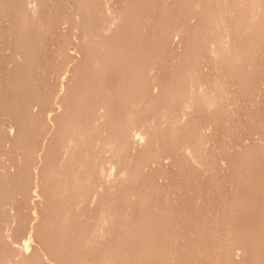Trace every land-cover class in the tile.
Segmentation results:
<instances>
[{
    "label": "bare ground",
    "instance_id": "6f19581e",
    "mask_svg": "<svg viewBox=\"0 0 264 264\" xmlns=\"http://www.w3.org/2000/svg\"><path fill=\"white\" fill-rule=\"evenodd\" d=\"M119 1V0H118ZM117 1V2H118ZM171 0H159L158 1V3H157V5H156V3L155 2H157L156 0H120L119 1V4H117L115 1H113L114 2V4L116 3V6H120V7H117L118 8V10H116V8L114 7V9H115V11L114 10H112V12H111V9H113V6H115L114 4H112V0H0V15H1V13H3V16L5 17V18H7V19H9V20H11L12 22H13V25L11 26V25H9L8 24V27L9 28H5V27H3V28H5L6 29V31L7 32H9L10 34V37H11V35H12V40L14 41H12L11 43H9V45H12V43H14L15 44V46L16 45H18V46H16V47H18V48H20V50H19V52L17 51V49H15V51H16V53L18 54H20L21 56H24L25 55V52H26V54L28 53V54H31V56H33V58L34 59H36V56H34L35 54V50L37 49V50H39V52H41V54H44V53H42V51H40V49H38L40 46H42V45H45V44H47V37H49V40H51L52 42L53 41H56L58 44H57V47L59 48H57L58 49V51H57V49H56V54L54 55V50H52L53 51V55L54 56H56V55H58L59 54V56H57V58H54V59H57V61L59 62V61H61V62H59V64H56V63H54L55 65H58V66H56V68H55V66H54V64H52L53 63V61H52V63H51V61L50 60H52L53 59V55H51V53H49L48 54V56L50 57V56H52V59H50L49 57H47V58H49V60H47V62H50L51 63V65H52V68L50 67L51 65H50V63H49V65L47 64V62L45 63V64H43V66H42V64H41V66H39L38 67V63L37 62H40L41 61V59H42V57H41V59H40V56H39V58H37V59H39L36 63L38 64L37 65V69L35 68V67H33L34 65H36V64H34V63H32L33 64V66H31L30 67V65L28 66V65H25L24 63H28L27 62V60L29 61V59L27 58H25L26 59V62L24 61V63H23V60H22V64H23V66L22 65H20L21 64V62H20V64L19 63H17V64H19V65H17V66H12L11 67V69L13 68V71L12 72H14L13 73V75L17 72L16 70H21L22 71V69L20 68L21 66H22V68H23V73L26 71V73H25V75L23 74V73H21V72H19V73H21L20 75H21V77L22 76H24L23 78H25V81H26V78L27 77H25V76H29V75H33V73L34 72H36L37 70H39V71H43V69L41 68V70L39 69L40 67H45V68H47L46 66H49L48 68H51V75L50 76H54L55 74L54 73H56V74H59V73H61L62 74V72H65V71H67L68 69V71H70L71 70V72H72V70H76L77 72H79V74L77 73V74H75V75H77L78 76V81L75 83V86H73L72 85V87H73V90L72 91H70V93L69 92H66V95L65 94H62V92L63 93H65L62 89H59V91H58V93L56 92V95H55V98L57 99L56 101H55V107H56V105H59L60 106V108H62L63 106H65V105H67V107H69L68 108V110H67V119H69L68 121H67V119L65 120L66 122H64V123H62V124H58L60 127L59 128H61L60 130H62V132L64 133L63 135H67L68 136V138L69 139H67V136H66V139L67 140H65V136H63V140H60V141H55L54 139H50V140H48L49 142H46L47 143V146L45 147V152H46V158H45V161H47L46 163L50 166V168H51V170H50V172H53L54 174H55V178H56V180H57V183L56 184H53L51 187L49 186V185H51L49 182V185H47L48 183H45L46 184V186H48L49 188L47 189V190H50V191H48L49 193H51V195H52V198H51V196L50 195H48L50 198H51V200L49 201L48 199H49V197L47 198V200L51 203V201L53 200V198L55 199V203H53V205H54V207H53V209H51L52 207L51 206H53V205H49V202H47V203H45L44 205H47L46 207H48L47 209H46V207H45V209H46V211L45 212H47L48 213V211H49V219H47V220H45V221H42V222H37L36 221V219H37V217L36 218H33V220L35 221V223L37 222V225H38V228L40 229V230H38V231H40V235L41 236H43L44 237V240H45V242H43L41 239H43V238H41L40 239V241H42V243H44L43 245V247H44V249H43V247L41 248L40 246H42L41 244H37V246L39 245V248H29V246H30V241L31 240H34L35 239V237H37V233L36 232H38L37 231V229L36 230H34V234H33V236H34V239L31 237V235L29 236V234L28 233H31V231H32V228L34 229V227H36V226H34L35 224H34V222L32 221V218L30 219V222L28 221L29 219H26L27 217H25V219H24V217L23 216H21L22 215V213H23V215H25V213L26 212H28L29 210V205H31L32 206V204H30V203H33V202H31L30 201V203H29V200H31V199H28V196L27 195H25L26 193H25V190L26 189H28L29 190V188H26L25 186L27 185V184H30V183H28V180H27V178L29 179V182H32L31 180V178H29L30 176L29 175H31V174H29V173H31L30 171H28L29 173L27 174V170L26 169H28L27 168V165H26V169H24L25 168V166L23 165V167L24 168H19V169H21V173L19 172V174L20 175H17V172H16V170H15V172H14V170H11V168H8L7 169V172L8 171H13L14 173H16V174H14V175H17V176H21V174L23 173H25L26 172V174L28 175V176H26L25 177V183H27L26 185H22L23 184V182H24V180H23V182L21 181V182H19V183H21V187L23 186V188H26L25 190L24 189H21V187H19V190L21 189L24 193V196L27 198V199H24L23 197H22V191H17L16 189H17V187L19 186H17V187H14V189H15V192L18 194V192L21 194V198L22 199H24L22 202H24V201H26V203L24 202V206L22 207H20V205L18 206V208H16L15 207V209H17L16 211L18 212V210L19 209H23V208H25L26 207V205L28 204V207H26V208H28L27 209V211H26V209H25V213L24 212H22L21 213V211H19L18 213H20L19 214V216L22 218L23 217V219H18V217H16L18 220H19V222H17V223H20L21 222V220H24V221H22L23 223L24 222H26V223H31V221L33 222V226L34 227H32L31 228V231L30 232H26V234L28 235L27 237H30L31 239H28V240H30V241H28L27 240V242L29 243V246L28 247H26V249L28 250V248L29 249H33V250H36V251H34L33 253H36L37 252V254H35L34 256L35 257H33V254H32V259H26V258H28L29 256L31 257V254H30V250H29V252L27 251V255H28V257L25 255L26 254V251H24L23 249H25V247L24 246H26V245H22L23 247L21 248H19V246L18 247H16L15 246V244L14 243H12L13 242V240H12V242H11V240L8 238L9 236H10V231H14L15 229H19V228H16L17 227V225H19V224H15L16 222H15V220H14V216H13V214L12 213H9V212H11V210L8 212L7 210H6V208H4L3 206H8V205H6L7 203H8V201H9V197H11V198H14L15 196V192H14V189H11V188H13V187H11V188H1V190H0V192H1V196H0V203H2V209H0V264H134V263H137V261H139V263L141 262L140 260V255H139V253L141 254V256L143 255H145L143 258H144V260H142L143 262H142V264H174V262L172 261L173 259L175 260L176 258H177V261H178V257L176 256V257H173V256H171V255H173L172 254V252H174L176 249H173V247L171 248V246H172V243L174 242V237L173 236H175V238L176 239H179V235H180V237H181V234H182V232H180L179 230H177V229H179L180 228V226H178L177 224H185L186 222H191V221H193L191 218H196V219H198L197 221H199V218L198 217H200L201 216V211L202 212H204L203 214H202V216L201 217H205V211H203L205 208H204V206L202 205V203H201V205H202V209H198V207H201V205L199 204V203H197L196 205H200V206H198L196 209V211L198 212V210H199V213H197V215H199L200 214V216H195V214L193 215V213L195 212L194 211V207H196V205L194 204L195 203V201L198 199V198H200L199 196H197L198 194H200V193H198L199 192V190H197L196 189V191H195V189H194V191H195V193L197 192V194H196V196H190V192H192V190L190 191V186L191 185H189V184H185V186L186 185H188L189 187H187V188H185L186 190L188 189V192H189V195L187 194V191L186 192H184V193H186L187 194V196L188 197H190V198H192V197H194V203H187L188 201L186 200V203H184V205L182 204L181 205V202H183V201H181L180 202V205L181 206H185V204L186 205H189L188 207H190V204H191V207L190 208H192V205L194 206L193 207V212H190L189 214L192 216V217H190V219H191V221H188L189 219H187V221L186 222H184L185 220L183 219V218H186V217H184V215H182V214H179V215H177V213H182V212H180V211H183V210H179L181 207L180 206H178L179 204H177L176 202V200L177 199H180V197H181V195H180V197L178 198V196H179V194L181 193V187L178 185V183L176 184L175 182V184H173V183H168V181L170 182V178L173 176V175H171V177L169 178V174H167V175H169V176H167L166 175V177H167V179H168V181H167V179L165 178V173H164V176H163V172H164V170H163V172L162 171H159V169L158 168H160L161 166H159V164L157 165L156 163V160H157V157H159V155H160V147H159V153H158V151H155V153H154V155L152 156V158L151 159H153V158H155L156 160L154 161V162H152V161H150L151 159H146L147 161H149V162H152L154 165L156 164L157 166H159V167H157L156 165V168H157V170L159 171V172H157V177L154 175V178H152L153 177V175H151L150 174V171L149 170H146V171H148L149 172V175L151 176V180L148 178V177H150V176H148V174L146 175V176H144V175H140L141 176V178H143V176H144V180L142 181V180H140L141 178H139V180L137 181V172H139L140 174H142L141 173V171L140 170H142L143 168L141 167V169H140V167L137 169L138 171H136V170H134L135 169V167L136 166H133V162H135V163H137L136 165L138 166L139 164H138V162H136V161H132L133 160V158H132V156H131V158H132V160L130 161V165H132V166H130L129 165V163H127L128 165L126 166V164H124L123 163V166H122V162L121 161H123L124 162V160L129 156V155H131L130 153L132 152V147H130V146H132L131 145V141H132V138H134L133 139V141H135V139L136 138H138V137H134L135 135H133L132 136V127L133 126H136L135 124L136 123H138V122H136V118L137 117H139V118H141L145 113H147V112H150L147 108L150 106V105H154V104H156V106H157V102H158V104H159V102H161V101H163V104H164V101H167L168 100V102L170 103V100H172L171 99V97L173 96L174 98H173V102L175 101L176 102V104H178L177 102L179 101V103L181 104V102H182V96H185V95H183L184 93H182V91H184V90H182L181 89V87L180 86H182V85H180L179 84V87H180V89H181V91H180V89L176 86V87H173L172 86V84H171V86H172V91L169 89V91H171L172 92V95L170 96L169 94V92H167L168 93V95L166 94L165 95V97H160V99H158V97H157V99H152L151 98V96L148 94V92L149 93H151V91H148V90H146V89H148V87L146 86L147 84L145 83V80L146 81H148V78H149V76H150V74H151V72H153L154 70H155V66H156V64H157V62L159 63V61L161 60V59H163V62H164V58L165 57H167L166 55H165V52H163L162 51V49L164 50V46H163V44L165 45L167 42L169 43V41H170V36L171 35H174V36H178L179 35V38L180 39H182V40H184V35L185 34H187V33H185V31L186 32H190L191 30L190 29H188L189 31H187V30H185L186 29V25H188V21H189V19H184L185 21L186 20H188V21H186L187 22V24L185 25V23H183L184 24V26H185V29L184 28H182V25L183 24H181V26H180V23H182V22H180V20L178 19L177 20V16H175V14H174V16L172 17V13L171 14H169V15H167L168 14V12H167V9H169V8H171L170 7V5H172V3L174 4V2L173 1H177V0H173L172 2H170ZM202 1H206L205 3H207V2H209L210 1V3L212 2V0H196L195 2L198 4V2H200V4L202 3ZM219 1V4H220V1L221 0H218ZM217 1V2H218ZM237 1V0H236ZM235 0H233L232 1V4H233V2H236ZM246 1V0H245ZM248 2H252V0H247ZM246 1V2H247ZM261 1H263V0H261ZM261 1H259V2H261ZM110 2H111V4H110ZM180 2H181V6H182V8L184 9L183 11L185 12V10L186 9H189V8H191L190 9V11H193L192 10V6H193V0H180ZM180 2H178V3H180ZM223 3L222 4H225V6H227L228 8L227 9H229V4H231V3H229V1H227V3L225 2L224 3V0L222 1ZM255 2H257V0L256 1H254V3ZM171 3V4H170ZM194 4V5H197V4ZM203 4L202 3V8L203 9H206V10H204L205 11V13H208V12H206V11H208L209 10V16L211 15L210 13H211V8L209 7L210 5H207V4ZM262 3H264V2H262ZM261 3V4H262ZM109 4V5H108ZM200 4H198L199 6H200ZM237 4H239V6H235V5H237ZM237 4L235 3V4H233L235 7H239V8H237V9H239L240 10V13H239V11H237V9L236 10H234L235 8L234 7H232V10H234V11H237V13H239V15H240V17L238 16L237 18H236V16H235V18H234V20H236L237 19V21H235V26H234V30H235V32H236V34L235 35H237V32H240L241 31V34H242V31L243 30H245V29H247V27L245 26V25H247V22H249V21H252V20H249L247 17H246V15H248V14H246L245 15V13H247V12H243L242 11V9L241 8H244L243 6H242V4H243V2H237ZM253 4V3H252ZM256 4H258V3H256ZM110 5L112 6V8L110 7ZM179 5L180 4H178V7H179ZM197 5V6H198ZM215 5V4H214ZM263 6H264V4H262ZM257 6V5H256ZM259 6V5H258ZM169 7V8H168ZM194 7H196V6H194ZM67 8H68V10H70L69 11V13L66 15L65 14V12L64 11H66L67 12ZM167 8V9H166ZM198 7H196V9H197ZM210 8V9H209ZM251 8H253V6L251 7ZM180 10H181V7L179 8ZM178 9V10H179ZM195 8H194V10H196ZM208 9V10H207ZM213 9V8H212ZM231 9V8H230ZM253 9H255V5H254V8ZM256 9H259V7L258 8H256ZM73 10H75L74 12L76 13V10L78 11V17H79V19H78V23H77V19L75 20L76 21V23H74L73 22V19L71 18V16L72 15H70L69 17L72 19V21L71 22H73L75 25L76 24H78L77 26H81L82 28L84 27V31L83 30H81V29H79V28H76V27H74V28H76V31H70L71 29H72V27L70 28V27H67V30H65L66 32H64V31H62L63 33L62 34H60L61 33V31H59L60 33V35L59 34H55L54 32L56 31V30H54L55 28H57V27H59L63 22V24L64 25H67V22L69 21V19H67L68 18V15L69 14H74V12H72ZM177 10V11H178ZM211 10V11H210ZM215 10V9H214ZM252 10V9H251ZM163 11H166V15L164 14V12ZM168 11H170V10H168ZM182 11V12H183ZM187 11V10H186ZM216 11V10H215ZM234 11H229V14H230V12L231 13H233ZM35 12V13H34ZM108 12H110V13H108ZM157 12V14H159V15H161L160 13H162L164 16L163 17H165V19H167V20H171V19H173L174 17H176V19L174 18L173 20H177V22L179 23V24H177L176 22H173V20H171L172 22H173V24H171V22H170V24L171 25H169V26H165V24H166V22L164 23L163 22V25H161L159 22L161 21V19H164V18H161L160 19V21H159V18L160 17H157V19H158V23L160 24V25H158V23H156V27H150L149 29V33L148 32H146V33H148V35H142L141 33H142V31H144L143 30V28H145V26H146V24L149 22L150 23V19L152 18V17H154V19H155V16H158V15H156L155 13ZM188 12H189V10H188ZM254 12V11H253ZM258 13H260V11H257ZM263 12V11H262ZM111 13H116V15H114V17H113V15L111 14ZM236 13V12H235ZM250 13V12H249ZM256 13V12H255ZM40 14V16H37V15H39ZM45 14H47L46 15V19H44L43 18V15H45ZM77 14H74V15H77ZM110 15V16H108L107 17V15ZM154 14H155V16H154ZM177 14V13H176ZM189 14H191V12H189ZM262 14V13H261ZM187 15V14H186ZM206 15H208V14H206ZM205 15V16H206ZM213 15H215V13L213 14ZM216 15H217V13H216ZM231 15V14H230ZM233 15V14H232ZM235 15V14H234ZM233 15V16H234ZM236 15H238V14H236ZM249 15H251V14H249ZM253 15V14H252ZM256 15V14H255ZM254 15V16H255ZM259 15V14H258ZM263 15V14H262ZM182 16V15H181ZM191 16V15H190ZM202 16V20L203 21H200V23L201 22H205L206 23V21H205V18L207 17H205V18H203L204 17V15L202 14V15H200V17ZM209 16H208V18H209ZM218 16V15H217ZM72 17H76V16H72ZM195 17H197V15L195 16ZM213 17H215L216 18V16H213ZM220 17V16H219ZM1 18H2V16L0 17V20H1ZM122 18H124L122 21V25L121 26H118V24L120 23V20L122 19ZM193 18V17H192ZM210 18H211V16H210ZM223 18H224V16H223ZM255 18V17H254ZM260 18V17H259ZM261 18H263L262 16H261ZM260 18V19H261ZM164 19V20H165ZM219 19V18H218ZM222 19V18H221ZM6 20V19H5ZM152 20L153 19H151V23H152ZM166 20V21H167ZM200 20V19H199ZM207 20H209V19H207ZM220 20V19H219ZM254 20V19H253ZM255 20H257V19H255ZM262 20V19H261ZM2 21H4L3 19H2ZM8 21V20H7ZM116 21H118V24H116L117 22ZM154 21V20H153ZM217 20L215 19V21H214V18H213V22H214V24H215V26H216V29H215V27L213 28L212 27V19H211V22H207L208 24H207V26H209L210 25V31H212V43H210L211 44V46H212V49H211V47H209L210 48V51H211V53L210 54H212L213 55V58L212 57H210L211 58V60L212 61H216V62H214V63H216V65L215 64H213L214 66H216L215 67V69L217 68L218 70H217V72H219L218 73V75H217V79H218V87H219V89H220V91L221 92H223V93H225V91L224 90H227V89H224V85H226V81L227 80H225L224 78H226V79H230V77H231V75H234V73L236 72V70H238V69H236L235 71H234V68L236 67H234V68H231L232 67V65L230 64L231 63V60H233V59H239V58H243L241 55L242 54H244V52L241 54L240 52L241 51H234L233 53L231 52V51H233V46L231 45V44H233V43H231L232 41H234V40H232V41H230V39L229 38H231L230 36H228L226 33L225 34H223L224 32H222L221 30V28H223V26H221V22L220 21H218L217 22V25H218V23L220 24V26H221V28L218 26L217 27V25H216V22ZM260 21V20H259ZM71 22H69V24L71 23ZM125 22V23H124ZM155 22H157V20L155 21ZM162 22V21H161ZM224 22V21H223ZM222 22V23H223ZM258 22V21H257ZM264 22V21H263ZM262 22V25L264 24ZM6 23V22H5ZM3 24V25H6V24ZM73 23H71V25L70 26H72V24ZM124 23V24H123ZM154 23V22H153ZM169 23V22H168ZM199 22L197 23L198 25H201ZM205 23H203V24H205ZM259 23V22H258ZM1 24V23H0ZM115 24L117 25V26H115ZM196 24V25H197ZM245 24V25H244ZM250 24V23H249ZM248 24V25H249ZM3 25H0V26H3ZM115 27H117V28H119L118 29V32H116L117 31V28H116V31H115V33L116 34H114V31H113V33L111 32L112 30H114L113 29V27L114 26ZM151 25V24H150ZM259 25V24H258ZM258 25H256V26H258ZM45 26V27H44ZM62 26V25H61ZM113 26V27H112ZM154 26V25H153ZM205 26H206V24H205ZM228 26H230V25H228ZM246 27L245 29H243L242 27ZM264 26V25H263ZM147 27V26H146ZM190 28H192L191 26H189ZM188 27V28H189ZM194 27V26H193ZM196 27V26H195ZM198 28H199V26H197ZM2 28V27H1ZM0 28V29H1ZM63 28V27H62ZM148 28V27H147ZM201 28V27H200ZM200 28H199V30H200ZM213 28V29H212ZM218 28H220V29H218ZM251 28H252V26H251ZM258 29H259V27H257ZM4 29V30H5ZM60 29V28H59ZM85 29H86V31H85ZM112 29V30H111ZM196 29V28H195ZM202 30L200 31V32H203V34H204V31H205V33H206V31H208V30H205V28H204V26L202 25V28H201ZM204 29V30H203ZM216 30V31H214V33H213V30ZM239 29H243V30H239ZM261 29H263L262 27H261ZM53 30H54V32H53ZM75 30V29H74ZM111 30V31H110ZM148 30V29H147ZM227 30V29H226ZM236 30H239V31H236ZM248 30V29H247ZM260 30V29H259ZM2 31V30H1ZM1 31H0V33H1ZM57 31H58V28H57ZM194 31H198L197 29L196 30H194ZM209 31V32H210ZM225 31V30H224ZM228 31H229V28H228ZM108 32H111V34H112V36H109L108 37V35H106ZM199 32V31H198ZM197 32V33H198ZM199 32V33H200ZM226 32V31H225ZM230 32V31H229ZM260 32V31H259ZM57 33V32H56ZM119 33V34H118ZM145 33V32H144ZM252 33V32H251ZM151 34V36L152 35H154L156 38H157V40L155 39V43H157V44H153L154 43V41H153V43L151 42V40H150V37H149V35ZM202 34V33H201ZM203 34L201 35L202 37H204L203 36ZM207 34V33H206ZM206 34H204V35H206ZM264 34V33H263ZM74 36V35H76L75 36V39H76V37L78 38V42L77 41H75V43H74V40L72 41V38H71V36ZM192 35V34H191ZM210 35V36H211ZM232 35V34H231ZM190 36V35H189ZM196 36V35H195ZM233 36V35H232ZM238 37L240 36V35H237ZM236 36V37H237ZM263 36V35H262ZM1 37H3L2 35H1ZM7 37H8V35H7ZM92 37H93V39H96V38H98V39H96V41L95 42H93L92 40H90V39H92ZM202 37L200 38V40H202ZM245 37V36H244ZM250 37V36H249ZM5 38V37H4ZM11 38H10V40H11ZM154 38V37H153ZM210 38V37H209ZM252 38V37H251ZM169 39V40H168ZM175 39V38H174ZM189 39V38H188ZM204 40L206 39V36H205V38H203ZM245 39V38H244ZM249 39V38H248ZM253 39V38H252ZM9 40V41H10ZM77 40V39H76ZM193 40H195V39H193ZM200 40H198V41H200ZM92 41V43H90ZM165 42V43H161V42ZM197 41V42H198ZM207 41V40H206ZM248 41V40H247ZM246 41V42H247ZM7 42V41H6ZM77 42V43H76ZM174 42V41H173ZM194 42V41H193ZM202 42V41H201ZM237 42V41H236ZM250 42V41H249ZM249 42H247V44L246 45H249L248 43ZM51 43V42H50ZM160 43V44H159ZM167 43V44H168ZM174 43H176V42H174ZM182 43V42H181ZM190 43H192V42H190ZM189 43V44H190ZM200 43V42H199ZM204 41L202 42V44L204 45ZM208 43V42H207ZM8 44V43H7ZM24 44H26V46L24 45ZM56 43L54 42V45H55ZM170 44V43H169ZM171 44H172V42H171ZM187 44V43H186ZM185 44V45H186ZM206 44V43H205ZM210 44H209V46H210ZM238 44V43H237ZM162 45V46H161ZM191 46H192V44H190ZM189 45V46H190ZM197 44H195L193 47H196V48H188V49H186L185 50V52H181L182 54H184L185 56H186V59H187V57L189 58L190 56H194L196 53V51H195V49H197L198 47H199V45H197ZM203 45H200L201 47L203 46ZM241 45H243V44H241ZM262 45V44H261ZM13 46V45H12ZM31 46V47H30ZM32 46L34 47H36V46H38V48H36V49H32ZM74 46V47H73ZM170 46V45H169ZM207 46V45H206ZM237 46V45H236ZM244 46H245V44H244ZM250 46V45H249ZM249 46L247 47L246 46V48H248V49H246V48H244V47H242V48H244V49H242V51H244L245 50V54H249L248 52H249V50L251 49H249ZM9 47V46H8ZM46 47V46H45ZM163 47V48H162ZM167 47V46H166ZM187 47V46H186ZM204 47V46H203ZM208 47V46H207ZM239 46H237V48H238ZM241 47V46H240ZM261 47V46H260ZM12 50H13V47H10ZM10 48H8V49H10ZM15 48V47H14ZM23 48V50H21ZM42 48H43V46H42ZM46 48H48V47H46ZM53 48V47H52ZM55 48V47H54ZM102 48L104 49V48H106V49H104V50H106V51H102ZM168 48V47H167ZM257 48V47H256ZM10 49V50H11ZM26 49H30V50H32V52L31 51H28V50H26ZM173 49V48H172ZM205 49V48H204ZM11 50V51H12ZM33 50H34V53H33ZM72 50H74L75 51V53L77 54V56H79L82 60H80V61H82L80 64L78 63V64H76L77 63V58L76 57H74V54H72L71 53V51ZM171 50V49H170ZM202 50V49H201ZM200 50V51H201ZM248 52H247V51ZM73 51V52H74ZM102 51V52H101ZM165 51H166V49H165ZM168 51H169V49H168ZM167 51V52H168ZM174 51V50H173ZM251 51V50H250ZM104 52V53H103ZM207 53V51L205 50L204 52L202 51V55H203V53ZM209 52V51H208ZM12 53H15L14 51L13 52H11L10 53V55L12 54ZM22 53V54H21ZM164 53V54H163ZM169 53H170V51H169ZM19 54L16 56V54H12L13 56L15 55L17 58H18V56H19ZM36 54H37V52H36ZM40 53H38V55H41ZM45 54H46V52H45ZM163 54V55H162ZM209 54V55H210ZM2 55V54H1ZM37 55V56H38ZM47 55V54H46ZM169 55V54H168ZM201 55V56H202ZM254 55V54H253ZM4 56V55H3ZM30 56V55H29ZM42 56V55H41ZM165 56V57H164ZM185 56H183V58L185 57ZM198 56V55H197ZM196 56V57H197ZM201 56H199V57H201ZM206 56H208V53H207V55ZM211 56V55H210ZM10 57V56H9ZM12 57V56H11ZM10 57V58H11ZM16 57H12V58H16ZM58 57H61L62 59H58ZM11 58V59H12ZM169 59H170V57H168ZM171 58H173V57H171ZM182 58V59H183ZM191 58V57H190ZM205 58V57H204ZM208 58H209V56H208ZM207 58V59H208ZM1 59V58H0ZM7 59H8V57H7ZM11 59H8V60H11ZM20 59H21V57H20ZM22 59H24V58H22ZM24 59V60H25ZM31 59H32V57H31ZM30 59V61H32ZM76 59V60H75ZM79 59V58H78ZM185 59V58H184ZM185 59V60H186ZM197 59V58H196ZM244 59V58H243ZM3 60V59H2ZM5 60H6V57H5ZM13 60V59H12ZM11 60V61H12ZM43 60V59H42ZM173 60V59H172ZM204 60V59H203ZM11 61H7L6 60V62L8 63V64H10V65H12L11 64ZM14 61L16 62V59L15 60H13V64H15L14 63ZM35 61V60H34ZM57 61H55V62H57ZM167 61V60H166ZM179 61V60H178ZM194 61V60H193ZM193 61H191V62H193ZM199 61V60H198ZM201 61V60H200ZM204 61H206V60H204ZM235 61V60H234ZM234 61H233V63H234ZM241 61V60H240ZM244 60H242L241 62H243ZM2 62V61H1ZM19 62V61H18ZM41 62H43V61H41ZM169 62V61H168ZM189 63L190 65H192V63ZM236 62V61H235ZM239 62V61H238ZM30 63V62H29ZM70 63L73 65H70ZM182 63V62H181ZM181 63H178V65L180 66V68L179 67H177L176 66V68L178 69V70H174L173 72H175V74H172V81L173 82H175L174 80H181V79H183L182 77H185V75L187 76L188 74H187V70H188V67H186L185 66V68H184V66L182 65H180ZM199 63V62H198ZM201 63V65H202V62H200ZM204 63V62H203ZM211 63V62H210ZM213 63V62H212ZM3 64V63H2ZM167 64V63H166ZM177 64V63H176ZM206 64H208L209 65V63H207L206 62ZM239 64V63H238ZM242 64V63H241ZM240 64V67L242 66ZM244 64H245V62H244ZM243 64V65H244ZM6 65V64H5ZM24 65L25 66H27V68L26 69H24ZM45 65V66H44ZM75 65V66H74ZM213 65H211L210 64V66H213ZM237 65V64H236ZM7 66H9V65H7ZM7 66H6V68H7ZM18 66H19V69H17L18 68ZM54 66V67H53ZM159 65L157 64V67H158ZM238 66V65H237ZM254 66V65H253ZM15 67H17V68H15ZM172 67V66H171ZM170 67V68H171ZM203 67V66H202ZM207 67V66H206ZM240 67H238V68H240ZM243 67V66H242ZM47 68V70L46 71H48L49 69ZM55 68V69H54ZM159 68V67H158ZM167 68H169V66L167 67ZM174 68V67H173ZM190 68H191V66H190ZM212 68V67H211ZM1 69V68H0ZM14 69H16V70H14ZM31 69H32V71H31ZM35 71H34V70ZM80 69H81V71H80ZM172 69V68H171ZM204 68H202L201 70H202V72L201 73H205V72H207L208 70H203ZM207 69H210V67L209 68H207ZM213 69V68H212ZM234 71H232V70ZM240 69H242V68H240ZM239 69V70H240ZM244 69V68H243ZM248 69H249V67H248ZM25 70V71H24ZM44 70V72H46ZM79 70V71H78ZM158 70V69H157ZM160 70H161V68H160ZM192 70V69H191ZM214 70V69H213ZM212 70V71H213ZM223 71L222 73L220 72V71ZM230 70H231V72L233 73V74H231L230 73ZM238 70V71H239ZM252 70V69H251ZM260 70V69H259ZM30 71H31V74H30ZM34 71V72H33ZM196 71V70H195ZM194 71V72H195ZM237 71V72H238ZM242 71V70H241ZM43 72V73H44ZM50 72V71H49ZM80 72H81V75H80ZM161 72V71H160ZM190 72V71H189ZM188 72V73H189ZM216 72V70L214 71V74H216L217 73ZM224 72L226 73V74H224ZM244 72V71H243ZM243 72H240L241 74L243 73ZM247 71L245 70V72L243 73V74H245ZM254 72V71H253ZM261 72V71H260ZM74 73V72H73ZM211 73V72H210ZM72 74V73H71ZM71 74H69V76L71 75ZM160 74V73H159ZM191 74V73H190ZM212 74H213V72H212ZM226 75V76H223V75ZM231 74V75H230ZM249 74V73H248ZM257 74V73H256ZM63 75V74H62ZM74 74H72L71 76H73ZM238 75V76H237ZM237 75H235L234 77H239V74H237ZM246 75V74H245ZM245 75H241L240 77H239V79L241 78V81H243V82H245L244 81V79L246 80V76ZM253 75V74H252ZM251 75V76H252ZM9 76V75H8ZM16 76H17V78H21V77H18V75H17V73H16ZM80 76V77H79ZM106 76H109V77H116V80H115V83L114 82H112V81H114V80H110V78H109V82L108 81H106L105 80V77ZM170 76V75H169ZM216 76V75H215ZM257 76V75H256ZM255 76V77H256ZM261 76V75H260ZM259 76V78H261ZM32 77V76H31ZM56 77V76H55ZM74 78L73 79H76L75 77L76 76H73ZM151 77V76H150ZM190 77V76H189ZM199 77V76H198ZM206 77V76H205ZM204 76H203V78H205ZM224 77V78H223ZM228 77V78H227ZM16 78V80H18ZM48 78V77H47ZM57 78H59L58 76H57ZM107 78V77H106ZM152 78V77H151ZM154 78V77H153ZM162 78H165V77H162ZM186 78V77H185ZM202 78V77H201ZM202 78V79H203ZM208 78V77H207ZM233 78V77H232ZM242 78H243V80H242ZM264 78V77H263ZM262 78V79H263ZM13 79V78H12ZM28 79V78H27ZM32 79H33V77H32ZM45 79V78H44ZM54 79H56V78H54ZM115 79V78H114ZM157 79V78H156ZM197 79H199V78H197ZM224 80L225 82L222 84L221 82L222 81H220V80ZM238 79V78H237ZM237 79H235V80H237ZM7 81L8 80H11V79H6ZM14 80V79H13ZM16 80H15V82H16ZM20 80H22V81H20V83L21 82H23L24 80L21 78ZM34 80V79H33ZM51 80V79H50ZM49 80V81H50ZM149 80H150V78H149ZM164 80V79H163ZM163 80H162V82H163ZM189 80V79H188ZM192 80V79H191ZM210 80H211V78H210ZM215 80L216 79H214V81L213 82H215ZM231 80V79H230ZM258 80V79H257ZM260 80V79H259ZM258 80V81H259ZM264 80V79H263ZM263 80H261L262 82H263ZM28 81H30L29 79L26 81V83L24 82V84H25V86H24V89H26L27 88V86H29L30 87V89H31V86L29 85V83H32L31 81L28 83V85H27V82ZM57 81H58V79H57ZM152 79L149 81L150 82V85L152 86L153 84H154V82H156V80L152 83ZM160 81H161V79H160ZM165 81V80H164ZM168 81L171 83V81L168 79ZM182 81V80H181ZM202 81V83L204 82L203 80H201ZM208 81V80H207ZM232 81V80H231ZM240 81V80H239ZM238 81V82H239ZM240 81V82H241ZM9 82L11 83V81H8V84H9ZM14 82V81H13ZM12 82V83H13ZM18 82H19V80L17 81V84H18ZM33 82H35V81H33ZM60 82H63V81H60ZM60 82H59V84H60ZM65 82V81H64ZM62 83L63 85L65 84V83ZM68 82V81H67ZM106 82V83H105ZM107 82L108 83H112V85H113V83H114V85H113V87H110V90L112 91L111 93L112 94H110L109 93V96H108V91L109 90H106V89H109V87H108V85L106 86V84H107ZM157 82H159V79H158V81ZM156 82V83H157ZM167 82V81H166ZM172 82V83H173ZM180 82V81H179ZM178 82V83H179ZM206 82V81H205ZM212 82V83H213ZM232 82H236V81H234V79H233V81ZM240 82H239V84H240ZM257 82V81H256ZM260 82V81H259ZM261 82V83H262ZM11 83V84H12ZM49 83V82H48ZM58 83V82H57ZM145 83V84H144ZM148 83V82H147ZM164 83V82H163ZM169 83V84H170ZM196 83V82H195ZM200 83V82H199ZM201 83V84H202ZM217 83V81L214 83V84H216ZM230 83V82H229ZM228 83V85H230ZM242 83V82H241ZM258 83V82H257ZM14 84H16V83H14ZM16 84V85H17ZM24 84H22V85H24ZM34 84V83H33ZM162 84V83H161ZM161 84H156V87L155 88H153V90H156V88L157 89H159V87H157L158 85L159 86H161ZM165 84V83H164ZM167 84H168V82H167ZM169 84H168V87H169ZM182 84V83H181ZM213 84V85H214ZM260 84V83H259ZM10 85V84H9ZM13 85V84H12ZM22 85H20L19 84V86L17 85V87L15 86V91H14V96L13 97H17V95H16V93H17V90H20L21 92H23V94H24V89H23V86ZM50 85H52V83L50 84ZM112 85H109V86H112ZM176 85H177V82H176ZM204 85H205V83H204ZM203 85V86H204ZM210 85V84H209ZM220 85V86H219ZM234 85V84H233ZM241 85H245V83L244 84H240L239 86H240V89H239V92L238 93H240L238 96H240L241 95V93H245L244 95H246L247 93H249L250 94V92L252 93V91L250 90L249 91V89H247V87H249V86H246L247 85V83H246V85H245V89H244V87H243V89H242V87H241ZM261 85V84H260ZM260 85H258L257 84V86L259 87ZM263 85H264V83H263ZM263 85H262V87H263ZM21 86H22V89H20L21 88ZM33 86V85H32ZM38 86V85H37ZM106 86V87H105ZM148 86H149V83H148ZM154 86V85H153ZM152 86V87H153ZM162 86H164L163 84H162ZM165 86H167V85H165ZM175 86V85H174ZM187 86V85H186ZM211 86V85H210ZM215 86H217V84L216 85H214V86H212L211 87V89L210 90H215L214 89V87ZM222 86H223V88H222ZM232 86V85H231ZM256 86V87H257ZM9 87V89H12V86L10 87V86H8ZM14 87V86H13ZM34 87V86H33ZM47 87V86H46ZM52 87V86H51ZM150 87V86H149ZM152 87H151V89H152ZM200 87H202V86H200ZM226 87H228L227 85H226ZM252 87V86H251ZM255 87V86H254ZM257 87V88H258ZM261 87V86H260ZM106 88V89H105ZM17 89V90H16ZM29 89V90H30ZM113 89V90H112ZM135 89H136V91H137V93H136V91H135ZM163 89H164V87H163ZM174 89V90H173ZM205 89H206V85H205ZM216 89H217V87H216ZM236 89H237V87H236ZM248 90V92L246 93V92H241V91H244V90ZM2 92H3V87H2ZM23 90V91H22ZM37 90V89H36ZM38 90H40V87H39V89ZM42 90V89H41ZM40 90V91H41ZM55 90V89H54ZM54 90H52V91H54ZM58 90V89H57ZM57 90H55V91H57ZM159 90H161V92L163 91L162 90V87H161V89H159ZM230 90V89H229ZM235 90V89H234ZM238 90V89H237ZM8 91V90H7ZM20 91H18V93L20 92ZM31 91V90H30ZM51 91V92H52ZM54 91V92H55ZM66 91V90H65ZM68 91V90H67ZM148 91V92H147ZM167 91H168V89H167ZM219 91V90H218ZM219 91V92H220ZM260 91H261V89H260ZM262 91H264V89L262 90ZM4 92H6V91H4ZM25 92H26V90H25ZM28 92V91H27ZM26 92V93H27ZM33 92H34V90H33ZM36 93H37V91H35ZM34 92V93H35ZM156 92V91H155ZM161 92L159 91V93H160V95H161ZM207 92V91H206ZM216 92V90L213 92V94ZM218 92V93H219ZM232 92V91H231ZM1 93V92H0ZM11 93H13V89L11 90ZM25 93V94H26ZM42 93V92H41ZM46 93V92H45ZM163 93V92H162ZM166 93V92H165ZM182 93V94H181ZM190 93V92H189ZM196 93V92H195ZM208 93V92H207ZM229 93V92H228ZM4 94V93H3ZM24 94V95H25ZM32 93H30L29 94V92L26 94L27 95V97L25 98V97H21V96H19V94H18V96L19 97H17V98H21V100L23 99V98H25V100H22V101H25L24 103H28L31 99H32V103H31V101L29 102L30 104H31V106L30 107H34V100H37V98H36V96H34L35 94H33V95H31ZM136 94L138 95V94H140V96L138 95V97H140L139 99H140V101H138V97L136 96ZM153 94H154V92H153ZM197 94V93H196ZM200 94V93H199ZM216 94V93H215ZM214 94V96H216ZM219 94H222V93H219ZM217 95L218 97L220 96V95ZM230 94V93H229ZM258 94V93H257ZM2 95V94H1ZM13 95V94H12ZM11 95V96H12ZM20 95H22L21 93H20ZM45 95V94H44ZM51 95V94H50ZM159 95V96H160ZM164 95V94H163ZM201 95H202V93H201ZM223 95V94H222ZM237 94H236V92H235V94H234V96H236ZM256 95V94H255ZM254 95V96H255ZM5 96V95H4ZM3 96V97H4ZM170 97V98H168V97ZM190 96V95H189ZM188 96V97H189ZM212 96V95H211ZM210 96V97H211ZM225 96V95H224ZM227 96V95H226ZM229 96V95H228ZM238 96H236V97H238ZM250 96V95H249ZM9 97H10V95H9ZM13 97H11V98H13ZM45 97H47V96H45ZM58 97V98H57ZM187 97V96H186ZM198 97V96H197ZM196 97V98H197ZM205 97V96H204ZM203 97V98H204ZM233 97V96H232ZM235 97V98H236ZM242 97H243V95H242ZM241 97V98H242ZM248 97V96H247ZM252 97V96H251ZM49 98V97H48ZM51 98V97H50ZM154 98V97H153ZM166 98V99H165ZM168 98V99H167ZM190 98H191V96H190ZM199 99H201V96L200 97H198ZM207 98H208V96H207ZM215 98V97H214ZM225 98V97H224ZM241 98H239L240 100H241ZM250 98V97H249ZM259 98H260V96H259ZM13 99H15V98H13ZM12 99V100H13ZM188 99V98H187ZM217 99V98H216ZM238 99V98H237ZM243 99V98H242ZM252 99H254V98H252ZM18 100V99H17ZM16 99H15V104H17V103H19L20 101H17ZM157 102H156V101ZM180 100H181V102H180ZM193 99H191V101H192ZM195 100V99H194ZM202 100V99H201ZM207 101L209 100V98L208 99H206ZM206 100L205 99H203L202 101H200V100H198L197 99V102H199V104H198V113L200 114V116H198L199 117V120L195 117V116H193V117H195L197 120H198V122H199V124H197V123H195V124H197V129H195V130H197V134H194V136H196V138H198V141H196L195 139V141H196V143L194 144L193 143V141H191V143H193V145L191 144V143H189L188 142V146H193L194 148H192V150H194V154L192 153V152H190V150H189V147L187 146V141H186V143H185V149L183 148V146H182V144L185 142H179V140H178V142L179 143H181V147L179 148V149H184V151H186V153H187V151H189L190 152V154L192 153V155L191 156H194L193 157V160L195 161V163L198 165V169H200V170H198L197 168V170H198V172H199V177L197 176L198 174L196 173H194V172H196V170L193 172L194 173V176L196 177H198L199 178V180L204 176V178H205V173L207 172V170H205V168L207 167V165H205V160H206V158H208L209 157V153H207L206 151H207V147H208V145H206V144H208L211 140H209V142L207 141V143H206V141H205V139H207L205 136L209 133V130L210 129H208L209 128V126L212 124V122H214L215 123V121H213L214 119H215V113L217 112V111H215V107L217 106V104H216V106L215 107H211V106H214V103L213 102H210L209 101V104L207 105V107H205V105L208 103H206ZM212 100H213V98H212ZM223 100V99H222ZM247 100V99H246ZM8 101L10 102L11 101V99H8ZM17 101V102H16ZM52 101V100H51ZM242 101H244V100H242ZM248 101V100H247ZM246 101V102H247ZM8 102V103H9ZM13 102H14V100H13ZM12 102V103H13ZM46 102V101H45ZM59 102H61V104L59 103ZM142 103L144 106H145V108L147 109V111L145 112V113H143V115H141L140 114V111H138L137 109H142L143 107V105L142 104H138V103ZM173 102L171 101V103L173 104ZM188 102H190V101H188ZM194 102V101H193ZM223 102V101H222ZM252 102H253V100H252ZM11 103V104H12ZM41 103V102H40ZM40 103H39V107L41 106L40 105ZM49 105H50V103H49V101L47 102ZM136 103L138 104V105H141V107L140 106H138V105H136ZM183 103V102H182ZM192 103V102H191ZM191 103H189V104H191ZM215 103H217V102H215ZM221 103V102H220ZM227 103V102H226ZM14 104V105H15ZM20 104L21 105H23L22 103H19V104H17L18 105V107L20 106ZM25 104V106H27ZM29 104V105H30ZM32 104H34V105H32ZM46 104V103H45ZM44 104V105H45ZM114 105V104H116L115 106H117V107H112L111 105ZM161 104V103H160ZM179 104V105H180ZM195 104H196V102H195ZM8 105V104H7ZM42 105H43V103H42ZM136 105V106H135ZM168 105V104H167ZM245 105V104H244ZM254 105H255V103H254ZM253 105V106H254ZM259 105V104H258ZM257 105V106H258ZM12 106H13V104H12ZM12 106H10V103H9V105H8V107L10 108V109H12ZM25 106H22V108L21 109H23V107H25ZM62 106V107H61ZM111 106V107H110ZM129 106V107H128ZM134 106V107H133ZM138 106V107H137ZM147 106V107H146ZM169 106V105H168ZM168 106L167 107H165L166 108V111L165 110H163L164 112H167L166 114L168 115L167 117H166V115H165V113L164 114H162V115H165L164 116V118L162 119V118H160L161 117V115H158V114H160V113H155L156 115H158V118L160 119V121L161 122H163L164 123V125H165V122H167V120H166V118H168V117H170L169 119H170V121L171 122H173V123H171L170 121V123L173 125L174 123H175V121H176V117H177V114L179 115V117L183 114H181L180 112H173V108H172V111H171V108H170V111H167V108H168ZM175 106V105H174ZM176 106H178V105H176ZM175 106V107H176ZM184 106V105H183ZM199 106H201V107H199ZM204 106V107H203ZM209 106V107H208ZM225 106V105H224ZM246 106V105H245ZM17 107V106H16ZM21 107V106H20ZM19 107V108H20ZM45 107V106H44ZM55 107H53V108H55ZM153 107H155V106H152V108L151 109H153ZM186 107H187V105H186ZM196 107H197V105H196ZM195 107V108H196ZM251 107H252V105H251ZM6 109H7V106L5 107ZM98 108H100L101 110H103V115H101V116H99L98 114H97V109ZM135 108H137L136 110H135ZM144 108V109H145ZM149 108V109H150ZM159 108H161V107H158V109ZM162 108H164V107H162ZM191 108V107H190ZM194 108V107H193ZM217 108V107H216ZM230 108V107H229ZM246 108V107H245ZM244 108V109H245ZM249 108V107H248ZM1 110L3 109V107H1L0 108ZM6 109H5V111H6ZM10 109H8L10 112H11V114H12V112L14 113L17 109L16 108H14L13 107V109L15 110V111H12V110H10ZM20 109V110H21ZM175 109V108H174ZM192 109V108H191ZM190 109V110H191ZM228 109V108H227ZM231 110H233L232 108H230ZM241 109V108H240ZM253 110H254V108H252ZM259 109V108H258ZM257 109V110H258ZM27 110H29L28 111V114L30 113V110L31 109H28V106H27ZM34 110H35V108H34ZM34 110H32L33 112H35ZM40 110V109H39ZM47 110V109H46ZM66 109H64V111H65ZM99 110V109H98ZM143 110V109H142ZM162 110H160V112L162 111ZM168 110H169V108H168ZM185 109H183L182 111H184ZM216 110H218L219 111V109H216ZM223 109H221V111H222ZM225 110V112L226 113H230V114H232L231 112H230V110H226V108L224 109ZM223 110V111H224ZM235 110V109H234ZM250 110V109H249ZM17 111H19V109L17 110ZM23 111H26V108H25V110L23 109ZM52 111H53V109H52ZM73 111H74V113H76L77 114V116H75V115H72L73 114ZM158 112H159V110H157ZM213 111H215V112H213ZM237 111V110H236ZM240 111V110H239ZM243 111V110H242ZM244 111H246V110H244ZM4 112V111H3ZM9 112V113H10ZM32 112V113H33ZM41 112V111H40ZM43 112V111H42ZM66 112V111H65ZM68 112H71L72 114L70 115V113H68ZM152 112V111H151ZM233 112V111H232ZM250 112V111H249ZM248 112V113H249ZM254 112V111H253ZM263 112V111H262ZM5 113H7V112H5ZM4 113V114H5ZM24 113H26V115H22V114H20V116L22 115L23 117H27L28 116V114H27V111L26 112H24ZM44 113V112H43ZM51 113V112H50ZM56 113V112H55ZM100 113V112H99ZM197 113V114H198ZM226 113H225V115H226ZM245 113V112H244ZM259 113H260V111H259ZM259 113H258V115H259ZM11 114H9L10 115V117H11ZM16 114V115H15ZM15 117H11V118H15V120H14V122L12 123V125L11 126H13L14 127V125H15V121H16V116H17V112H15ZM31 114V113H30ZM37 114V113H36ZM47 114V113H46ZM149 114V113H148ZM152 114V113H151ZM181 114V115H180ZM221 114H223L222 112H221ZM221 114H220V116H221ZM247 114V113H246ZM255 114V113H254ZM256 114H257V112H256ZM255 114V116H257ZM19 115V114H18ZM34 115V114H33ZM32 115V116H33ZM52 115H53V113H52ZM141 115V116H140ZM145 115H147V114H145ZM145 115H144V117H145ZM154 115V114H153ZM224 115V114H223ZM229 115V114H228ZM237 115V114H236ZM241 115V114H240ZM249 115V114H248ZM247 115V116H248ZM262 115V114H261ZM12 116H13V114H12ZM19 116V117H20ZM35 116V115H34ZM50 116V115H49ZM183 116V115H182ZM181 116V117H182ZM209 116H211V117H209ZM220 116L218 115H216V117L218 118L219 117V119H221L220 118ZM243 116V115H242ZM246 116V115H245ZM246 116V117H247ZM254 116V117H255ZM4 117V116H3ZM2 117V118H3ZM8 117V116H7ZM29 117V116H28ZM38 116H36V118H37ZM44 117V116H43ZM149 117V116H148ZM152 116H150V118H151ZM154 117V116H153ZM155 117H157V116H155ZM181 117H180V119H181ZM184 117H186V116H184ZM214 117V118H213ZM222 117V116H221ZM225 117V116H224ZM224 117H222V121H223V118ZM229 117V116H228ZM253 117V120H255V122H256V119H258L259 118V120H260V122L261 121H263L264 122V120H262V118H260V115L259 116H257L258 118H254ZM31 118V120L32 119H34V118H32V117H30ZM35 118V119H36ZM60 118H61V116H60ZM100 118H102V119H100ZM103 118H104V123L102 124V121H103ZM146 119H147V116L145 117ZM145 118H143V120H145V122L144 123H147V124H142V122H143V120L141 119H138L137 118V120L138 121H142L141 122V125H143L144 126V128H145V125L147 126L148 125V122L146 121V119ZM158 118H157V122H156V119H155V124H156V126L154 125V124H150V125H154L155 127H157V123L159 124V120H158ZM178 118V117H177ZM189 118V117H188ZM187 117H186V119H188ZM242 118V117H241ZM240 118V119H241ZM244 118V117H243ZM6 119V118H5ZM8 119V118H7ZM21 119V120H20ZM19 120L20 121H24V120H26V121H28L27 120V118L26 119H22V118H20ZM29 119V118H28ZM38 119V118H37ZM43 119H45L46 120V118H43ZM101 120V123H100V126L98 125V123L100 122V120ZM153 119V118H152ZM152 119H149L148 118V120H152ZM162 119V120H161ZM166 121H165V120ZM168 119V120H169ZM190 119V118H189ZM225 119H228V118H226L225 117ZM232 119V118H231ZM246 119V118H245ZM264 119V118H263ZM18 120V119H17ZM39 120H41L40 119V117H39ZM75 120H77V121H82L81 123V125H82V127L79 129V130H73L74 128H72V127H70V126H72V124L71 125H69V122H71V123H74L75 122ZM99 120V121H98ZM178 121H179V119H177ZM230 120V119H229ZM228 120V121H229ZM233 120V119H232ZM242 120V119H241ZM249 120V119H248ZM259 120H257V121H259ZM12 121V120H11ZM19 121V123H23L24 125H25V121L23 122H20ZM96 121H98V123L96 122ZM154 121V119L152 120V123H154L153 122ZM165 121V122H164ZM178 121H177V123H178ZM184 121V120H183ZM218 121V120H217ZM216 121V122H217ZM220 121V125H221V127H222V124H221V120H219ZM218 121V122H219ZM226 120H224V122H225ZM226 122V123H229V122ZM234 121H237V120H234ZM240 121V120H239ZM245 121H247V120H245ZM35 122L37 123L38 121H36L35 120ZM59 122V121H58ZM134 122H136V123H134ZM139 122V123H140ZM160 122V124L162 125V127H164L163 126V124ZM168 122V123H169ZM181 122V121H180ZM223 122V123H224ZM238 122V121H237ZM254 121L252 122L253 124L255 123ZM16 123H18V121L16 122ZM38 123H40V121L38 122ZM45 123V122H44ZM48 123V122H47ZM54 123V122H53ZM68 123V124H67ZM96 123H97V125H98V128H96ZM167 123V124H168ZM170 123L168 124L170 127V129H172L173 127H171L172 125H170ZM183 123H185V125H186V122H183ZM183 123H181V124H183ZM187 123H188V121H187ZM194 123V122H193ZM213 123V124H214ZM226 123H224V124H226ZM233 123V122H232ZM243 123V122H242ZM14 124V125H13ZM21 124H19V126L21 125ZM22 124V125H23ZM27 124V123H26ZM30 124H34V120H33V123L32 122H30ZM29 124V125H30ZM52 124V123H51ZM167 124H166V129L168 128V126H167ZM176 124V123H175ZM174 124V125H175ZM180 124V125H181ZM246 124V123H245ZM250 124V123H249ZM258 123H256V125H257ZM263 124V123H262ZM17 125V124H16ZM15 125V127L13 128V127H11V128H13V130L15 131V129H16V127L18 126H16ZM21 125V126H22ZM38 126H40L39 124H37ZM37 125H36V128H37ZM139 125V124H138ZM137 125V126H138ZM140 125V127H143V126H141ZM217 125H218V123H217ZM216 125V126H217ZM227 125H229V124H227ZM18 126V127H19ZM21 126L19 127V128H21ZM26 126V125H25ZM25 126H23V128L25 129L26 127ZM31 126V125H30ZM29 126V127H30ZM34 125H32V127H33ZM56 126V125H55ZM136 126V127H137ZM154 126H151L153 129L155 128ZM160 126V125H159ZM177 125H175V127L174 128H177V127H179V126H177ZM188 126V125H187ZM235 126V125H234ZM241 126V125H240ZM244 126V125H243ZM248 126H250V125H248ZM253 126H255V125H253ZM259 126L260 127H264V124L263 125H260V123H259ZM259 126H257V127H259ZM27 128V129H31V128ZM35 127V126H34ZM50 127V126H49ZM52 127V126H51ZM75 127V126H74ZM151 127L149 128V127H147L148 129H147V132H145L144 133V137H145V135H146V138H145V140L146 139H148V138H150L149 140H146L147 142H144L145 144L143 145V147H145V145L147 146L148 144H151V145H154L155 143H156V140L157 141H159L158 140V138L157 137H159V139L161 138V136L160 135H158V131H160V128L161 129H163L162 130V132L163 133H161V131L159 132L161 135H163L164 136V134L167 132V130L165 131V127L164 128H162V127H160L159 128V130L158 131H156V130H151ZM186 127V126H185ZM189 127V126H188ZM213 127V126H212ZM218 127L220 128V126L218 125ZM218 127H217V129H218ZM224 127H228V126H225L224 125ZM229 127H230V125H229ZM245 127V126H244ZM252 127V126H251ZM256 127V126H255ZM256 127V128H257ZM10 128V127H9ZM18 128V129H19ZM21 129V132H22V130H24V129ZM40 128V127H39ZM46 128V127H45ZM58 128V127H57ZM158 128V127H157ZM168 128V129H169ZM181 128H183V127H181ZM180 128V129H181ZM214 128H215V126H214ZM213 128V129H214ZM223 128V127H222ZM241 128V127H240ZM248 128H250V127H248ZM253 128V130L255 129L254 127H252ZM47 129H49V128H47ZM75 129H77V128H75ZM139 129H141V128H139ZM143 129V128H142ZM156 129V128H155ZM212 129V128H211ZM217 129H215L216 131H218ZM221 129V128H220ZM219 129V130H220ZM227 128H225V130H226ZM229 129V128H228ZM227 129V131L229 132V131H231V129L230 130H228ZM238 129V128H237ZM236 129V130H237ZM243 129V128H242ZM251 129V128H250ZM9 130H11V129H9ZM8 130V131H9ZM12 130V131H13ZM188 130H189V128H188ZM207 130H208V133H207ZM256 130V129H255ZM259 130V132H264V130H260V129H258ZM1 131V130H0ZM27 131H29V130H27ZM32 131H33V128H32V130H30V132H29V134L31 133V134H33V136L34 135H36V137L38 136L39 137V135H40V133H39V135L38 134H34V133H32ZM37 131V129L35 130V128H34V132H36ZM48 131V130H47ZM79 131V132H78ZM170 131V130H169ZM177 130H173L172 129V131H170V132H172L171 133V135H173V132H176ZM216 131H214V132H216ZM240 131H242V130H239L238 132H239V134L241 133ZM245 132L247 131V129L246 130H244ZM249 131V130H248ZM247 131V132H248ZM17 132H19V134H17L16 135V137L19 135H24V134H20V131H15L14 133H17ZM26 132V131H25ZM25 132H22V133H25ZM61 132V131H60ZM155 132H157V137H155V136H153V138L155 139V138H157V139H155L154 141H155V143L151 140V135H155ZM165 132V133H164ZM212 132V131H211ZM213 132V133H214ZM220 132V131H219ZM221 132H222V130H221ZM236 132V131H235ZM245 132H244V134H245ZM246 132V133H247ZM251 133L253 132V131H250ZM250 132L248 133V134H250ZM257 132V131H256ZM256 132H255V136H254V133H253V136L250 134L249 135V137L250 138H252V137H258L259 135L261 136V137H263V134L261 135L259 132V135L257 134L256 135ZM8 133V132H7ZM14 133H10L11 135H8L9 136V138H10V140H11V138H12V134H14ZM46 133V132H45ZM52 133V132H51ZM50 133V134H51ZM56 133H58V132H56ZM102 133H104V134H106L105 136H106V138L104 139V138H102L103 140L102 141H100L101 143H102V145L103 146H99V147H104L105 145H107V144H105V143H110L109 145L111 146V143L112 144H114V146L112 145V147H114L115 148V152L114 153H111L112 151H113V148L112 147H105V149L107 148L109 151H111V152H109V154H114L113 156H110L109 155V157H114V159L113 160H111L110 158H107V162L108 161H110L109 163L111 164V161H116V162H118L119 163V159H120V163L119 164H121V165H119V166H121L122 167V171L123 170H125V168H127V167H129L128 169H132V167H133V171L131 172L130 170H128V171H130V173L128 172V173H126V172H124V173H122L120 170H118V169H120L121 167H119V168H117V170L118 171H120L121 172V174H120V176H113V175H117V174H119V172H117V171H114L115 170V165H116V162H115V164H114V162H112L113 164H114V166H113V168L110 166V165H108V163L107 162H104V161H102L101 160V158H98V159H100L102 162H104V163H107L106 165H103L99 160V163H96L97 162V157H100V156H102V159L103 160H106V158H104V156L105 155H102V153L104 152V150L102 149V151L100 152V150H98V152H95L94 153V150L96 149V147H98V146H95V148L94 147H92L93 146V141L95 140V145H96V143H99V142H96V141H98L95 137H97V136H99V135H101ZM195 133V132H194ZM213 133H211L212 135L211 136H213ZM218 133V132H217ZM233 133H234V131H233ZM233 133H231V134H233ZM2 134V133H1ZM44 133H42V135H43ZM47 134V133H46ZM45 134V135H46ZM49 134V133H48ZM151 134V135H150ZM166 134H170V133H166ZM199 134V137L197 136ZM219 134V133H218ZM237 134V133H236ZM242 134L243 133H241V137H242ZM243 134V135H244ZM3 135V134H2ZM2 135H0V136H2ZM28 135V134H27ZM41 135V136H42ZM55 135V134H54ZM216 135V134H215ZM225 135V134H224ZM226 135H227V132H226ZM18 136V137H19ZM25 136H26V133H25ZM24 136V137H25ZM32 136V135H31ZM44 136V135H43ZM53 136V135H52ZM52 136H50V137H52ZM74 136H76V137H74ZM147 136H148V138H147ZM151 136V137H150ZM169 136V135H168ZM167 135L165 136V137H168ZM209 137H210V134L208 135ZM217 136H219V135H216V138H218ZM237 136V135H236ZM252 136V137H251ZM15 137V139H16V141L19 139V140H22L23 141V139L22 138H16ZM30 137V136H29ZM48 137V136H47ZM54 137V136H53ZM55 137H56V135H55ZM62 137V136H61ZM144 137H139V139L138 140H142ZM184 137V136H183ZM239 137V136H238ZM247 137V139L249 140V138H248V135L246 134V136H245V138ZM261 137H259V138H261ZM59 138V137H58ZM57 138V139H58ZM94 138V139H93ZM97 138H99V137H97ZM164 138V137H163ZM182 138V137H181ZM211 138V137H210ZM240 138V137H239ZM239 138H238V141H239ZM244 137H243V140L245 139ZM259 138H258V140H259ZM4 139V138H3ZM14 139V138H13ZM12 139V140H13ZM41 139V138H40ZM45 139H46V137H45ZM91 139H93V140H91ZM164 139H166V138H164ZM173 139H175V137L173 138ZM186 139V138H185ZM184 139V140H185ZM225 139V138H224ZM228 139V138H227ZM230 139V138H229ZM247 139H245V140H247ZM254 140H256V138H253ZM262 139V138H261ZM263 139H264V137H263ZM9 140V139H8ZM51 140H54L53 142H50ZM99 140H100V138H99ZM104 140H106L105 141V143H104ZM144 140V139H143ZM143 140H142V142H143ZM150 140H151V143H150ZM208 140V139H207ZM216 140V139H215ZM218 140V139H217ZM221 140V139H220ZM217 141L218 143L219 142H221V141ZM244 140V143L243 142H241V143H243V147L245 148V146H248L247 144L249 143H245V142H247V141H245ZM251 141H253L252 139H250ZM13 141H15V140H13ZM37 141V140H36ZM183 141V140H182ZM213 141H214V139H213ZM223 141V140H222ZM228 141V140H227ZM241 141V140H240ZM32 142V141H31ZM136 142V141H135ZM138 142V141H137ZM136 142V143H137ZM141 141H139V143H140ZM140 143V144H143V143ZM160 142V141H159ZM169 142H171V141H169ZM174 142V141H173ZM173 142H171V143H173ZM177 142V141H176ZM176 142H174V145H175V143ZM226 142V141H225ZM255 142V141H254ZM259 142V141H258ZM264 142V141H263ZM5 143V142H4ZM14 143V142H13ZM24 143V142H23ZM32 143H34L35 144V140H34V142H32ZM46 143H45V145H46ZM147 143V144H146ZM154 143V144H153ZM164 143H166V141H164ZM170 143V144H171ZM179 143H176L178 146H176L177 148L176 149H178V147H179ZM214 143V142H213ZM212 143V141H211V145L213 144ZM239 143V142H238ZM240 143V146L242 147V144ZM251 143V142H250ZM256 143V147H257V142H255ZM254 143V144H255ZM259 143H261V142H259ZM36 144H38V143H36ZM105 144V145H104ZM134 144V143H133ZM244 144H246L245 146H244ZM252 144V143H251ZM262 144V143H261ZM1 145H3V144H1ZM5 145V144H4ZM99 145H101V144H99ZM135 145V144H134ZM138 145V144H137ZM215 145H216V142L214 143V145H212V147L214 146L215 147ZM224 145H226V144H224ZM250 145V144H249ZM259 145V144H258ZM263 145H264V143H263ZM263 145H261V146H259L258 148H256L255 149V146L254 145H252L253 146V148L255 149H251L252 148V146H250L251 148H250V150L252 151L251 153H252V155H251V157H249V155L247 156V154H246V156L244 157V161H245V158H250L249 160H251V158H252V156H253V158H254V160L255 159H261L260 157H263V156H260L259 157V154L262 152V154L264 153V149H262L261 147L263 146ZM10 146H14L13 148H14V151H16V154H15V156L16 155H18L17 154V150H15V149H18L19 148V146L21 147V148H23L24 149V151L26 150V148L28 147L29 149L31 148L32 149V146H33V144H31L30 142H28V143H25V144H20V142H15L13 145H10ZM38 146H40V145H38ZM66 146H69V149H65V148H68V147H66ZM161 147L163 146L164 147V145H160ZM191 146V147H192ZM207 146V147H206ZM217 146V145H216ZM42 147H44V146H42ZM98 147V148H99ZM142 147V146H141ZM172 147H174L173 145H172ZM190 147V148H191ZM221 146H217V148L216 149H218V148H220ZM240 147V149L242 150V149H244L243 147L241 148ZM264 147V146H263ZM0 148H1V146H0ZM62 148H63V150H62ZM72 148V149H71ZM97 148V149H98ZM110 148V149H109ZM111 148H112V150H111ZM129 149V148H132V149H129V150H131L130 151V153H129V155H128V153H127V149ZM149 148L151 149V147L149 146ZM156 149L155 150H157V147H155ZM166 148H167V146H166ZM165 147H164V150L166 149ZM168 148L169 149H171L170 147H169V145H168ZM208 148H211V147H208ZM4 149V148H3ZM35 149H37L36 148V146H35ZM35 149H33L34 150V152H35ZM39 149V148H38ZM94 149V150H93ZM106 149V150H107ZM125 149H126V151H125ZM173 149H175V147L173 148ZM173 149H171V150H173ZM215 148H213V150H214ZM216 149H215V151H216ZM228 149V148H227ZM239 149V146H238V151L240 150ZM33 150H31V152H33ZM42 150V149H41ZM67 150V151H66ZM121 150H124L126 153H127V157L125 158V157H122L123 155L121 154L120 156L122 157V158H125V159H121L120 158V156H119V154H120V151ZM128 150V151H129ZM154 150V149H153ZM167 150V149H166ZM165 150V151H166ZM210 150V149H209ZM224 150V149H223ZM246 150L247 149H245V150H243V152H245V153H247L246 152ZM249 150V149H248ZM63 151V152H62ZM65 151V152H64ZM97 151V150H96ZM161 151H163V150H161ZM181 151V150H180ZM215 151H213V152H215ZM6 152V151H5ZM5 152H0V154H5ZM34 152H33V154H34ZM39 150H38V152H35V153H38L39 154ZM44 152V153H45ZM108 152H104V153H108ZM124 152V153H125ZM182 152H183V150H182ZM209 152V151H208ZM210 152L212 153V148H211V150H210ZM241 152V151H240ZM243 152H241V153H243ZM10 152H7V154H9ZM13 153V152H12ZM15 153V152H14ZM27 153V152H26ZM28 153L29 154H31L30 153V151H28ZM42 153V152H41ZM43 153V154H44ZM63 153H65V155L67 156L66 158H64V156L65 155H63ZM96 153H99V155L98 156H96L95 154ZM103 153V154H104ZM121 153H123V152H121ZM178 153H181V152H179V150H178ZM177 153V154H178ZM185 153V152H184ZM183 153V154H184ZM206 153H207V155H206ZM236 153V152H235ZM235 153H234V155H235ZM240 153V154H241ZM2 154V155H3ZM101 154V155H100ZM145 156L148 154H145V153H143ZM183 154H182V156H183ZM189 154V155H190ZM214 154H216V153H214ZM213 153H212V156L214 155ZM239 154V153H238ZM238 154H236V155H238ZM262 154H260V155H262ZM35 156H37L36 154H34ZM63 155V156H62ZM144 155H139V156H141V157H145ZM148 155H152L151 153L150 154H148ZM171 155V158H172V156H173V154H170ZM169 155V156H170ZM178 155H180L181 156V154H178ZM184 155H187L188 156V158H189V155L188 154H184ZM195 155H196V159H197V161L194 159L195 158ZM218 155V154H217ZM235 155V156H236ZM244 155V154H243ZM264 155V154H263ZM7 156V155H6ZM31 156V155H30ZM43 156V155H42ZM125 156H126V154H125ZM133 156H134V154H133ZM179 156V157H180ZM186 156V157H187ZM206 156H208V157H206ZM212 156L211 157H209V159L211 160V158H212ZM216 156V155H215ZM1 157V156H0ZM3 157V156H2ZM22 158L23 157V159H18V160H16L15 158H13V159H15L16 160V162L15 161H13V163H14V165L13 166H16L15 164H17V166H19L20 167V165H21V163H20V165H19V163H18V161L19 160H21V161H19V162H27L28 164H29V167L31 168V166L32 165H34V164H32L33 162H31V161H33V159H36V158H34L33 157V155L31 156V157H27V155H21V156H16V158ZM32 157H33V159H32ZM38 157V156H37ZM106 157H108V154H107V156ZM130 157V156H129ZM178 157V158H179ZM204 157H206L205 158V160H204ZM243 157V156H242ZM257 157H259V158H257ZM6 158V157H5ZM137 158V157H136ZM166 158V157H165ZM164 157H163V159H165ZM169 158V157H168ZM174 158V157H173ZM181 158V160L184 158V160L185 161H187V159L188 158H185L184 156L183 157H180ZM213 158H214V156H213ZM212 158V159H213ZM217 158H219V157H215V159H217ZM3 159V158H2ZM2 159H0L1 160V162H0V173H2V167H4L5 168V166L4 165H6L5 163H2ZM12 159V158H11ZM109 159V160H108ZM129 158H127V162L129 161L128 160ZM209 159H208V162H209ZM214 159V160H215ZM262 159H264V158H262ZM9 160V159H8ZM7 160V162H11L12 160H9L8 161ZM39 160V159H38ZM41 160V159H40ZM135 160V159H134ZM160 160H161V158H160ZM166 160V159H165ZM204 160V161H203ZM214 160H211V162L208 164V168H209V172L207 173V174H209V175H207V176H209L206 180H208V183H210L211 182V178L212 179H216V177H217V175L215 176V173H214V171H212L211 169L213 168V167H216V166H214L213 164H212V161H214ZM237 160V159H236ZM254 160H251V161H249V163H251L252 161H254ZM43 161V160H42ZM183 161V160H182ZM179 162V165H180V163H182V165L184 164L183 162H185V161H183V162ZM191 161V160H190ZM216 161V160H215ZM247 161H248V159H247ZM247 161H246V164H247ZM22 162V163H23ZM30 162H31V164H30ZM37 162V161H36ZM126 162V161H125ZM148 162V163H149ZM208 162H206V164L208 163ZM236 162V161H235ZM239 162V161H238ZM259 162V161H258ZM261 162V161H260ZM101 163V164H100ZM148 163H145L146 164V166L145 167H147V166H151L150 167V169H151V172L152 171H154L156 168H154V169H152V166H154L152 163H149V164H152V165H149ZM171 163H173V162H171ZM187 163V162H186ZM194 162H192V164H193ZM217 163H218V161H217ZM217 163H215V165H217V167L218 166H220L221 164H217ZM263 163H264V160H263ZM262 163V164H263ZM9 164H12V163H9ZM24 164V163H23ZM47 164L45 165V166H47ZM98 164H100V165H98ZM112 164V165H113ZM143 164H144V162H142V166H143ZM148 164V165H147ZM177 164H178V161H177ZM177 164L175 165L174 164V166L176 167L177 166ZM196 164H194V167H195V165ZM212 164V165H211ZM236 164V163H235ZM245 164V165H246ZM252 164V163H251ZM250 164V165H251ZM253 164H255L254 165V167H252L251 166V168L248 170V171H244L243 172V174H241V175H236L237 177H239L240 178V181H239V178H236L237 179V181H239L240 183H241V185H240V187H239V184L240 183H238V182H234L235 183V185H238L237 186V189H242L241 188V186L243 187V189L244 190H241V191H243L242 192V196H240V195H238V196H240V197H237V198H235L236 200L237 199H239L238 201H236L237 203V205H235V203L234 202H232V203H234V205L236 206V208H237V206L240 208V209H242V210H245V211H243L244 212V214H240V212L239 213H236V214H240L241 216L242 215H245V213H246V215H248V217L250 216L249 214H253V215H255V218L256 219H258V221H257V223H261V224H263V226H261V229L260 228H257L256 227V224L254 223V225H252V227H256L257 229H259L258 231L256 230V228H250L249 226H248V234L250 233V236H252V234H253V236H255L256 237V239H255V243H258L259 245H261V244H263V241H264V222H263V220L262 219H264V206H263V208H262V211L260 210L261 209V206L262 205H264V164L263 165H261V164H259V166H257L258 164H257V161L255 162L254 161V163ZM3 165V166H2ZM31 165V166H30ZM103 165V166H102ZM107 165H108V167H107ZM124 165H125V167H124ZM135 165V164H134ZM140 165V166H141ZM171 165V164H170ZM185 165V167L187 166L186 164H184ZM184 165L182 166V168H184L183 170L185 171L184 173H182V174H185V175H183V177H186V178H188V177H191V176H193V175H191V174H189V172H187L186 171V168L184 167ZM212 167H211V166ZM249 165V164H248ZM249 165V166H250ZM2 166V167H1ZM12 166V167H13ZM17 166H16V169H18L17 168ZM98 166H100V168L98 167ZM110 171V169L112 168L113 169V171L114 172H117V173H114V174H111V177L109 176L110 174L109 173H107L108 175L107 176H105V174L106 173H104L103 172V168H105V167ZM118 166V165H117ZM116 166V167H117ZM154 166V167H155ZM172 166V165H171ZM210 166V167H209ZM240 166V165H239ZM255 166H257V167H255ZM10 167H11V165H10ZM21 167H22V165H21ZM48 167V166H47ZM216 167V168H217ZM247 167V166H246ZM7 168V167H6ZM5 168V169H6ZM45 168V167H44ZM99 168V169H98ZM105 168V169H106ZM124 168V169H123ZM137 168V167H136ZM179 170H181L182 168H181V166H179V167H177ZM188 168V167H187ZM208 168H206V169H208ZM249 168V167H248ZM4 169V170H5ZM10 169V170H9ZM22 169H24L23 171L24 172H22ZM40 169V171H41V169H42V167L41 168H39ZM48 170H49V168H47ZM104 169V170H105ZM106 169V170H107ZM148 169V168H147ZM162 169V168H161ZM170 169H172V167L170 168ZM173 169H176V168H173ZM172 169V170H173ZM193 169V168H192ZM220 168L218 167V169L217 170H219ZM241 169V168H240ZM263 169V170H262ZM3 170V171H4ZM26 170V171H25ZM45 170V169H44ZM143 170H145V168L143 169ZM142 170V171H143ZM171 170V171H172ZM177 170V169H176ZM175 170V172H176V174H181V171L180 172H177V171H179V170H177L176 171ZM187 170H189V169H187ZM205 170V173L203 172ZM210 170L213 172L212 174L215 176V178L214 177H210L211 176V172H210ZM213 170H215L216 171V169L214 168ZM221 170V169H220ZM238 170V169H237ZM244 170V169H243ZM17 171H20V170H17ZM37 171H39V170H37ZM108 171V172H109ZM112 171V170H111ZM113 171L112 172H110V173H113ZM126 171V170H125ZM170 171V172H171ZM225 171V170H224ZM228 171H229V169H228ZM5 172H6V170H5ZM35 172V171H34ZM42 172V171H41ZM144 172V171H143ZM154 172H156V171H154ZM154 172H152V173H154ZM166 172V171H165ZM174 172V173H175ZM190 172H192V171H190ZM203 172V173H202ZM234 172V171H233ZM238 172H240V171H238ZM12 173V172H11ZM40 173V172H39ZM48 173V172H47ZM125 173L127 174V175H125ZM173 173V172H172ZM218 173V172H217ZM216 173V174H217ZM222 173V174H221ZM223 173H224V175H225V173L226 172H223L222 170H221V172H220V174L223 176ZM230 173V172H229ZM26 174H24V176L26 175ZM37 174V173H36ZM35 173L32 175V176H34V175H36ZM44 174H46L45 173V171H44ZM102 174H104L103 176H102ZM123 174L126 176H123ZM202 174H204V175H202ZM219 174V173H218ZM228 174V173H227ZM8 175H10V174H8ZM7 175V177H9L10 179H13V177L11 178L10 176H8ZM43 175V174H42ZM121 175H122V179H120V180H117L116 181V179L119 177V178H121ZM139 175V174H138ZM188 175H191V176H188ZM202 175V176H201ZM230 175V174H229ZM23 175H22V177H24ZM44 176V175H43ZM51 176V175H50ZM100 176H102V177H100ZM110 177V179L109 178H107V177ZM182 176V175H181ZM219 176V175H218ZM226 176V175H225ZM224 176V177H225ZM233 176H234V174H233ZM2 176L0 175V182L1 181H5V180H7V178L6 179H4V177L3 178H1ZM22 177H20V178H22ZM45 177H47V176H45ZM54 177V176H53ZM52 177V178H53ZM66 177H67V182L68 183H65V179H66ZM103 177H106L108 180H111V178L113 177L114 179V181H112L113 183H110V182H108V183H110V184H114V185H110V184H107V183H105V182H103L104 180H106V181H108L107 179H103ZM117 177V178H116ZM128 177V178H127ZM164 177V178H163ZM196 177V178H197ZM20 178H18V177H16V179L17 180H19ZM35 178V177H34ZM42 178H44V177H42ZM116 178V179H115ZM134 178V179H133ZM136 178V179H135ZM198 178L196 179L197 181H198ZM204 178H203V183L201 182V181H199V183H202V185L203 186H206V183L207 182H205L204 181ZM219 178V177H218ZM227 178H228V176H227ZM226 178V179H227ZM229 178H230V176H229ZM40 179V178H39ZM101 179H103V180H101ZM123 179H125V182L127 183L128 182V180H129V182L130 183H133V180H136V181H134V183L136 182H139V181H142V182H147V183H145L146 184V189H143L142 188V186H140V185H142V182H139L138 184H136L135 183V186L134 187H132L131 189H130V187H129V191L128 190H125L124 191V189L125 188H122V189H120V185L121 184H119V181H121L122 180V183H124L123 181ZM166 179V180H165ZM185 179V178H184ZM191 179H193V182H191V184L192 183H194V181H195V179H194V177L193 178H191ZM191 179H189L188 178V180L187 181H191ZM210 179V180H209ZM233 179V178H232ZM236 179H235V176H234V181H236ZM20 180H22V179H20ZM34 180V179H33ZM164 180L165 181H167V182H165L164 183ZM175 180H176V178H175ZM218 180V179H217ZM224 180V179H223ZM228 180V179H227ZM3 181V182H4ZM185 181H186V179H185ZM184 180H182V182H180V183H182L183 184V186H184V183L183 182H185ZM215 181L216 180H214V181H212V183H214V184H216L215 183ZM221 181V180H220ZM219 181V182H220ZM38 182H40V181H38ZM59 182L61 183V184H59ZM63 182H64V184H63ZM172 182V181H171ZM196 182V181H195ZM204 182H205V184H204ZM217 182V181H216ZM222 182V181H221ZM4 183H6L7 184V182L5 181ZM11 183V182H10ZM15 184H13V185H17L16 183L17 182H14ZM164 183V184H163ZM187 183V182H186ZM190 183V182H189ZM223 183V182H222ZM225 183V182H224ZM234 183H233V185H234ZM1 184H3V183H1ZM36 184H37V182H36ZM39 184V183H38ZM144 184V185H145ZM161 184H162V187H163V185H165L164 187H165V189L167 188L166 186H168L169 185V188H170V190H169V193H165L164 191V188H162L161 187ZM170 184H171V186H170ZM196 184V183H195ZM218 184V186H219V188L221 187V184L220 183H217ZM217 184L216 185H213V186H216V187H218L217 186ZM220 184V185H219ZM32 185V184H31ZM127 185V184H126ZM134 185V184H133ZM136 185H138L139 187H141L140 189L138 188V190L136 189ZM201 185V184H200ZM199 185V186H200ZM208 185V184H207ZM3 186H4V184H3ZM8 186V185H7ZM40 186H42V185H40ZM129 186V185H128ZM132 186V185H131ZM184 186V187H185ZM194 185L192 184V187H193ZM196 187H197V185H195ZM198 186V187H199ZM208 186H210V184L208 185ZM10 187V186H9ZM29 187V186H28ZM39 187V186H38ZM43 187V186H42ZM197 187V188H198ZM202 187V186H201ZM200 187V188H201ZM210 187H212V186H210ZM216 187H215V189H216ZM30 188H32V186L30 187ZM35 188L36 187H34V190H35ZM41 188V187H40ZM44 188V187H43ZM133 188H135V189H133ZM194 188V187H193ZM199 188V189H200ZM204 188V187H203ZM221 188H223V187H221ZM118 189V190H117ZM183 189V188H182ZM185 189H184V191H185ZM202 189V188H201ZM205 189V188H204ZM207 189V188H206ZM209 190H211V192L213 191L214 192V188H212V189H210V188H208ZM226 189V188H225ZM225 189H223V190H225ZM229 189V188H228ZM234 189H236V187L234 186ZM28 190H26V191H28ZM40 190V189H39ZM42 190V189H41ZM46 190V191H47ZM117 190V191H116ZM164 190V191H163ZM168 190V189H167ZM166 190V191H167ZM203 190V189H202ZM209 190H203V191H207L206 193H208V191ZM217 190V189H216ZM59 191V192H58ZM61 191H63L62 193H61ZM127 191H128V193H127ZM217 191H220V190H217ZM237 191V190H236ZM240 191V190H239ZM29 192H30V190H29ZM35 192V191H34ZM42 192V191H41ZM45 192V191H44ZM48 192H46L47 194H48ZM200 192H201V190H200ZM204 192V193H205ZM209 193L208 194V196H202V193L203 192H201V196L202 197H204V200H206L205 198H207V197H209V195L211 196L212 195V193ZM227 192H231V190L230 191H227ZM226 192V193H227ZM61 193V194H60ZM193 193V192H192ZM216 193V192H215ZM218 193V192H217ZM220 193H221V191H220ZM225 193V194H226ZM233 193V192H232ZM219 194V193H218ZM229 194V193H228ZM28 195H30V193L28 194ZM39 195V194H38ZM43 195V194H42ZM42 195H39V196H42ZM184 195V194H183ZM192 195H194V194H192ZM215 195V194H214ZM219 195H222V194H219ZM217 196V199L218 198H220L221 196ZM227 195V194H226ZM232 195H234V194H232ZM20 195H18V197H19ZM46 196V195H45ZM185 196V195H184ZM187 196H185V198L184 199H182V200H185V199H188V197ZM228 196V195H227ZM47 197V196H46ZM45 197V198H46ZM198 197V198H197ZM212 198H214V196L212 195L211 196ZM210 197V198H211ZM223 197V196H222ZM225 197V196H224ZM223 197V198H224ZM229 197V196H228ZM228 197H227V199H228ZM21 198H17V195H16V201H14V203L15 202H17L16 204H19L18 203V201H17V199H20L21 200ZM38 198V197H37ZM215 198H216V196H215ZM222 198V199H223ZM234 198H232L233 200L232 201H235L234 200ZM44 199V198H43ZM109 199V200H108ZM180 199V200H181ZM217 199H214V200H216L217 201ZM222 199H219L220 200V202H221V200ZM226 198H224L223 200H222V205H223V203H224V200H225ZM226 199V200H227ZM11 200V199H10ZM37 200V199H36ZM40 200V199H39ZM45 200V199H44ZM68 200H70V202L68 201ZM91 200V201H90ZM98 200V201H97ZM106 200H108V204H107V201ZM179 200V201H180ZM200 201H201V199H199ZM209 200V199H208ZM12 201V200H11ZM35 201V200H34ZM95 201H97L98 203H99V205H98V203H95V205L97 206V207H95L94 208V210L93 211H98V213H99V218H100V220H101V216H100V214H103V217H107V218H110V220H111V222H108V223H111V226H109V229L108 228H106V222H104V223H106V224H103V225H105V227L101 224H97V223H95V221L93 220V216H89L88 214H91L90 212L92 211L91 209V204L93 203V202H95ZM193 201H191V199H190V201L189 202H193ZM207 201V200H206ZM231 199L229 200V203H230V206H231ZM46 202V201H45ZM52 202H54V201H52ZM66 202H69L72 206H69L70 204H68V206H69V208H65L64 207V204H65V206L66 207H68L67 206V204H66ZM120 202V203H119ZM121 202L122 203H125V208H123L122 206L120 207V205L118 206V208H117V205L116 204H121ZM131 202V203H130ZM160 202H161V204L163 205H161V206H159L160 205ZM196 202H198V201H196ZM201 202H203V201H201ZM215 202V201H214ZM227 203H228V201H226ZM11 203V202H10ZM21 203V202H20ZM39 203V202H38ZM36 204V205H38L36 208H38L39 207V204ZM130 203V204H129ZM159 203V204H158ZM213 203V202H212ZM26 204V205H25ZM43 204V203H42ZM155 204H157V206H158V208H156L154 205ZM214 204H216V203H214ZM213 204V205H214ZM220 204V203H219ZM1 205V204H0ZM10 205V204H9ZM22 205V204H21ZM35 205V206H36ZM94 205V206H95ZM218 205V204H217ZM224 205H227L228 207H230L229 206V204H224ZM223 205V206H224ZM94 206H92V207H94ZM154 206V207H153ZM176 206H178V210H177V212H176V209H175V207ZM223 206H221V208L223 207ZM226 206V207H227ZM12 207V205L10 206V208ZM20 207V208H19ZM32 207H34V205L32 206ZM32 207H30V214L32 213V212H36V210H35V208L34 209H32V210H34V211H32L31 212V208ZM42 207V206H41ZM51 207V208H50ZM114 207V208H113ZM161 207H163V208H161ZM180 207V208H179ZM215 207H216V205H215ZM9 208V209H10ZM14 208V207H13ZM91 208V209H90ZM123 208V209H122ZM156 208V209H155ZM182 208H184V207H182ZM221 208H219V209H221ZM234 208V207H233ZM238 208V209H239ZM257 208H260V209H257ZM8 209V208H7ZM41 209V208H40ZM43 209V208H42ZM134 209V210H133ZM186 210H184V212H186L187 213V207L185 208ZM215 209V208H214ZM217 209V208H216ZM223 209V210H222ZM221 210L222 211H226L227 210V208H225V206H224V208H222ZM225 209V210H224ZM232 209V208H231ZM239 209V210H240ZM13 210V209H12ZM39 210V209H38ZM133 210V211H132ZM190 210V209H189ZM188 210V211H189ZM192 210V209H191ZM218 210V209H217ZM239 210H236V211H239ZM257 210H260L259 212H257ZM23 211H24V209H23ZM127 211H130V213H131V211H132V213H134V214H136V215H133L134 217L136 216V219H135V221L137 222V226L138 227H136V226H134V228H135V231H136V228H139V230H138V237H139V235H141V237H140V239H139V241L137 240V239H134L135 238V236L133 237V241L135 242V241H137V245L139 246L138 248H137V252L138 253H136V251L133 253V254H125V252H124V250H126V249H128L129 251H130V249H131V247L132 246H130V244H128L127 246H126V249L124 248L125 246H123V243L124 242H126L127 243V241H124L123 242V240L121 241L120 240V238L122 237V232H121V237L119 238H117V232L119 231V230H117V227H118V229H120L119 228V226L121 227V229L123 228L124 229V225H123V227L121 226V221H123L124 219H123V217L124 216H122L121 217V215H125L126 214V212ZM211 211V210H210ZM214 211V210H213ZM229 211V210H228ZM257 212V213H254V212ZM13 212H14V210H13ZM17 212H15V213H17ZM34 212V213H35ZM38 212V211H37ZM44 212V211H43ZM124 212H125V214H124ZM176 213V215L174 214V213ZM184 212H183V214H184ZM216 212V211H215ZM233 212V211H232ZM243 212H241V213H243ZM88 213V214H87ZM97 213V214H98ZM213 213V212H212ZM224 213V212H223ZM222 213V214H223ZM249 213V214H248ZM27 214V213H26ZM30 214H29V216H30ZM33 214V213H32ZM31 214V215H32ZM188 214V215H189ZM207 214V213H206ZM224 214H226V212L224 213ZM232 214V213H231ZM235 214V213H234ZM28 215V214H27ZM34 215V214H33ZM35 215H38V214H35ZM48 214H46V216H47ZM96 215V214H95ZM126 215H128V214H126ZM188 215H187V218H188ZM208 215V214H207ZM206 215V216H207ZM216 215H218V214H216ZM216 215H214L215 217H216ZM253 215L252 216H250L249 217V219L248 218H246V221H247V219H248V221L250 220V222L253 220V222L255 221L254 219H252L251 220V217H253ZM15 216H17V215H15ZM28 216V217H29ZM42 216V215H41ZM44 216V215H43ZM55 216H56V218H55ZM109 216V217H108ZM129 216V215H128ZM178 217L177 218V220L175 219V217ZM185 216H186V214H185ZM213 216V215H212ZM212 216L210 215V216H208V218L209 217H211L212 218ZM213 216V217H214ZM223 216L224 215H222V218H223ZM225 216H227V214L225 215ZM238 216V215H237ZM237 216H234V217H237ZM35 217V216H34ZM39 218H41L40 216H38ZM96 217H98L97 215H96ZM120 217H121V219H123V220H121L120 219ZM127 217V216H126ZM181 217V218H180ZM228 217V216H227ZM231 217H233V216H231ZM243 217L244 216H242V218H241V220L243 219ZM246 217V216H245ZM94 218H95V216H94ZM99 218H97V219H99ZM130 219L131 220V218H133L131 215L129 216V217H127L126 219ZM206 218V217H205ZM219 218H220V216H219ZM237 218H239V217H237ZM254 218V217H253ZM43 219H44V217H43ZM118 219H120V225L119 226H117L118 224H116V222H119L118 221ZM125 219V221L124 222H122V223H126V220ZM175 219V221L176 222H174L173 220ZM178 219H182V220H184L183 221V223H178L177 221H179ZM202 219V218H201ZM221 219V218H220ZM245 219V218H244ZM27 220V221H26ZM99 220V221H100ZM202 220H205L204 218L202 219ZM201 220V221H202ZM211 219L209 218V221H210ZM216 220H218L217 218H216ZM216 220H212V221H210L211 222V224L213 223H215V221ZM222 220H224V219H222ZM226 220V219H225ZM224 220V221H225ZM228 220V219H227ZM237 220V219H236ZM238 220H240V218L238 219ZM240 220V221H241ZM262 220V221H261ZM17 221V220H16ZM104 220H103V218H102V221L101 222H103ZM172 221H173V223H177L175 226L176 227H179V228H176L173 224H172ZM181 221V220H180ZM179 221V222H180ZM195 221V220H194ZM196 221V222H197ZM207 221V220H206ZM206 221H204V222H206ZM208 221V222H209ZM214 221V222H213ZM219 221H221V220H219ZM232 221V220H231ZM243 221L244 220H242L241 222L243 223ZM246 221H244V223L246 222ZM260 221V222H259ZM22 222H21V224H22ZM135 222V223H136ZM182 222V221H181ZM209 222V223H210ZM223 221H221V223H222ZM229 222H230V220L228 221V223H227V225H229ZM241 222H240V224H241ZM249 222V223H250ZM132 223H134L133 221H132ZM198 223V225H199V223L200 222H197ZM208 223V224H209ZM217 223V222H216ZM220 222H218L217 224L219 225V230H216V228H218V227H214V229L216 230V233L218 232H220V234H221V231L223 230H221L220 228H222V226H226V225H223V224H221V226H220V224H219ZM224 223V222H223ZM237 223V222H236ZM243 223V224H244ZM249 223H247V224H249ZM21 224L19 225L20 227H21ZM127 224H129L130 225V223H127ZM182 225L181 226V228H180V230H184V229H182V227L183 226H185L186 228L189 226L188 225V223L186 224V225H188V226H186V225ZM195 224V223H194ZM201 224H203V221H202V223ZM201 224L199 225V226H201ZM216 224V225H217ZM225 224H226V221H225ZM239 224V222H238V225L240 226H238L237 225V227L240 229L241 228V225ZM247 224H244L245 226L247 225ZM14 225H16L15 226V229L13 228V226ZM23 225V224H22ZM40 225V226H39ZM129 225H126V226H129ZM193 225V224H192ZM196 225V224H195ZM197 225V226H198ZM206 225V224H205ZM204 224L201 226V228H200V230L205 226ZM215 225V224H214ZM217 225V226H218ZM250 225V224H249ZM23 226H25L26 227V225H23ZM209 227H210V225H208ZM234 226V225H233ZM257 226H259V224H257ZM12 227V228H11ZM30 226H28L27 225V227L26 228H28L29 230H30V228H29ZM129 227H131V226H129ZM207 227V226H206ZM212 227V226H211ZM212 227V228H213ZM228 226H226V227H223L224 229H226ZM230 227H231V225H230ZM37 228V227H36ZM132 228V227H131ZM130 228V229H131ZM134 228H133V230L131 229V231H134ZM184 228V227H183ZM192 228H194L193 226H192ZM199 228H198V230H199ZM232 229H235V232H236V228H234V227H231ZM243 229H245L244 230V232H245V235H246V227L244 228V227H242ZM241 228V229H242ZM10 229H13V230H10ZM20 229H22V228H20ZM23 229H25V228H23ZM122 229V230H123ZM127 229H129V228H127ZM126 229V230H127ZM177 230V232L175 231V233H178V232H180V233H178L179 235L177 236V234H174V233H172V232H174V230ZM206 229V228H205ZM211 229V228H210ZM209 229V230H210ZM238 229V230H239ZM10 230V231H9ZM186 230H188V228L186 229ZM193 230V229H192ZM199 230V232L198 233H200L201 231ZM221 230V231H220ZM237 230V234H239L238 236H237V234L235 233V235L237 236V237H235V236H233L232 238L234 239L233 241H235V240H237V239H239L240 240V238H238L239 236H243V237H241L242 239L245 237V235H244V232H243V230H242V234L240 235V233H239V231ZM252 230H254V231H256V232H252ZM189 231V234H191L190 235V237L192 238V235H193V231H190V230H188ZM195 232L197 231L196 229L194 230ZM205 231H207V233H208V228H207V230H205ZM214 230L213 229H211V231H209V233L210 232H213ZM228 231H230L229 230V228H227V230H226V232H225V230H224V232H225V234H227V233H229L230 235H231V233L230 232H228ZM11 232V233H12ZM192 232V233H191ZM194 232V233H195ZM203 232H204V228H203ZM203 232H201L202 234H203ZM232 232V231H231ZM16 233V232H15ZM17 233H19L20 235H18L17 234V239L19 240H21V237H25L26 235L25 234H23V236H21L22 234H21V231L20 232H18V230H17ZM126 233V232H125ZM125 233H123V235L124 236H127V234L125 235ZM183 233H184V231H183ZM200 233V234H201ZM206 232H204V234H205ZM208 233V234H209ZM216 233H211L212 234V236H213V239H214V241H215V238L216 239H219L220 237H222V236H220L219 238H218V236L216 237L215 235H218V233L216 234ZM37 234V235H36ZM171 234H173V236L171 237ZM187 234H188V232H186V237H187ZM188 234V235H189ZM195 234H197V232L195 233ZM199 234V235H200ZM206 234V236L208 237V236H210L211 234ZM229 234H227V235H229ZM234 234V231L232 232V235ZM9 235V236H8ZM15 236V234L14 233H12V236ZM25 235V236H24ZM129 235V234H128ZM136 235V238H138L137 237V234H135ZM183 235V234H182ZM182 236L181 237V240L182 239H184V237L185 236ZM198 235V234H197ZM222 235H224V234H222ZM231 235V236H232ZM11 236V237H12ZM13 236V237H14ZM19 236H21V237H19ZM108 236L112 239H110L109 240V238H108ZM202 236V237H201ZM212 236L211 237H209L210 239L212 238ZM225 237H226V235H224ZM247 236L248 235H246V239H247V241L249 240L248 238H250L249 236H248V238H247ZM40 237V236H39ZM39 237H38V239H36L35 241H39ZM128 237V236H127ZM126 237V238H127ZM186 237H185V240H186ZM189 237V236H188ZM189 237V238H190ZM196 236L195 235H193V242L195 243V240L197 241V244H199V245H197L198 247L199 246H202V244L200 245V243H201V239L202 238H204V236L203 235H200L199 237L197 236V238H195ZM201 237V239H200V242H199V240H197L198 238H200ZM215 237V238H214ZM224 237V239H226L227 240V238L230 240V238L227 236V238H225ZM235 237V238H234ZM7 238L10 240V245H11V243L12 244H14L13 246H12V248H10V247H8V245L9 244H7V243H9L8 241H7ZM14 238H16V237H14ZM46 238V239H45ZM101 238H105L106 239V241H104V243H102L103 241H101L100 239ZM131 237H129V239H130ZM208 238V240H210ZM16 239V240H17ZM206 239V238H205ZM221 239H222V241H223V238H220V240H217L218 242L220 241V243H218L217 241H216V243H218L220 246H217V247H219V248H221L222 249V251H225L226 250V248H228V249H230L231 248V245H232V243L230 244L229 243V240H227V242L229 243V245L228 244H226V246L227 247H225L224 248V243H227V242H224L223 241V243H222V241H221ZM251 239V238H250ZM260 239H262V243L260 244ZM16 240L14 239V241L16 242ZM26 240V239H25ZM181 240H179V241H181ZM185 240H184V243L183 244H185ZM190 241L192 240V239H189ZM203 240V239H202ZM208 240H206V242L208 243ZM225 240V241H226ZM239 240H237V241H239ZM258 240H259V242H258ZM39 241V242H40ZM183 241V240H182ZM204 241V240H203ZM202 241V242H203ZM214 241H212V243L214 242ZM251 242H253L252 240H250ZM257 241V242H256ZM17 242H19V241H17ZM22 242V241H21ZM26 242V243H27ZM34 241H32V243H33ZM120 242H122V244H120ZM128 242L130 243V241L128 240ZM188 241H186V243H187ZM193 242L191 241V243H192V245H193ZM199 242V243H198ZM210 243H211V240L209 241ZM231 242H232V240H231ZM245 242V241H244ZM27 243V244H28ZM31 243V247H33V244ZM126 243L124 244V245H126ZM175 243V242H174ZM181 242H180V244H182ZM189 243V242H188ZM203 243H205V242H203ZM205 244V245H208V244ZM212 243H211V245H212ZM215 243V242H214ZM237 243V242H236ZM240 243L242 244V242H241V240H240V242H239V244L237 245V246H233L232 248L234 249V248H239L240 246H242V245H240ZM246 243H248L249 244V242H246ZM177 244H178V242H177ZM217 244V245H218ZM251 244V243H250ZM258 244H255L256 245V247H257V249H259V247L261 248V249H259V251L261 252L262 251V256H260L261 255V253L259 254V256H257V255H255V253H253L255 256H252V257H248L249 258V263H248V261H246V258H245V262H247L248 264H264V247H262L263 245H261V246H257ZM34 245H36V242H35V244ZM131 245H132V240H131ZM134 246H135V243L133 244ZM191 245V247L193 248V247H195L194 245L192 246ZM214 245H216V244H213L211 247L213 248V247H215ZM221 245H223L222 247H221ZM234 245H236L235 243H234ZM240 245V246H239ZM252 245V244H251ZM15 246V248H17L16 250H15V248H13ZM36 246V247H37ZM133 246V247H134ZM188 246H190V245H188ZM187 246V247H188ZM203 246H204V244H203ZM202 246V247H203ZM228 246H230V248L228 247ZM243 246H244V244H243ZM8 247V248H7ZM35 247V246H34ZM123 247V248H122ZM130 249H129V248ZM132 247V248H133ZM175 247H177V245L175 246L174 245V248ZM178 247H179V244H178ZM182 247H184L183 248V250L184 249H186L187 247H185V245L184 246H180V248H182ZM190 247V248H191ZM208 247H210V245L208 246ZM217 247H215V248H213V249H215V251H216V249H218ZM255 247V246H254ZM253 247V249H255ZM135 248V247H134ZM12 249V250H11ZM41 249H43L42 251H43V253H41L39 250ZM173 251H172V250ZM179 248H177V251H179L178 250ZM195 249H197V251L199 252H197V251H195V253H198V254H200V251L198 250V248L196 247ZM200 250H203V248L201 249V248H199ZM205 249H208L207 247L205 248ZM204 249V250H205ZM210 249V248H209ZM208 249V250H209ZM221 249H218V250H221ZM223 249H225V250H223ZM232 249V250H233ZM251 249V248H250ZM38 250V251H37ZM127 250V252H129ZM134 250V249H133ZM182 250V249H181ZM182 250V253L184 252L185 254H186V250H188V249H186L185 251H183ZM202 251V253H203V258L205 257V259H206V261H207V259H208V255L212 252V251H210V253L209 254H205L206 252H207V250H205V251ZM231 249H230V251L227 253V256H229L228 258H231V260H233L232 259V257L231 256H233V258H235L234 257V255H236L235 253H234V255H233V251H232ZM246 251L247 252V250L246 249H243V251ZM132 251V250H131ZM177 251H175V253L177 252ZM190 252L191 251H194V249H190L189 250ZM214 250H213V252H215ZM221 251V252H222ZM244 251V252H245ZM32 252V251H31ZM189 252V253H190ZM205 252V253H204ZM231 252V253H230ZM44 253H45V255H44ZM124 253V254H123ZM179 253H181V251H179ZM178 253V254H179ZM183 253V254H184ZM194 253V254H195ZM219 253V251L217 252V254ZM224 253V255H223V257H225V259L227 258L226 257V251L225 252H223ZM30 254V255H29ZM134 254H136L137 256L135 257L134 256ZM193 254V253H192ZM204 254H205V256H204ZM214 253H212V256L214 257V261H215V257L217 258V256H215V255H213ZM216 254V253H215ZM220 254V253H219ZM218 254V255H219ZM138 255H139V257H138ZM187 255H188V251H187ZM187 255H184L185 257V259L186 258H188V257H190V256H187ZM190 255V254H189ZM195 255H197V254H195ZM208 257H207V256ZM211 255V254H210ZM221 255H222V253H221ZM220 255V256H221ZM231 255V256H230ZM250 255H252V254H250ZM134 256V257H133ZM187 256V257H186ZM194 256V255H193ZM241 256V255H240ZM172 257H173V259H172ZM191 257H192V255H191ZM219 257V256H218ZM238 257H239V255H238ZM238 257H236L237 259H238ZM242 257V256H241ZM255 257V258H254ZM136 259V261H134L135 259ZM137 258H138V260H137ZM181 258L183 259V255L181 254ZM196 258V257H195ZM195 258H193V259H195ZM198 258V257H197ZM196 258V259H197ZM203 258H201L200 259V257L198 258L199 260H201V261H204V259ZM221 258V261H223L224 262V259L222 258V257H220ZM219 258V259H220ZM228 258H227V260H226V262H228ZM140 259V260H139ZM179 259H180V256H179ZM180 260V262L181 261H183V260ZM190 259V258H189ZM210 259V258H209ZM244 259V258H243ZM250 259H251V261H252V259H253V262H250ZM188 260V259H187ZM198 260V261H199ZM212 260V262H214ZM230 260V259H229ZM230 260V261H231ZM236 260V259H235ZM234 260V261H235ZM239 260H240V257H239ZM248 260V259H247ZM133 261H134V263H133ZM172 261V262H171ZM176 261V263L178 264V263H180L179 261L177 262ZM185 262H186V264L188 263L186 260H184ZM190 261V260H189ZM216 261H217V259H216ZM215 261V262H216ZM221 261H218V262H216L217 264L218 263H223V262H221ZM230 261L228 262L229 264H231L230 263ZM241 261H244V260H242V258H241ZM191 262H192V260H191ZM190 262V264H192ZM209 262V261H208ZM211 262V261H210ZM210 262H209V264H210ZM214 262V263H215ZM233 262V261H232ZM238 262H240V261H238ZM138 263V264H139ZM175 263V264H176ZM183 262H181V264H182ZM215 263V264H216ZM234 264H238L237 262L235 263V262H233ZM184 264V263H183ZM189 264V263H188ZM193 264H194V262H193ZM206 264V263H205ZM212 264V263H211ZM223 264H226L225 262L223 263ZM240 264H243V262L242 263H240Z\"/></svg>",
    "mask_w": 264,
    "mask_h": 264
},
{
    "label": "rangeland",
    "instance_id": "374dc122",
    "mask_svg": "<svg viewBox=\"0 0 264 264\" xmlns=\"http://www.w3.org/2000/svg\"><path fill=\"white\" fill-rule=\"evenodd\" d=\"M113 1H115L117 4H119V1H120V0H119V1H118V0H112V4H114ZM117 1H118V2H117ZM156 1H157V2H155V3H156V5H157V3H158L159 0H156ZM168 1H169V0H168ZM172 1H173V0H171L170 2H172ZM193 1H194L193 3L195 4V3H196V2H195L196 0H193ZM207 1H208V0H207ZM217 1H218V0H212V2H211L212 4L210 3V1L207 2L208 4L205 3L206 1H205V2L202 1L203 4H204V3L207 4V5H210V4H211V5L209 6V7L211 8V10H212V11L210 10V11H211V13H210V14H211V15H210L211 18H210V16H209V10L207 9L208 11H206V12H208V13H205L204 10H206V9H203V8H202L203 5H202V3L200 4V2H198V4H200V6H199L197 3H196V4H197L198 6L193 4V6H192V7H193V8H192L193 11H190L191 8H189V9H186L187 11L185 10V12H184V11H183L184 9H183L182 6H181V2H180V0L173 1L174 4L172 3V5H170L171 8H169V7H168L169 9L166 8V9H167V12H168L167 15H169V14L172 13L171 15H172V17H173L174 14H175V16H177V20L179 19L180 22H182L184 19H189V21L186 20V21H188V25H186L187 22L184 20L182 23H180V26H181V24H183V23L186 22V23H185V25L187 26L186 29H185L184 24L182 25V28H184V29L187 30V31H189L188 29H190L191 31H190V32H186V31H185V33H187V34L184 35V40H182L183 38L180 39V38H179V35H178V36L171 35V36H170L171 39H170V41H169L170 44L167 42L168 44L166 43V44L164 45L163 43H165V42H161V41H160V42L163 44V46H164V50L162 49V51L165 52V55H166L167 57L164 56V57H165V58H164V62H163V59H161V60L159 61V63L157 62V64L159 65V66H158L159 68L157 67V64H156V66H155V70H154L153 72H151V74H150V76H151L152 78H151L150 76H149V78H150V80H151V79L153 80L152 83H153L155 80H156V82H157L158 79H159V82H157V83H158V84H161V83H162L164 86H162V84H161V86L158 85L157 87H159V89H161V87H162V90H163L162 92H163V93L161 92V90H159V89H157V88H156V90H153V88L156 87V84H157V83L154 82V84H153L154 86L152 85V86H153V87H152V86L150 85V82H149L150 80H149V78H148V81L145 80V83L147 84L146 86L148 87V89H146V90L151 91V93H149L148 91H147V92H148L149 95H150V94L152 95V96L150 95L152 99H157V97H158V99H160V97L162 98V97H165L166 94L168 95L167 92L170 93V94H169L170 96L172 95V92H171V91H172V86H173V87H176V86H177L179 89H180V87H181V89L184 90V91H182V93H184L183 95H185V96H182V97H181V98H182L181 100H182L183 103L181 102V100H180L181 104L179 103V101L177 102L178 104H176L175 101L173 102V98H174L173 96L171 97L172 100H170V103H169L168 100H167V101H164V104H163V101L159 102V104H158V102L155 100V101L157 102V106H156V104H154V105H150V106L147 108L150 112L145 113V112L147 111V109L145 108V106H144L142 103L139 102L138 104H142V105H143V106H142V107H143V108H142L143 110H142V109L140 110V109H137V108H135V110L137 109L138 111H140V114H141L142 112L145 113V114H147V115L144 114L145 117L147 116V119L144 117L143 113L141 114V115H143L141 118H139V117H137V118L140 119V120H141V119L143 120V118H145L146 121L148 122V125H147V126L145 125V128H144L143 125H144V124H147V123H144L145 120H143V122L141 121L142 124L144 123L143 125H141V122L138 121L137 118H136V122H138V123H136V122H134V123H136V124H135L136 126H137L138 124H139V125H138L137 127H136V126H133L131 129H132V136L135 135V136H134L135 138L138 137V138L135 139V141H136V142L138 141V142L136 143L135 141H133L134 138H132V141H131V145H132V146H130V147H132L133 149H132V148H129V149H132V152H131V153H130L131 150H129V149L126 148V149H127V153L129 152V153L131 154V155H129V153H128V155H129L130 157H129V156L127 155V153L125 152L126 149H125V151H124V150H121V151H120V154H119V156H120L121 154H122V155L124 154L122 157H125V158H126V157L128 156L127 158H129V159H128L129 161L127 162V158L125 159V158H122V157L120 156V158H121L122 160L125 159L124 162L121 161V162H122V163H121L122 166H123V163L126 164V166L128 165L127 163H129V165H130V161H131L132 158L134 157L132 161H136V162H138V164L140 163V164L137 166V165H136L137 163L133 162V163L135 164V165L133 164V166H136V167H137V168L135 167L134 170L138 171L137 169H138L139 167H140V169H141V167H142L143 169L145 168V170L142 169L144 172H143L142 170H140L142 174H140L139 172H137V173L139 174V175H138V174L136 175L137 178H138V177L141 178L140 175H144V176H146V175L148 174V176H150V175H149V172L146 171V170H149V171H150V174H151V175L154 174L156 177H157V172H159V171H162V172H163V170H164V172H163V176H164V173H165V178H166V179H167V177H166L167 174L170 175V176L167 175V176H169V178L171 177V175H173V176L170 178L171 180L168 178V179L170 180V182L168 181V179H167V181H168V183H173V184H175V183L177 184V183L179 182L178 185L180 184V185L182 186V187H181V186L179 185V186L181 187V193L179 194L178 198H179L180 195L182 194L181 197H180V199H181V198L184 199L185 196H187V194L189 195L188 189H187V190L185 189V188H187V187H189V186H188V185L185 186V184H189V185H191L189 188H190V191L192 190L193 193L190 192V196H196V194H197L198 191H197L196 193H195V191H196V189L199 190L198 193H200V194H198L197 196H199L200 198L197 197L198 199L196 200V201H198V202H196V201L194 200V197L190 198V197H188V196H187L188 199H185V200L177 199V200H176V201H177L176 203L179 204L178 206L181 207V208L179 207V208H180L179 210H183V211H180V212H182V213H177V215L182 214V215H184V217H186V218H183L184 220L186 219L185 221L182 220V219H178L179 221L181 220L182 222H181V221H180V222L177 221V222H178V223H183V221L186 222L187 219H189L188 221H191V219H192V220L194 219L195 221L193 220V221H191V222H186L185 224H184V223H183V224L186 225V224L188 223L189 226H188V225H186V226H188V227H187L188 230L193 231V235L196 236L195 238H197V236L199 237L200 235H203V236H204V238H202L204 241L201 239L202 236H201L200 238L197 239V240H199V242H200V239H201V243H200V245L202 244V246H203V244H204V246H203V247H202V246H199V247H198L197 245H199V244H197V241H196V240H195V243L193 242V235H192V238H191V237H190L191 234H189V231L186 230L187 228H186L185 226H183L184 228L182 227V229H184V230H180V228H181V226H182L183 224L180 225V224H177V223H173V221L176 222L175 219L177 220V218H178V217H175V216H174L175 219L172 221V224H173L174 226H175L176 224H177L178 226H180V228H179V227H176V226H175V227H176V228H179V229H177V230H179L180 232H182L183 235H184V234L186 235V232H188L189 235L187 234V237L184 235V236L186 237V240H185V237H184V239H182V240H183V241H182V240H181V237H182L183 235H182L180 232H178V233L181 234V237H180V235H179L178 233H175V231L177 232L176 229L174 230V232H172V233H174V234H177V236L179 235V239H176L177 237L175 238V236H173V234H171V237L173 236L174 239H175V240H174L175 243H174V242L172 243L171 248L173 247V249H176L175 251H177V248H179L180 250H179V249H178V250L181 251V253H179V251H177V252L175 253V251H174V252H172L173 255H171V256H173V257H176V256H177V257H178V261L180 262V260L182 259V258H181V254H182V255H183V259H182L183 261H181V262H183L184 264H186V262H185L184 260H186L189 264H190L191 260H192V262H191L192 264H193V262H194V264H205V263H206V264H209L210 261H211L210 264H211V263H212V264H215L216 262L221 261V258H220V257H222V258L224 259V262H225L226 264H229L228 262L231 260V258H228L229 256H227V253L230 251V249H231V250L233 249V248H232L233 246H237V245L239 244L240 240H241V242H242V244L240 243V245H242V246L239 245V246H240L239 248L236 247V248L233 249L234 251L232 250V251H233V252H232L233 255H234V253L236 254V255H234L235 258H233V256L230 255V256L232 257V259H233V260L230 261L231 264H234L233 262H235V263L237 262L238 264H240V263H242V262H243V264H248V263H249V258H250V257L257 255L258 253H259V254L261 253L260 256H262V251H261V252L259 251V249H261V248L259 247V249H257V247H256L255 244H258V243H255V242H254L255 239H256V237L253 236V234H252V236H250V233L248 234V229H247V228H248V226H249L250 228H256V227H257V228H260V229H261V226H263V224H261V223H257V221H258L259 218H258V219L255 218V215H256V214L253 215V214H249V213H248V214H249L250 216L253 215V217H254V218L251 217V220L254 219L255 221H254V222H253V220H252L251 222H250V220L248 221V219H249L250 216L248 217V215H246V213H245V215H242V216H244L242 220L246 221V218H248V219H247V221H246L245 223H244V221H243V223H244V224H247V223L250 222V223H249L250 225L247 224V225L245 226V225L241 222V221H242V220H241L242 216H241L240 214H244L243 211H245V210L240 209L238 206H237V208H236L235 205H237V204H236V203H237L236 201H238V200L241 198L240 196H242L241 194H242L243 191H241V190H244V189H243L242 186H241L242 189H240V188L237 189V186H238V185H235V183H236V182L240 183V182H239V181H240V178H239L240 176L237 177L238 175L243 174L244 171H248V170L251 168V166L254 167V165H255V164H253L254 161H255V162L257 161V164H258V163L261 164V165L264 164V163H263V160H264V159H262V158H264V155H263L264 153L262 154V152L260 153V154H262V155L259 154V157H260V156H263V157H260L261 159H258V160L255 159V160H254V158H253V156H252L251 160H254V161L251 162L252 164L249 163V161H251V160H249L250 158H245V161H244V157L246 156V154H247V156L250 154L249 157H251V155H252V153H251L252 151L250 150V148H251L250 146L254 145V146H255V149H256V148H258L259 146L263 145V143H264V142H263V141H264V139H263V137H264V134H263V133H264V132L262 131V130H264V127H263V126H262V127L259 126V123H260V125H263L264 122H263V121L260 122L261 119L259 120V118L257 117V116L260 115V118H262V120H264V119H263V118H264V91H262V90L264 89V85H263V83H264V80H263V79H264V78H263V77H264V34H263V33H264V26H263V25H264V24L262 25V22L264 21V6L262 5V4H264V3H262V2H264V0H263V1H261V0H257V2H255V3H254V1H256V0H252V2H251L250 0H249L250 2H248L247 0H246L247 2H246L245 0H237V1L235 0L236 2H233V4H235V3L237 4V2H238V3H239V2H240V3L243 2L242 6H243L244 8H241V9H242V11L244 10V11H243L244 13L247 12V13H245V15L248 14V15H246V17H247L249 20H252V21L247 22V25L244 24V25L247 27L248 30L245 29V28H246L245 26L242 27V28L245 29V30H243V29H239V30H243V31H242V34H241V31H240V32H237V35H240L239 37H238L237 35H235L236 32H235V30H234V26H235L234 23H235V21H237V19L234 20V18H235V16H236V18H237L238 16L240 17V15H239V13H240V10H239V9H240V8H239V7H235V6H239V4H237V5L234 6V5L232 4V1H233V0H224V3H225V2L227 3V1H229V3H231V4H229V9H227L228 7L225 6V4H222V3H223V2H222L223 0L220 1V4H219V1H218V2H217ZM259 1H261V2H259ZM178 2H180V3H178ZM116 3L114 4L115 6H113V9H111V12H112V10L115 11L114 7L116 8V10H118L117 7H120V6H116ZM252 3H253V4H252ZM256 3H258V4H256ZM261 3H262V4H261ZM110 4H111V2H110ZM170 4H171V3H170ZM178 4H180L179 7H178ZM214 4H215V5H214ZM108 5H109V4H108ZM232 5H233V6H232ZM254 5H255V9H253V8H254ZM256 5H257V6H256ZM258 5H259V6H258ZM157 6H158V5H157ZM194 6H196V7H198V8L196 9V7H194ZM231 6L235 8L234 10H236L237 8H239V9H237V11H239V13H237V11L232 10V7H231ZM252 6H253V8H251ZM110 7L112 8L111 5H110ZM180 7H181V10L179 9ZM258 7H259V9H256V8H258ZM194 8H195L196 10H194ZM210 8H209V9H210ZM212 8H213V9H212ZM230 8H231V9H230ZM178 9H179V10H178ZM214 9H215L216 11H215ZM251 9H252V10H251ZM168 10H170V11H168ZM177 10H178V11H177ZM188 10H189V12H191V14H189ZM69 11H70V10H68V8H67V12H66V11H64V12H65V14H66V13L68 14ZM74 11H75V10H73L72 12H74ZM182 11H183V12H182ZM229 11H231V12L234 11V12H233V13L230 12V14H231V15H230V14H229ZM253 11H254V12H253ZM257 11H260V13H258ZM262 11H263V12H262ZM70 12H71V11H70ZM163 12H164V14L166 15V11H163ZM170 12H171V13H170ZM235 12H236V13H235ZM249 12H250V13H249ZM255 12H256V13H255ZM34 13H35V12H34ZM77 13H78V11L76 10V13L74 12V14H77ZM108 13H110V12H108ZM176 13H177V14H176ZM214 13H215V15H213ZM216 13H217L218 16L216 15ZM261 13H262L263 15H262ZM67 14H66V15H67ZM74 14L72 13V14H69V15H68V18H67V19H69V21L67 22V25H64V24H63L64 22H63V23L61 24L62 26L60 25L59 27H57V28H58V31H57V28H55L54 30H56V31L54 32V30H53V32L57 35V34L60 33L59 31H61L60 34H62V33H63L62 31L66 32L65 30H67V27H70V28L72 27V29H71L70 31H76V28H79V29L83 30L84 27L82 28L81 26H77L78 24H76V25L74 24V23H76L75 20L77 19V23H78V19H79V17H78L79 15H78V14H77V15H74ZM111 14H112V15H113V14L116 15V13H111ZM111 14H110V15H111ZM155 14L158 15V16H155ZM155 14H154L155 19H154V17L151 18V19H153L154 21L152 20V23H151V19H150V23L148 22V23L146 24V26H147L148 28H147L146 26H145V28H143L144 31H142V33H141L142 35H148V33L150 32V31H149V30H150L149 28H150V27H151V28H152V27L154 28V27L157 26V25H156V23H158V19H157V17H160V18H159V21H160L161 18H164V19H165V17H163L164 15H163L162 13H160L161 15L157 14V12H156ZM186 14H187V15H186ZM202 14L204 15L203 18H205V17L207 16V17L205 18L206 23H205V22H201V23H200V21H203V20H202V16L200 17V15H202ZM206 14H208V15H206ZM232 14H233V15L235 14V15L233 16ZM236 14H238V15H236ZM240 14H241V13H240ZM249 14H251V15H249ZM252 14H253V15H252ZM255 14H256V15H255ZM258 14H259V15H258ZM46 15H47V14L43 15V18H44V19L47 18ZM70 15H72V16H76V17H72V16H71L72 19L74 18V19H73V22H74V23L71 22L72 19L69 17ZM110 15L108 14L107 17L110 16ZM112 15H111V16H112ZM114 15H113V17H114ZM167 15H166V16H167ZM181 15H182V16H181ZM190 15H191V16H190ZM196 15H197V17H195ZM205 15H206V16H205ZM254 15H255V16H254ZM1 16H2V18H1V20H0V23H1L0 25H3L5 22H6V23H5L6 25L0 26V28L2 27V28L0 29V31L2 30L1 33H0V58H1V59H0V68H1V69H0V92H1V93H0V108L3 107L2 110L0 109V130H1V131H0V135L3 134L2 136H0V146H1V148H0V152H5V151H6V152H5V154L2 153L3 155L0 154V156H1L0 159L3 158V159H2V163H5L6 165H4V166H5V168H6V167H7V168L5 169L4 167H2V166H3V165H2V166H1V167H2V173H0V175L2 176L1 178H3V177H4V179L7 178V180H5V181L7 182V184L4 183V182H5L4 180H3L4 182L1 181V182H0V190H1V188H5V189L8 188V189H9V188H11V187H13V188H11V189H14V187H17L18 185H19V186L17 187V189L15 188L17 191H22L21 189H24V190H25L26 188H29L30 192H29L28 189H26V190H28V191L25 190V193H26L25 195L28 196V199H31V200H29V203H30V201L33 202V203H30V204H32V206L34 205V207H32L31 205H29V209L26 208V207H28V204H29V203H28L27 205L25 204L26 207L23 208L24 211H23V209H19L18 212L22 210L21 213H22V212L25 213V209H26V211H27V209H28L29 211L26 212L28 215H27L26 213H25V215H23V213H22V215H21V216L24 217V219H25V217H27L26 219H29L30 217H31V218H32V217H33V218H36V217H37L36 221L39 222V221L42 219V220L40 221V222H42V221H45V220L49 219V214H50V213H49V211H48V213L45 212L46 209H47L48 207H46L47 205H44V204L47 203V202H49V201L51 200V198H52L51 193L48 192V191H50V190H47L49 187L46 186L45 183H48V182H49L51 185H49V183H48L47 185H49L50 187H51L53 184H56V183H57V180H56V178H55V177H56L55 174H54L53 172H50L51 168H50V166L46 163L47 161H45V158L47 157V156H46V152H45V147L47 146V143H46V142H49L48 140H50V139H54V138H55V139H54L55 141L63 140V139H62L63 136H65V137H64L65 140L69 139L68 136H67L66 134L63 135L64 133L62 132V130H60L61 128H59L60 126L58 125V124H62V123H64V122H66L65 120L67 119V116H66V115H67V110H68L69 107H67V105H65V106H63V107L61 106L62 108H60L59 105H56V107H55V101L57 100V99L55 98V95H56V92L58 93L59 89H62V90L65 92V93L62 92V94H65V95H66V92H69V93H70V91L73 90L72 85L75 86V83L79 80V79H78V76L75 75V74H77V73L79 74V72L76 71L77 69H76L75 71L72 70V72H71V70L68 71V70H69V69H68L67 71L62 72L63 75H62L61 73H59V74L54 73V74H55L54 76H50V75H51V68H52V65H51L52 61H53L52 64H54V63L59 64V62H61V61L58 62L57 59H54V58H57V56H59V54L56 55V56H54V55L57 53V52H56V49H57L60 45H59L56 41H53V42H52L51 40H49V37H47V40H48V41H47V44L42 45L43 48H42V46H40L39 48H38V46H36V47H35V46H34V47L32 46V49H36V48L40 49V48H41L40 51H42V53H44V54H41V52H39V50L36 49V50H35V53H34V50H33V53L35 54L34 56H36V59H34L35 57L33 58V56H31V54H28V53L26 54V52H25V55H24V56H21V55L18 53L19 56H18V58H17L16 56H17L18 54L16 53L15 49H17V51L19 52L20 48L16 47V46H18V45L15 46L14 43H12L13 46H12V45H9V43H11V42L13 41L12 38H11L12 35H11V37H10V35H9L10 33L7 32L6 29H5L6 27L9 28V27H8V24L12 26V25H13V22H12L11 20L5 18V17L3 16V13H1L0 17H1ZM37 16H40V14L37 15ZM111 16H110V17H111ZM208 16H209V18H208ZM213 16H216V18L213 17ZM219 16H220V17H219ZM223 16H224V18H223ZM261 16H262L263 18H261ZM192 17H193V18H192ZM254 17H255V18H254ZM259 17H260L262 20H261ZM111 18H112V17H111ZM174 18L176 19V17H174ZM174 18H173V19H174ZM213 18H214V21H215V19L217 20V21L215 22L216 25H217V22L220 21L221 23H220V22H219V23L221 24V26H223V28H221L220 24L218 23L217 27L219 26L222 30H221L220 28H218V29H220L222 32H224L223 34H225V33L227 34V33H228L227 35L231 37V38H229L230 41L234 40V41L231 42V43H233V44H231V45H232V46L234 45V46H233V51H231V52L233 53L235 50H236V51H241V52H240L241 54L244 52V54L241 55L244 59H243V58L233 59V60H231V63H230V64L232 65L231 68H234V67L236 66V67L234 68V71H235L236 69L239 70L240 68H242V69H240L239 71L236 70V72L234 73V75H231V74H233V73L231 72L232 69L230 70V73H231V74H230V75H231L230 79H231L232 81H233V79H234V81H236V82H232L230 79H226V78L223 77L225 80H227V81H226V85L228 86V87H226V85H224V86H225L224 89H227V90H224L225 93L221 92L222 90L220 91V89H219V87H218V79H217L216 77H217V75H218L219 72H217V70H218L217 68L215 69L216 66L213 65V64L216 65L217 62H216L215 60L212 61L211 58H210V57L213 58V55L210 54L212 50L210 51V48H209V47H211V49H212V46H211V44H210V43H212V40H211V39H212V35H211V34H212V31H210V30H211V29H210V25L207 26V24H208L209 22H211V19H212V22H213ZM218 18H219L220 20H219ZM221 18H222V19H221ZM2 19H3L4 21H2ZM5 19H6V20H5ZM123 19H124V18H122V19L120 20V23H119V24H118V21H116V22H117L116 24H118V26H121V25H122L121 23L123 22V21H122ZM164 19H161L162 22H161V21L159 22L160 24L162 23L161 25H163V22H164V21L166 22L165 26H166V25L169 26V25L173 24V22H176L177 24H179V23L177 22V20L175 21V20L171 19V20H173V22H172L171 20H167V19L164 20ZM199 19H200V20H199ZM207 19H209V20H207ZM253 19H254V20H253ZM255 19H257V20H255ZM7 20H8V21H7ZM70 20H71V21H70ZM156 20H157V22H155ZM166 20H167V21H166ZM259 20H260V21H259ZM208 21H209V22H208ZM223 21H224V22H223ZM257 21H258L259 23H258ZM69 22L73 23L72 26H70L71 23L69 24ZM153 22H154V23H153ZM165 22H164V23H165ZM168 22H169V23H168ZM170 22H171V24H170ZM198 22H199L201 25H198V24H197ZM207 22H208V23H207ZM222 22H223V23H222ZM124 23H125V22H124ZM124 23H123V24H124ZM159 23H158V25H160ZM203 23H205L206 26H205V24H203ZM249 23H250V24H249ZM263 23H264V22H263ZM116 24H115V26H117ZM150 24H151V25H150ZM168 24H169V25H168ZM196 24H197V25H196ZM212 24H213L212 27H213V28L215 27V29H216V26H215L214 22H213ZM248 24H249V25H248ZM258 24H259V25H258ZM153 25H154V26H153ZM202 25L204 26L205 30H208V31H206L207 34H206L205 31H204V34H206V35H204L203 32H200V31L202 30V29H201V28H202ZM228 25H230V26H228ZM256 25H258V26H256ZM66 26H67V27H66ZM76 26H77V27H76ZM113 26H114V25H113ZM113 26H112V27H113ZM115 26L113 27L114 30H112V29H111L112 31L110 30L112 33H113V31H114V34H116L115 31H116V28H117V27H115ZM122 26H123V25H122ZM149 26H150V27H149ZM189 26H191L192 28H190ZM193 26H194V27H193ZM195 26H196V27H195ZM197 26H199V28L201 27L200 30H199V28H198ZM251 26H252V28H251ZM3 27H5V28H3ZM44 27H45V26H44ZM62 27H63V28H62ZM74 27H76V28H74ZM188 27H189V28H188ZM257 27H259L260 30H259ZM261 27H262L263 29H261ZM59 28H60V29H59ZM195 28H196L200 33H199L198 31H194V30H196ZM213 28H212V29H213ZM228 28H229V31H230V32L228 31ZM4 29H5V30H4ZM64 29H65V30H64ZM74 29H75V30H74ZM118 29H119V28H117V31H116V32H118ZM147 29H148V30H147ZM209 29H210V30H209ZM215 29L213 30V33H214V31L217 30V29H216V30H215ZM226 29H227V30H226ZM203 30H204V29H203ZM224 30H225L226 32H225ZM239 30H236V31H239ZM83 31H84V30H83ZM85 31H86V29H85ZM209 31H210V32H209ZM259 31H260V32H259ZM56 32H57V33H56ZM111 32H108L106 35H108V37H109V36H112ZM144 32H145V33H144ZM146 32H148V33H146ZM197 32H198V33H197ZM251 32H252V33H251ZM201 33L203 34L204 37L201 36V35H202ZM60 34H59V35H60ZM118 34H119V33H118ZM191 34H192V35H191ZM231 34H232L233 36H232ZM1 35H2L3 37H1ZM7 35H8V37H7ZM189 35H190V36H189ZM195 35H196V36H195ZM210 35H211V36H210ZM262 35H263V36H262ZM75 36H76V35H74V36L72 35V36H71L72 41L74 40V43H75V41L78 42V38H79V37L77 36L78 38L76 37V39H77V40H76V39H75ZM205 36H206V39L204 40L203 38H205ZM236 36H237V37H236ZM244 36H245V37H244ZM249 36H250V37H249ZM4 37H5V38H4ZM149 37H150V40L152 39V40H151L152 43H153V41H154L153 44H157V43H158V42L155 43V42H156L155 39L157 40V38H156L154 35L151 36V34H150ZM153 37H154V38H153ZM199 37H200V38L202 37V40H200ZM209 37H210V38H209ZM251 37H252L253 39H252ZM10 38H11V40H10ZM174 38H175V39H174ZM188 38H189V39H188ZM244 38H245V39H244ZM248 38H249V39H248ZM96 39H98V38H96ZM96 39H93V37H92V39H90V40H92L93 42H95ZM193 39H195V40H193ZM9 40H10V41H9ZM168 40H169V39H168ZM198 40H200V41H198ZM206 40H207V41H206ZM247 40H248V41H247ZM6 41H7V42H6ZM92 41H91L90 43H92ZM157 41H158V40H157ZM173 41L176 42V43H174ZM193 41H194V42H193ZM197 41H198V42H197ZM201 41H202V42L204 41L206 44L204 43V45H203ZM236 41H237V42H236ZM246 41H247V42L250 41V42L248 43L250 46H249V45H246V44H247ZM13 42H14V41H13ZM50 42H51V43H50ZM54 42L56 43L55 45H54ZM77 42H76V43H77ZM171 42H172V44H171ZM181 42H182V43H181ZM190 42H192V43H190ZM199 42H200V43H199ZM207 42H208V43H207ZM7 43H8V44H7ZM186 43H187V44H186ZM189 43L192 44V46H191ZM237 43H238V44H237ZM57 44L59 45L58 47H57ZM159 44H160V43H159ZM185 44H186V45H185ZM195 44H197V45L200 44V45H203L204 47H203V46L201 47L200 45H199V47H198V46L196 45V46L198 47L197 49H195V51H196L195 53H196V54H195L194 56H193V55L190 56L191 58H190V57H189V58L187 57V59H186V56H185L184 54H182V53L185 52V50L188 49L189 47H190V48H196V47H193ZM209 44H210V46H209ZM241 44H243V45H241ZM244 44H245V46H244ZM261 44H262V45H261ZM24 45L26 46V44H24ZM169 45H170V46H169ZM189 45H190V46H189ZM206 45H207L208 47H207ZM236 45L239 46V47L237 48ZM8 46H9V47H8ZM27 46H28V45H27ZM27 46H26V47H27ZM45 46L48 47V48H46ZM161 46H162V45H161ZM166 46H167L168 48H167ZM186 46H187V47H186ZM240 46H241V47H240ZM246 46H247V47L249 46V49L251 48V49H250L251 51L249 50V52L246 50L249 54H245V53H246L245 50L242 51V49L246 48ZM260 46H261V47H260ZM10 47H13V50H12ZM14 47H15V48H14ZM30 47H31V46H30ZM52 47H53V48H52ZM54 47H55V48H54ZM73 47H74V46H73ZM242 47H244V48H242ZM256 47H257V48H256ZM8 48H10L12 51H11L10 49H8ZM162 48H163V47H162ZM172 48H173V49H172ZM204 48H205V49H204ZM58 49H59V48H58ZM58 49H57V51H58ZM104 49H106V48H104ZM104 49L102 48V51H106V50H104ZM165 49H166V51H165ZM168 49H169L170 53H169ZM170 49H171V50H170ZM201 49H202V50H201ZM246 49H248V48H246ZM21 50H23V48H22ZM26 50L32 52V50H30V49H26ZM52 50H54V55H53V51H52ZM173 50H174V51H173ZM200 50H201V51H200ZM205 50L207 51L209 58H208V56H206V55H207L206 52L203 53V55L201 54L202 51L204 52ZM13 51H14L15 53H12V54H16V56H15V55L13 56L12 54L10 55V53L13 52ZM73 51H74V50L71 51L72 54L75 53V51H74V52H73ZM102 51H101V52H102ZM167 51H168V52H167ZM208 51H209V52H208ZM36 52H37V54H36ZM45 52H46L47 55L45 54ZM51 52H52V53H51ZM181 52H182V53H181ZM38 53H40L42 56H41V55H38ZM49 53H51V55H53V59H52V56H50V57L48 56ZM103 53H104V52H103ZM1 54H2V55H1ZM21 54H22V53H21ZM163 54H164V53H163ZM163 54H162V55H163ZM168 54H169V55H168ZM209 54H210L211 56H210ZM253 54H254V55H253ZM3 55H4V56H3ZM29 55H30V56H29ZM37 55H38V56H37ZM197 55H198V56H197ZM201 55H202V56H201ZM9 56H10V57H11V56H12V57H16V58H12V57H11L13 60L16 59V62L14 61L15 64H13V60H12ZM39 56H40V59H41V57H42L43 60L41 59V61H43V62H41L39 59H37V58H39ZM183 56H185L184 58H185L186 60L183 58ZM196 56H197V57H196ZM199 56H201V57H199ZM5 57H6V60H7V61H11V60H12V61H11V64H12V65H10V64H8V63L6 62ZM7 57H8V59H11V60H8ZM20 57H21V59H20ZM31 57H32L33 60L31 59ZM47 57H49L50 59H52V60H50L51 63H50V62H47V60H49V58H47ZM74 57L77 58V63H76V64H78V63L80 64V63L82 62V61H80V60H82V59H81L79 56H77L76 53L74 54ZM168 57H170V59H169ZM171 57H173V58H171ZM204 57H205V58H204ZM22 58H24V59H25V58H26V59H27V58H28V59L30 58L32 61H30V59H29V61L27 60L28 63H24V61L26 62V59L24 60V59H22ZM78 58H79V59H78ZM182 58H183V59H182ZM196 58H197V59H196ZM207 58H208V59H207ZM2 59H3V60H2ZM58 59H62V58H61V57H58ZM172 59H173V60H172ZM203 59L206 60V61H204ZM213 59H214V58H213ZM22 60H23V63H24L25 65H28V64L30 65V64H31L30 67L33 66L32 63L36 64V65H34L33 67H35V66L37 67L38 64H39V65H38V67H39V66H41L42 63L45 64L46 62H47L48 65H49V63H50V65H51V66L49 65L51 68H48L49 66H46V67L49 69L48 71H46L47 68H45V67H40L39 69L41 70V68H42L43 71H42V70H41V71L37 70L36 72H34V71L37 69V68L35 67L36 69H35V70L33 69V70H34V71H33V72H34L33 75L25 76V77H27V78L32 82V83H29L30 81L27 82V85H28V83H29V85L31 86V89H30L29 86H27V88L24 89V86H25L24 82L26 83V81H27L28 79L26 78V81H25V78H23L24 76L21 77V75H22L21 73H23V68H22L23 64H22ZM34 60H35V61H34ZM38 60H39L40 62H37ZM75 60H76V59H75ZM166 60H167V61H166ZM178 60H179V61H178ZM193 60H194V61H193ZM198 60H199V61H198ZM200 60H201V61H200ZM234 60H235L236 62H235ZM240 60H241V61L244 60V61L241 62ZM1 61H2V62H1ZM18 61H19V62H18ZM55 61H57V62H55ZM168 61H169V62H168ZM191 61H193V62H191ZM233 61H234V63H233ZM238 61H239V62H238ZM20 62H21V64H20ZM29 62H30V63H29ZM31 62H32V63H31ZM36 62H37L38 64H37ZM44 62H45V63H44ZM181 62H182V63H181ZM188 62H189V63L191 62L192 65H190ZM198 62H199V63H198ZM200 62H202V65H201ZM203 62H204V63H203ZM206 62L209 63V65L206 64ZM210 62H211V63H210ZM212 62H213V63H212ZM214 62H216V63H214ZM244 62H245V64H244ZM2 63H3V64H2ZM17 63H19L20 65H22V66L20 67V68L22 69V71H21V70H16V69H14V70L17 71L16 73H17L18 77H21V78L24 80V81L21 82V83H20V81H22V80H20L21 78H17L16 73L13 75V73L15 72V71L12 72L14 67L11 69L12 66H14V65L17 66V65H19V64H17ZM166 63H167V64H166ZM176 63H177V64H176ZM178 63H181L180 65H181V66L183 65L184 68H185V66L188 67V70H187V71H188V72L190 71V72H189V73L187 72L188 75H187V76L185 75L186 78H185V77H182V78H183V79H181L182 81H181V80H178V81H177V80H174L175 82H173L172 79H171V78L173 77L172 74H175V72H173V71H174L175 69L178 70V69L180 68V66L178 65ZM238 63H239V64H238ZM241 63H242V64H241ZM5 64H6V65H5ZM16 64H17V65H16ZM43 64H42V66H43ZM72 64H73V63H72ZM72 64L70 63V65H72ZM210 64L213 65V66H210ZM236 64H237L238 66H237ZM240 64H241L243 67H242V66L240 67ZM243 64H244V65H243ZM7 65H9V66H7ZM20 65H19V66H20ZM25 65H24V69L27 68V66H25ZM29 65H28V66H29ZM45 65H46V64H45ZM45 65H44V66H45ZM177 65H178V66H177ZM253 65H254V66H253ZM6 66H7V68H6ZM19 66H18V68H17V67H15V68L19 69ZM54 66H55V68H56V66H58V65H55V64H54ZM54 66H53V67H54ZM72 66H73V65H72ZM74 66H75V65H74ZM168 66H169V68H167ZM171 66H172V67H171ZM176 66L179 67V68L177 69ZM190 66H191V68H190ZM202 66H203V67H202ZM206 66H207V67H206ZM233 66H234V67H233ZM170 67H171L172 69H171ZM173 67H174V68H173ZM209 67H210V69H207V68H209ZM211 67H212L214 70H213ZM238 67H240V68H238ZM248 67H249V69H248ZM55 68H54V69H55ZM160 68H161V70H160ZM202 68H204L203 70L206 69V70H208V71L205 72V73H201V72H202V70H201ZM243 68H244V69H243ZM45 69H46V70H45ZM157 69H158V70H157ZM191 69H192V70H191ZM251 69H252V70H251ZM259 69H260V70H259ZM44 70H45L46 72H44ZM176 70H175V71H176ZM195 70H196V71H195ZM212 70H213V71H212ZM215 70H216V72H217L216 74H214V71H215ZM241 70H242V71H241ZM245 70L247 71V72L245 73L246 75L243 74V73L245 72ZM24 71H25V70H24ZM31 71H32V69H31ZM31 71H30V74H31ZM49 71H50V72H49ZM78 71H79V70H78ZM80 71H81V69H80ZM160 71H161V72H160ZM194 71H195V72H194ZM219 71H220V70H219ZM232 71H233V70H232ZM234 71H233V72H234ZM237 71H238V72H237ZM243 71H244V72H243ZM253 71H254V72H253ZM260 71H261V72H260ZM19 72H21V73H19ZM43 72H44V73H43ZM73 72H74V73H73ZM76 72H77V73H76ZM210 72H211V73H210ZM212 72H213V74H212ZM220 72L222 73L223 71H220ZM240 72H243V73L241 74ZM25 73H26V71H25L23 74L25 75ZM71 73L74 74L73 76H76V77H75L76 79H73L74 77L71 76V75H72ZM159 73H160V74H159ZM190 73H191V74H190ZM248 73H249V74H248ZM256 73H257V74H256ZM20 74H21V75H20ZM69 74H71V75L69 76ZM224 74H226V73L224 72ZM237 74H239V77H240L241 75H245V76H246V80L244 79L245 82L241 81V78L239 79V77H237V76H238ZM252 74H253V75H252ZM8 75H9V76H8ZM80 75H81V72H80ZM169 75H170V76H169ZM215 75H216V76H215ZM222 75H223V74H222ZM235 75H237V76L234 77ZM251 75H252V76H251ZM256 75H257V76H256ZM260 75H261V76H260ZM31 76L33 77L34 80L32 79ZM55 76H56V77H55ZM57 76H58L59 78H57ZM171 76H172V77H171ZM189 76H190V77H189ZM198 76H199V77H198ZM203 76H204V77L206 76V77L203 78ZM223 76H226V75H223ZM255 76H256V77H255ZM259 76H260L261 78H259ZM47 77H48V78H47ZM79 77H80V76H79ZM106 77H107V78H106ZM106 77H105V80L107 79L106 81L109 82V81L112 79V80H114V81H112V80H111V81L115 83L116 77H109V76H106ZM153 77H154V78H153ZM162 77H165V78H162ZM170 77H171V78H170ZM201 77H202L203 79H202ZM207 77H208V78H207ZM232 77H233V78H232ZM241 77H242V76H241ZM12 78H13L14 80H13ZM16 78L19 80L18 84H17V81H18V80H16ZM44 78H45V79H44ZM54 78H56V79H54ZM109 78H110V80H109ZM114 78H115V79H114ZM156 78H157V79H156ZM197 78H199V79H197ZM210 78H211V80H210ZM227 78H228V77H227ZM237 78H238V79H237ZM262 78H263V79H262ZM6 79H11V80H8V81H11V83L14 81V82L12 83L13 85H12L10 82H9V84H10V85H9V84H8V81H7ZM50 79H51V80H50ZM57 79H58V81H57ZM160 79H161V81H160ZM163 79H164L165 81H164ZM168 79L171 81V83L168 81ZM188 79H189V80H188ZM191 79H192V80H191ZM214 79H216L215 82L217 81V83H216L217 86L214 87V89L216 90V92H215L216 94H215V93H214V94H215L216 96H214V94H213V92H214L215 90H214V91H213V90H210L212 86L216 85V84H214L215 82H213ZM235 79H237V80H235ZM257 79H258V80L260 79V80H259L260 82H259ZM15 80H16V82H15ZM49 80H50V81H49ZM162 80H163V82H164L165 84L162 82ZM201 80H203L204 82L202 83ZM207 80H208V81H207ZM239 80H240L242 83H241ZM242 80H243V78H242ZM261 80H263V82H262ZM33 81H35V82H33ZM60 81H63V82L65 81V82H64L65 84L63 85V84H62L63 82H60ZM67 81H68V82H67ZM166 81L168 82V84L170 83V84H169V87H168V84H167ZM179 81H180V82H179ZM205 81H206V82H205ZM220 81H222V82H221L222 84L225 82L223 79L220 80ZM238 81L240 82V84H244V83H245V85H246V83H247L246 86H249V85H250L249 87H247V89H249V91L251 90L252 93H251V92H250V94L247 93L248 90L246 89V90H244V91H241V92H246V91H247V92H246V93H247L246 95H244L245 93H241V95L238 96V95L240 94V93H238V92H239V89H240V86H239L240 84H239ZM256 81H257L258 83H257ZM48 82H49V83H48ZM57 82H58V83H57ZM59 82H60V84H59ZM108 82H107L106 86H107L108 84H109V85H112V83L110 84V83H108ZM147 82L149 83V86H150V87L148 86V83H147ZM172 82H173V83H172ZM176 82H177V85H176ZM178 82H179V83H178ZM195 82H196V83H195ZM199 82H200V83H199ZM212 82H213V83H212ZM229 82H230L231 84H230ZM261 82H262V83H261ZM14 83H16L18 86H19V84H20V85L24 84V85H22V86H23V89H24V94L28 91L29 94L32 93L31 95H33V94H35L34 96L37 95V96H36L37 100H34V104H35V105L32 104V105H34V107H33V106L30 107L31 104H30L29 102L31 101V103H32V102H33L32 99H31L27 104L24 103L25 101H22V100H25V98L27 97L26 94H27L28 92L24 95L23 92H21L20 90H17V89H16V90H17V93H16L17 97H19V96L22 97V96H23V97H25V98H23V99L21 100V98L13 97L14 94H15V93H14V91H15V86L17 87V85L14 84ZM33 83H34V84H33ZM51 83H52V85H50ZM105 83H106V82H105ZM114 83H113V85H114ZM145 83H144V84H145ZM181 83H182V84H181ZM201 83H202V84H201ZM204 83H205V85H206V89H205V85H204ZM228 83H229L230 85H228ZM259 83H260L261 85H260ZM171 84H172V86H171ZM179 84L182 85V86L179 87ZM209 84H210L211 86H210ZM213 84H214V85H213ZM233 84H234V85H233ZM257 84L260 85L261 87H260V86L258 87ZM32 85H33L34 87H33ZM37 85H38V86H37ZM109 85H108L109 89H106V88H105L106 90H109V91L107 92V93H108V96H109V93L112 94V93H111L112 91L110 90V87H113V85H112V86H109ZM165 85H167V86H165ZM174 85H175V86H174ZM186 85H187V86H186ZM203 85H204V86H203ZM231 85H232V86H231ZM245 85H244V86L241 85L242 89H243V87H244V89H245ZM262 85H263V87H262ZM8 86H10V87L12 86L13 93H11V90H12V89H9ZM13 86H14V87H13ZM22 86H21L20 89H22ZM46 86H47V87H46ZM51 86H52V87H51ZM106 86H105V87H106ZM200 86H202V87H200ZM219 86H220V85H219ZM251 86H252V87H251ZM254 86H255V87H254ZM256 86H257L258 88H257ZM2 87H3V92H2V90H1ZM25 87H26V86H25ZM39 87H40V90L42 89L41 91L38 90ZM151 87H152V89H151ZM163 87H164V89H163ZM216 87H217V89H216ZM236 87H237L238 90L236 89ZM222 88H223V86H222ZM29 89H30L31 91H30ZM36 89H37V90H36ZM54 89H55V90L58 89V90L55 91ZM167 89H168V91H167ZM169 89H170L171 91H169ZM181 89H180V91H181ZM229 89H230V90H229ZM234 89H235V90H234ZM260 89H261V91H260ZM7 90H8V91H7ZM25 90H26V92H25ZM33 90H34V92L37 91V93H36V92L34 93ZM52 90H54L55 92L52 91ZM65 90H66V91H65ZM67 90H68V91H67ZM112 90H113V89H112ZM173 90H174V89H173ZM218 90H219L220 92H219ZM240 90H241V89H240ZM4 91H6V92H4ZM18 91H20V92L18 93ZM22 91H23V90H22ZM51 91H52V92H51ZM135 91H136V89H135ZM155 91H156V92H155ZM159 91L161 92V95H160ZM206 91H207L208 93H207ZM231 91H232V92H231ZM15 92H16V91H15ZM41 92H42V93H41ZM45 92H46V93H45ZM59 92H60V91H59ZM153 92H154V94H153ZM165 92H166V93H165ZM189 92H190V93H189ZM195 92H196L197 94H196ZM218 92H219V93H222L223 95H222V94H219ZM228 92H229L230 94H229ZM235 92H236V94H237L236 96H238V97L234 96ZM3 93H4V94H3ZM20 93H21L22 95H20ZM136 93H137V91H136ZM182 93H181V94H182ZM199 93H200V94H199ZM201 93H202V95H201ZM257 93H258V94H257ZM1 94H2V95H1ZM12 94H13V95H12ZM18 94H19V96H18ZM44 94H45V95H44ZM50 94H51V95H50ZM163 94H164V95H163ZM218 94L220 95L219 97L217 96ZM255 94H256V95H255ZM4 95H5V96H4ZM9 95H10V97H9ZM11 95H12V96H11ZM138 95L140 96V94H138ZM138 95L136 94L137 97H138ZM159 95H160V96H159ZM169 95H168V96H169ZM189 95L191 96V98H190ZM211 95H212V96H211ZM224 95H225V96H224ZM226 95H227V96H226ZM228 95H229V96H228ZM242 95H243V97H242ZM249 95H250V96H249ZM254 95H255V96H254ZM3 96H4V97H3ZM45 96H47V97H45ZM168 96H167V97H168ZM186 96H187V97H186ZM188 96H189V97H188ZM197 96H198V97L201 96V99H202V100H203V99L206 100V99L209 98L208 101L206 100V103H207V102H208V103L205 105V107H207V105L209 104V101L214 103V106H211V107H215L216 104H217V106H216L217 108H216V107L214 108L215 111H217V112L215 113V119L213 120V121H215V123L212 122V124L209 126V128H208V129H210V130H209V133H208V130H207V133H208V134L205 136L208 140L205 139V141H206V143H207V141L209 142V140H211V139L213 138L214 141H213V139H212V140H211L212 143H213V142H214V143L216 142V145H217V146H221V147L218 148V149H216V148H217L216 145H215V147H214V146L212 147V145H214V143L211 145V144H210L211 141H210V142H209L208 144H206V145H208V147H211V148H212V153H213V154H214V153H216V154L213 155V156H214V158H213L212 153L210 152L211 148H208L207 146H206V147H207V151H206V152L209 153V157L212 156L213 159L211 158V160H214L216 156L219 157V158L215 159L216 161H215V160L212 161V164H213L214 166L217 167V165H215V163H217V161H218V163L221 164V165L218 166V167H219L223 172H226V173H225L226 176L224 175V173H223V176L221 175L222 173L220 174L221 170H220V169L217 170L218 167H217V168H216V167H213L211 170L214 171L215 176L217 175V177H216V179H212V178H211V182H210V183H208V180H206V179L209 177V176H207V175H209V174H207V173L209 172L208 164L211 162V160L209 159V157H208V156H206V157H208V158L204 157V160H205V158H206V160H205V165H207L206 168H208V169L205 168V170H207L206 173H205V170L203 171V172L205 173L206 176H205V178H204V176H203V177L199 180L198 177H199L200 174H199L198 170H200V169L197 168L198 165H197V164L195 163V161L193 160V157H194V156H191L192 153L194 154V150H195V149L192 150V148H194L192 145H193L194 142L196 143V141H198V138H196V136H194V134H197V133L199 132V131L197 132V130H198V129H197V127H198L197 124H199V122H198L199 117H198V116H200V114H199L200 112L198 113V104H199V102H197V99L200 100V101H202V100L199 99ZM204 96H205V97H204ZM207 96H208V98H207ZM210 96H211V97H210ZM232 96H233V97H232ZM247 96H248V97H247ZM251 96H252V97H251ZM259 96H260V98H259ZM11 97L15 98L16 100L18 99L17 101H20V100H21L19 103H22L23 105L20 104L21 107L19 106V107H20V108H19L18 105H17V104H19V103L15 104V99H13V98H11ZM48 97H49V98H48ZM50 97H51V98H50ZM153 97H154V98H153ZM196 97H197V98H196ZM203 97H204V98H203ZM214 97H215V98H214ZM224 97H225V98H224ZM235 97H236V98H235ZM241 97H242L243 99H242ZM249 97H250V98H249ZM57 98H58V97H57ZM139 98H140V97H138V101H140ZM168 98H170V97H168ZM168 98H167V99H168ZM187 98H188V99H187ZM212 98H213V100H212ZM216 98H217V99H216ZM237 98H238V99H237ZM239 98H241V100H240ZM252 98H254V99H252ZM8 99H11V101L9 102ZM12 99L14 100V102H13ZM19 99H20V100H19ZM165 99H166V98H165ZM191 99H193V100L191 101ZM194 99H195V100H194ZM222 99H223V100H222ZM246 99H247L248 101H247ZM51 100H52V101H51ZM242 100H244V101H242ZM252 100H253V102H252ZM17 101H16V102H17ZM45 101H46V102H45ZM48 101H49L50 105L47 103ZM171 101L173 102V104L171 103ZM188 101H190V102H188ZM193 101H194V102H193ZM222 101H223V102H222ZM246 101H247V102H246ZM8 102L10 103V106H12V104H13L12 109H13V107H14V108H16L17 110L19 109V111H17L16 109H15L16 111H15L14 109H13V110L10 109L11 107H10V108L8 107V105H9ZM12 102H13V103H12ZM40 102H41V103H40ZM191 102H192V103H191ZM195 102H196V104H195ZM215 102H217V103H215ZM220 102H221V103H220ZM226 102H227V103H226ZM11 103H12V104H11ZM39 103H40V105H41L40 107H39ZM42 103H43V105H42ZM45 103H46V104H45ZM59 103L61 104V102H59ZM160 103H161V104H160ZM189 103H191V104H189ZM254 103H255V105H254ZM7 104H8V105H7ZM14 104H15V105H14ZM25 104L28 106V109H31V110H30V113H31V114H30V113L28 114V111H29V110H27V106H25ZM29 104H30V105H29ZM44 104H45V105H44ZM138 104L136 103V105H138ZM167 104H168L169 106H168ZM179 104H180V105H179ZM244 104H245L246 106H245ZM258 104H259V105H258ZM115 105H116V104H114V105L112 104L111 106L114 107ZM136 105H135V106H136ZM174 105H175V106L178 105V106L175 107ZM183 105H184V106H183ZM186 105H187V107H186ZM196 105H197V107H196ZM224 105H225V106H224ZM251 105H252V107H251ZM253 105H254V106H253ZM257 105H258V106H257ZM6 106H7V109L5 108ZM16 106H17V107H16ZM22 106H25V107H23V109L25 110V108H26L27 114H28V116H29V117H28V116L26 117L28 121L24 120V121L27 123V124L25 123V125H26L27 127H26L23 123H22L23 125H22L21 123H19V121L21 120L20 118H22V119H26L25 117H23L24 115H26V113H24V112H26V111H23V109H21ZM44 106H45V107H44ZM111 106H110V107H111ZM138 106L141 107V105H138ZM138 106H137V107H138ZM152 106H155V107H153V109H151ZM167 106H168V108H169V110H168V108H167V111H170V108H171V111H172V108L174 107L175 109L173 108V112H176V113H177V112H180L181 114L183 113V114H182L183 116L180 114V115L182 116V117L180 116L181 119H180L179 115L177 114V117H178V118L176 117V121H175L176 124L174 123L175 125H177V126H179V127L176 126L177 128H174L175 125H174V124H173V125L171 124V123H173V122L170 121V119H171L170 117L166 118L167 122H165L166 120L164 119V120H165V121H164V122H165V125H164V123L161 122L160 119L158 118V115H161L160 118H162V117L164 118L165 115H166V117L168 116V115L166 114L167 112H164V111H163V110L166 111V108H165V107H167ZM53 107H55V108H53ZM115 107H117V106H115ZM128 107H129V106H128ZM133 107H134V106H133ZM146 107H147V106H146ZM150 107H151V108H150ZM158 107H161V108L158 109ZM162 107H164V108H162ZM190 107H191L192 109H191ZM193 107H194V108H193ZM195 107H196V108H195ZM199 107H201V106H199ZM203 107H204V106H203ZM208 107H209V106H208ZM229 107L232 108L233 110H231ZM245 107H246V108H245ZM248 107H249V108H248ZM34 108H35V110H34ZM144 108H145V109H144ZM149 108H150V109H149ZM225 108H226L227 111L230 110V112H231L232 114H230V113H226L225 110H224ZM227 108H228V109H227ZM240 108H241V109H240ZM244 108H245V109H244ZM252 108H254V110H253ZM258 108H259V109H258ZM5 109H6V111H5ZM8 109H10V110H12V111H15V112H17V113L19 114V115L17 114V116H16L15 125L17 124V125L19 126V124H21L22 126L20 125L21 128H19L20 126L18 127V126L16 125L17 127H16L15 131H20V134H24V135H22V136H21V135H20V136L18 135L20 138L23 139V141H22V140H19V139H18V138H19L18 136H17L18 138L16 137V135L19 134V132L14 133L15 131L13 130V128L15 127V125L13 124L14 127L11 126L12 123L14 122V120H15V118L13 119V118H11V117H15L16 114H15V112H14V113L12 112V114H13V116H12L11 112H10ZM20 109H21V110H20ZM39 109H40V110H39ZM46 109H47V110H46ZM52 109H53V111H52ZM64 109H66V110H65L66 112L64 111ZM98 109H99V110H98ZM98 109H97V114H98L99 116L103 115V114H102V113H103V110H101L100 108H98ZM162 109H163V110H162ZM183 109H185V110L182 111ZM190 109H191V110H190ZM216 109H219V111L216 110ZM221 109H223L224 111H223V110L221 111ZM234 109H235V110H234ZM249 109H250V110H249ZM257 109H258V110H257ZM32 110H34L35 112H33ZM157 110H159V112H158ZM160 110H162V111L160 112ZM236 110H237V111H236ZM239 110H240V111H239ZM242 110H243V111H242ZM244 110H246V111H244ZM3 111H4V112H3ZM40 111H41V112H40ZM42 111H43L44 113H43ZM151 111H152V112H151ZM215 111H213V112H215ZM232 111H233V112H232ZM249 111H250V112H249ZM253 111H254V112H253ZM259 111H260V113H259ZM262 111H263V112H262ZM5 112H7V113H5ZM9 112H10V113H9ZM32 112H33V113H32ZM50 112H51V113H50ZM55 112H56V113H55ZM99 112H100V113H99ZM163 112L165 113V115H162V114H164ZM221 112H222L224 115L221 114ZM228 112H229V111H228ZM244 112H245V113H244ZM248 112H249V113H248ZM256 112H257V114H256ZM4 113H5V114H4ZM36 113H37V114H36ZM46 113H47V114H46ZM52 113H53V115H52ZM68 113H70V115L72 114L71 112H68ZM148 113H149V114H148ZM151 113H152V114H151ZM155 113H156V114H157V113H160V114L156 115ZM197 113H198V114H197ZM225 113H226V115H225ZM246 113H247V114H246ZM254 113H255L257 116H255ZM258 113H259V115H258ZM9 114H11V117H10ZM14 114H15V115H14ZM20 114H22L23 116H22V115L20 116ZM33 114H34L35 116H34ZM75 114H76V113H74V111H73V114H72V115H75ZM153 114H154V115H153ZM220 114H221L222 117L225 116V117L228 118V119H225V117H224V118H223V121H222V117L220 116ZM228 114H229V115H228ZM236 114H237V115H236ZM240 114H241V115H240ZM248 114H249V115H248ZM261 114H262V115H261ZM32 115H33V116H32ZM49 115H50V116H49ZM141 115H140V116H141ZM216 115H217V116L219 115L221 119H219V117L217 118ZM242 115H243V116H242ZM245 115H246V116L248 115V116L246 117ZM3 116H4V117H3ZM7 116H8V117H7ZM19 116H20V117H19ZM36 116H38V117H37L38 119L36 118ZM43 116H44V117H43ZM60 116H61V118H60ZM75 116H77V114H76ZM148 116H149V117H148ZM150 116H152V117L150 118ZM153 116H154V117H153ZM155 116H157V117H155ZM184 116H186L187 118L189 117L190 119H189V118L186 119V117H184ZM193 116H195L198 120H197L195 117H193ZM228 116H229V117H228ZM254 116H255V117H254ZM2 117H3V118H2ZM30 117H32V118H34V119L31 120ZM39 117H40L41 120H39ZM209 117H211V116H209ZM241 117H242V118H241ZM243 117H244V118H243ZM253 117H254V118H258V119H256V122H255V120H253ZM5 118H6V119H5ZM7 118H8V119H7ZM28 118H29V119H28ZM35 118H36V119H35ZM43 118H46V120L43 119ZM148 118H149V119H152V118H153V119H154V121H153L154 123H152V120H153V119H152V120H148ZM157 118H158V120H159V124L157 123V127H158V128L155 127V126H156L155 123L157 122ZM163 118H162V119H163ZM169 118H170V119H169ZM213 118H214V117H213ZM231 118H232L233 120H232ZM240 118H241L242 120H241ZM245 118H246V119H245ZM17 119H18V120H17ZM19 119H20V120H19ZM60 119H61L63 122H62ZM100 119H102V118H100ZM100 119H99V120H100ZM155 119H156V122H155ZM162 119H161V120H162ZM168 119H169V120H168ZM177 119H179V121H178ZM229 119H230V120H229ZM248 119H249V120H248ZM11 120H12V121H11ZM33 120H34V124H30V122L33 123ZM35 120L38 121V122L40 121V123H38V122L36 123ZM68 120H69V119H67V121H68ZM99 120H98V121H99ZM183 120H184V121H183ZM217 120H218V121H219V120L222 121L221 124H222V127H223V128H222L221 125L219 124L220 121L218 122ZM224 120H226V121L224 122ZM228 120H229L230 122H229ZM234 120H237L238 122H237V121H234ZM239 120H240V121H239ZM245 120H247V121H245ZM257 120H259V121H257ZM17 121H18V123H16ZM22 121H23V120H22ZM22 121H20V122H22ZM24 121H23V122H24ZM58 121H59V122H58ZM98 121H96V122L98 123ZM149 121H150L151 123H150ZM169 121H170L171 123H170ZM177 121H178V123H177ZM180 121H181V122H180ZM187 121H188V123H187ZM216 121H217V122H216ZM227 121H228L229 123H226ZM253 121L255 122L254 124L252 123ZM44 122H45V123H44ZM47 122H48V123H47ZM53 122H54V123H53ZM61 122H62V123H61ZM81 122H82V121L79 122V121L75 120L74 123L69 122V125L72 124V126H70V127L74 128L73 130H79V129L82 127V125H81L82 123H81ZM139 122H140V123H139ZM160 122L163 124L164 127H165L166 124L169 122L170 125H172L171 127L174 126L172 129H173V130L175 129V130H177V131H176V132H173V135H171L172 132H170V131H172V129L169 128V127H170V126L168 125L169 123L167 124V126H168L169 129H168V128L166 129V127H165V128L162 127V125L160 124ZM183 122H186V125H185V123H183ZM193 122H194V123H193ZM223 122L226 123V124H224ZM232 122H233V123H232ZM242 122H243V123H242ZM51 123H52V124H51ZM97 123H96V128H98V125L100 126L101 120H100V122L98 123V125H97ZM103 123H104V118H103L102 124H103ZM149 123H150V124H154L155 126H154V125H150ZM181 123H183V124H181ZM195 123H197V124H195ZM213 123H214V124H213ZM217 123H218V125L220 126L221 129L218 127ZM245 123H246V124H245ZM249 123H250V124H249ZM256 123H258V124L256 125ZM262 123H263V124H262ZM29 124H30L31 126H30ZM37 124H39L40 126H38ZM67 124H68V123H67ZM180 124H181V125H180ZM227 124H229L230 127H229V125H227ZM32 125H34L35 127H34V126L32 127ZM36 125H37V128H36ZM55 125H56V126H55ZM140 125L143 126V127H140ZM159 125H160V126H159ZM187 125H188L189 127H188ZM216 125H217V126H216ZM224 125H225V126H228V127H224ZM234 125H235V126H234ZM240 125H241V126H240ZM243 125H244L245 127H244ZM248 125H250V126H248ZM253 125H255L256 127H257V126H259V127L256 128V127L253 126ZM23 126H25L26 128L24 129ZM29 126H30V127H29ZM49 126H50V127H49ZM51 126H52V127H51ZM74 126H75V127H74ZM151 126H154L156 129H155V128L153 129ZM185 126H186V127H185ZM196 126H197V127H196ZM212 126H213V127H212ZM214 126H215V128H214ZM251 126L254 127L256 130H255V129L253 130V128H252ZM9 127H10V128H9ZM11 127H13V128H11ZM28 127L31 128V129H27ZM39 127H40V128H39ZM45 127H46V128H45ZM57 127H58V128H57ZM147 127H149V128L151 127V130H156V131H158L159 128L162 127V128L165 129V131L167 130L166 133H170V134H166V133L164 132V133H165L164 136L161 135L159 132L161 131V133H163V132H162L163 129L160 128V131H158V135L161 136L160 139H159V137L156 136V135H157V132H155V135H154V134H153V135L150 134V135L152 136V137L150 136V137H151V140H152L154 143H155L154 140L157 139V138H158V140H159L160 142L156 140V143H155V144L153 143L154 145L148 144L147 146L145 145V147H143V145L145 144L144 142H147L146 140H149V139H150V138H148V136H147L148 139L145 140L146 135H145V137H144V133L147 132V129H148ZM181 127H183V128H181ZM217 127H218V129H217ZM240 127H241V128H240ZM248 127H250L251 129L248 128ZM18 128H19V129H18ZM22 128L24 129V130H22V132H25V131H26V132H25V133H26V136H25V133H22V132H21V129H22ZM32 128H33L32 133H34V134H38V135H39V133H40L39 137H38V136L36 137V135L33 136V134H31V133L29 134V132H30V130H32ZM34 128H35V130L37 129L36 132H34ZM47 128H49V129H47ZM75 128H77V129H75ZM139 128H141V129H139ZM142 128H143V129H142ZM180 128H181V129H180ZM188 128H189V130H188ZM211 128H212V129H211ZM213 128H214V129H213ZM225 128H227V129L229 128L228 130L231 129V131L228 132L227 129L225 130ZM237 128H238V129H237ZM242 128H243V129H242ZM9 129H11V130H9ZM195 129H197V130H195ZM215 129H217L218 131H216ZM219 129H220V130H219ZM236 129H237V130H236ZM246 129H247V131L249 130L248 132L246 131L247 133L244 131V130H246ZM258 129H260L263 133H262V132H259ZM8 130H9V131H8ZM12 130H13V131H12ZM27 130H29V131H27ZM47 130H48V131H47ZM169 130H170V131H169ZM221 130H222V132H221ZM239 130H242V131H240V132L243 133V134H244V132H245L244 135L242 134V137H241V133L239 134V132H238ZM60 131H61V132H60ZM163 131H164V130H163ZM211 131H212V132H211ZM214 131H216V132H214ZM219 131H220V132H219ZM233 131H234V133H233ZM235 131H236V132H235ZM250 131H253V132L251 133ZM256 131H257V132H256ZM7 132H8V133H7ZM38 132H39V133H38ZM45 132H46L47 134H46ZM51 132H52V133H51ZM56 132H58V133H56ZM78 132H79V131H78ZM194 132H195V133H194ZM213 132H214V133H213ZM217 132H218L219 134H218ZM226 132H227V135H226ZM249 132H250V134H251L252 136H253V133H254V136H255V132H256V135H257V134L259 135V133H260L261 135L263 134V137H261V136L259 135L258 137H257V136H256V137H252V136H251L252 138H250V137H249L250 134H248ZM258 132H259V133H258ZM1 133H2V134H1ZM10 133H14V134H12L13 136H12L11 140H10V138H9V136H8V135H11ZM42 133H44V134H43L44 136L42 135ZM48 133H49V134H48ZM50 133H51V134H50ZM211 133H213V136H211V135H212ZM231 133H233V134H231ZM236 133H237V134H236ZM27 134H28V135H27ZM45 134H46V135H45ZM54 134L56 135V137H55ZM209 134H210V137H211V138L208 136ZM215 134H216V135H219V136H217L218 138H216V135H215ZM224 134H225V135H224ZM246 134L248 135L249 140L247 139V137L245 138ZM31 135H32V136H31ZM41 135H42V136H41ZM52 135H53L54 137H53ZM105 135H106V134L102 133L101 135L97 136V137L100 138V140H99V138L95 137V138L98 140V141H96V142H99V143H96V145H95V140H94V141H93L94 144H93L92 147L95 148V146H98V147H99V146H103V145H102L103 142L101 143L100 141L103 140L102 138H104V139L106 138ZM166 135H167V136L169 135V136H168V137H165ZM236 135H237V136H236ZM24 136H25V137H24ZM29 136H30V137H29ZM47 136H48V137H47ZM50 136H52V137H50ZM61 136H62V137H61ZM66 136H67V139H66ZM153 136H155V137H157V138L154 139ZM183 136H184V137H183ZM197 136L199 137V134H198ZM238 136H239L240 138H239ZM15 137L18 139L17 141H16ZM45 137H46V139H45ZM58 137H59V138H58ZM74 137H76V136H74ZM139 137H141V138L144 137V138H143L144 140L142 139L143 142H142V140H138ZM163 137L166 138V139H164ZM174 137H175V139H173ZM181 137H182V138H181ZM243 137H244L245 139H247V140L244 139L245 141H247V142H245L246 144L249 142V143L247 144L248 146H245L246 144H244L245 148L243 147V143H244ZM259 137H261L262 139L259 138ZM3 138H4V139H3ZM13 138H14V139H13ZM40 138H41V139H40ZM57 138H58V139H57ZM185 138H186V139H185ZM224 138H225V139H224ZM227 138H228V139H227ZM229 138H230V139H229ZM238 138H239V141H238ZM253 138H256V140H254ZM258 138H259V140H258ZM8 139H9V140H8ZM12 139L15 140V141H13ZM93 139H94V138H93ZM93 139H91V140H93ZM184 139H185V140H184ZM194 139H195V140L197 139V140L195 141ZM215 139H216V140H215ZM217 139H218V140H217ZM220 139H221V140H220ZM250 139H252L253 141H251ZM34 140H35V144L32 143V142H34ZM36 140H37V141H36ZM54 140H51L50 142H53ZM151 140H150V143H151ZM178 140H179V142H180V141H181V142H184V141H185V142L182 144L183 148L185 147L184 145H185V143H186L187 140H188V141H187V146L189 145L188 142H189L190 140L193 141V143H191V141L189 142V143L192 144V145H191L192 147H191V146H188V147H189V150L191 149L190 152H192V151H193V152L190 154L189 151H187V153H186V151H184L185 148H184V149H179V148L181 147V143H179ZM182 140H183V141H182ZM219 140H220L221 142L218 143L217 141H219ZM222 140H223V141H222ZM227 140H228V141H227ZM240 140H241V141H240ZM31 141H32V142H31ZM105 141H106V140H104V143H105ZM139 141H141L143 144H140L141 142L139 143ZM164 141H166V143H164ZM169 141H171V142H173V141L176 142V141H177L176 143H179V147H178V149H176V148H177L176 146H178L176 143H175V145H174V142L171 143V142H169ZM225 141H226V142H225ZM254 141L257 142V143L259 144V145L257 144V147H256V143H255ZM258 141L261 142L262 144L259 143ZM4 142H5V143H4ZM13 142H14V143H15V142H20V144H22V145L25 144V143H28V142H30L31 144H33L32 149H31V148L29 149V148L27 147L25 151H24V149L21 148L20 146H19L18 149H15V150H17V154H18V155H16V156L27 155V157H28V156L31 157V156L33 155V157L36 158V159H33V157H32L33 161H31V162H33L32 164H34V165H32L31 162H30V164L32 165V166L30 165L31 168L29 167V164H28L27 162H23V161H22L24 164H23L22 162H19V161H21V160H19L18 163H19V165H20V163H21L22 167H21V165H20V167H19V166H17V164H15V165L17 166V168H18V169H16V166H13L14 163L16 162V160H18V159H23V157H22V158H20V157H19V158H18V157L16 158V156H15L16 151H14V148H15V147H14V146H10V145H13V144H14ZM23 142H24V143H23ZM238 142H239V143H238ZM241 142H243V143H241ZM250 142H251L252 144H251ZM36 143H38V144H36ZM45 143H46V145H45ZM133 143H134L135 145H134ZM170 143H171V144H170ZM195 143H194V144H195ZM240 143L242 144V147L244 148V149H242V150L240 149V147H241V146H240ZM254 143H255V144H254ZM1 144H3V145H1ZM4 144H5V145H4ZM99 144H101V145H99ZM105 144H107V145H105ZM105 144H104V145H105L104 147H99V148L96 147L95 150L93 149V150H94V153H95V152H98V150H100V149H101V150H100V152H101L103 148L105 149V147L108 148V147L110 146V145H109L110 143H109V144H108V143H105ZM137 144H138V145H137ZM146 144H147V143H146ZM224 144H226V145H224ZM249 144H250V145H249ZM38 145H40V146H38ZM112 145L114 146V144L111 143V146H110V147H112ZM160 145H164L165 148H166V146H167V148H166L167 150L165 149V150H166V151H165V150H164V147H163V146L161 147ZM168 145H169V147H170L171 149H173L174 147H175V149H173V150L169 149V148H168ZM172 145H173L174 147H172ZM35 146H36L37 149H35ZM42 146H44V147H42ZM141 146H142V147H141ZM149 146L151 147V149L149 148ZM238 146H239V149H240L239 151H238ZM263 146H264V145H263ZM263 146L261 147L262 149H264ZM13 147H14V148H13ZM66 147H68V148H65V149H69V146H66ZM155 147H157V150H155V149H156ZM159 147H160V149L163 150V151L160 150V155H159V157H157V160L155 159L156 157L153 158V159H151L152 156L154 155L155 151H158V153H159V150H158ZM190 147H191V148H190ZM242 147H241V148H242ZM3 148H4V149H3ZM38 148H39V149H38ZM97 148H98V149H97ZM107 148H106V149H107ZM112 148H113V151H112V152L109 151L108 149H107V150H106V149H105V150L103 149V150H104V152H108V151H109V152H111V153H114V152H115V148H114V147H112ZM112 148H111V150H112ZM181 148H182V147H181ZM213 148H215L216 151H215V149L213 150ZM227 148H228V149H227ZM33 149H35V152H38V150H39V151H40L39 154H38V153H35ZM41 149H42V150H41ZM71 149H72V148H71ZM109 149H110V148H109ZM153 149H154V150H153ZM209 149H210V150H209ZM223 149H224V150H223ZM245 149H247V150H246L247 153L243 152V150H245ZM248 149H249V150H248ZM251 149H252V150L254 149L253 146H252ZM255 149H254V150H255ZM31 150H33L34 154H36L38 157L35 156V155L33 154V152H31ZM62 150H63V148H62ZM96 150H97V151H96ZM128 150H129V151H128ZM178 150H179V152H181V153H178ZM180 150H181V151H180ZM182 150H183V152H182ZM185 150H186V149H185ZM28 151H30L31 154H29ZM66 151H67V150H66ZM195 151H196V150H195ZM208 151H209V152H208ZM213 151H215V152H213ZM240 151L243 152V153H241ZM263 151H264V150H263ZM7 152H10V153L7 154ZM12 152H13V153H12ZM14 152H15V153H14ZM26 152H27V153H26ZM41 152H42V153H41ZM44 152H45V153H44ZM62 152H63V151H62ZM64 152H65V151H64ZM104 152H103V153H104ZM109 152H108V153H104V154L102 153V155H105L104 158H106V160H103V159H102V156H100V157H97V162H96V163H99V161H100V162L103 164L104 162H107V158H110L111 160H113L114 157H112V158H113V159H112L111 157H109V155H110V156H113L114 154H109ZM121 152H123V153H121ZM124 152H125V153H124ZM153 152H154V153H153ZM184 152H185V153H184ZM196 152H197V151H196ZM235 152H236V153H235ZM43 153H44V154H43ZM143 153H145V154H147V153L150 154V153H151L152 155H148V154H147V155L145 156ZM177 153H178V154H181V156L178 155ZM183 153H184V154H188V155L190 154V155H189V158H188L187 155H184ZM207 153H206V155H207ZM234 153H235V155L238 154V153H239V154L235 156ZM240 153H241V154H240ZM97 154L99 155V153H96L95 155L98 156ZM107 154H108V157H106ZM125 154H126V156H125ZM133 154H134V156H133ZM170 154H173L172 158H171V155H170ZM182 154H183V156H184L185 158H188L187 161H185L184 158H183L182 160L185 161V162H183V161L181 160L180 157H183ZM217 154H218V155H217ZM243 154H244V155H243ZM6 155H7V156H6ZM30 155H31V156H30ZM42 155H43V156H42ZM63 155H65V153H63ZM63 155H62V156H63ZM100 155H101V154H100ZM139 155H144L145 157H141V156H139ZM169 155H170V156H169ZM215 155H216V156H215ZM2 156H3V157H2ZM45 156H46V157H45ZM114 156H115V155H114ZM131 156H132V158H131ZM179 156H180V157H179ZM186 156H187V157H186ZM242 156H243V157H242ZM247 156H246V157H247ZM5 157H6V158H5ZM66 157H67V156L65 155L64 158H66ZM136 157H137V158H136ZM163 157H164V158L166 157V158H165L166 160L163 159ZM168 157H169V158H168ZM173 157H174V158H173ZM178 157H179V158H178ZM259 157H257V158H259ZM11 158H12V159H11ZM13 158H15L16 160L13 159ZM98 158H101V160L104 161V162H102V161H101L100 159H98ZM160 158H161V160H160ZM8 159H9V160H12V161L10 162ZM38 159H39V160H38ZM40 159H41V160H40ZM134 159H135V160H134ZM146 159H151L150 161L153 160L152 162H154V161L156 160V162H157L156 164H157V165L159 164V166H161L160 168H158L159 171H158L157 168H156V166H157L156 164H155V165H156V166H155L152 162H149V161H147ZM194 159L197 161V159H196V155H195V158H194ZM208 159H209V162H208ZM236 159H237V160H236ZM247 159H248V161H247ZM7 160H8L9 162H7ZM42 160H43V161H42ZM98 160H99V161H98ZM108 160H109V159H108ZM190 160H191V161H190ZM204 160H203V161H204ZM13 161H15V162L13 163ZM36 161H37V162H36ZM125 161H126V162H125ZM177 161H178V164H177ZM181 161H182L184 164L187 165V166L185 167V165L183 164L184 167L186 168V171L189 172V174L193 175V176L188 175V176H191V177H188V178L191 179V178L194 177V179H195V181H196V182L194 181V183H192V184L194 185V186H193L194 188L192 187V184H191V182H193V179H191V181H190V180L187 181L188 178L183 177V175H185V174H182V173H184L185 171L183 170L184 168H182V166H183L182 163H180V165H179V162H181ZM235 161H236V162H235ZM238 161H239V162H238ZM246 161H247V164H246ZM258 161H259V162H258ZM260 161H261V162H260ZM0 162H1V160H0ZM109 162H110V161L107 162L108 165H110V166L113 168V166H114V164H115L116 161H111V164H110ZM112 162H114V164H113ZM142 162H144L143 166L141 165ZM148 162H149V163H152V164L155 166V167L152 166V169L156 168V169L154 170V171H156V172H154V171H152V172H154V173L151 172V169H150L151 166H147V167H145V166H146L145 163H148ZM171 162H173V163H171ZM186 162H187V163H186ZM192 162H194V163L192 164ZM206 162H208V163L206 164ZM9 163H12V164H9ZM16 163H17V162H16ZM101 163H100V164H101ZM107 163H104L103 165H106ZM119 163H120V159H119ZM119 163L116 162L115 170H114V171L119 172V174H117V175H113L114 177H115V176H120L121 172H122V173H124V172H126V173L129 172V173H130V171H131V172L133 171V167H132L131 170L128 169V168H129L130 166H132V165H130L129 167L125 168L126 171H125V170L122 171V170H121L122 167L119 166V165H121V164H119ZM149 163H148V164H149ZM154 163H155V162H154ZM218 163H217V164H218ZM235 163H236V164H235ZM262 163H263V164H262ZM25 164L27 165V168H28V169H26V165H25ZM46 164H47L48 167L45 166ZM100 164H98V165H100ZM112 164H113V165H112ZM148 164H147V165H148ZM152 164H149V165H152ZM170 164H171L172 166H171ZM174 164H175V165L177 164V166L175 167ZM194 164H196L195 167H194ZM212 164H211V165H212ZM219 164H218V165H219ZM245 164H246V165H245ZM248 164H249V165L251 164V165L249 166ZM259 164H258L257 166H259ZM10 165H11V167H10ZM23 165L25 166V168L23 167ZM103 165H102V166H103ZM108 165H107V167H108ZM117 165H118V166H117ZM140 165H141V166H140ZM211 165H210V166H211ZM239 165H240V166H239ZM12 166H13V167H12ZM100 166H101V165H100ZM100 166H98V167L100 168ZM116 166H117V167H116ZM159 166H157V167H159ZM179 166H181V168H182L181 170H182V171L179 170V169L177 168V167H179ZM210 166H209V167H210ZM246 166H247V167H246ZM257 166H255V167H257ZM41 167H42V169H41L42 172H41L40 169H39V168H41ZM44 167H45V168H44ZM104 167H105V166H104ZM119 167H121V168L118 169V170H120L121 172L117 170V168H119ZM124 167H125V165H124ZM171 167H172V169H173V168H176V169L179 170V171H177L176 169H173V170H172V169H170ZM187 167H188V168H187ZM211 167H212V166H211ZM248 167H249V168H248ZM8 168H11V170H14V172H15V170H16L17 175H20L19 172L21 173V169H19V168H24V169H26V170H27V174L29 173L28 171H30L31 173H29V174H31V175H29V176H30L29 178L32 179V180H31L32 182H29V179L27 178L28 183H30V184L25 183V180H26L25 177L28 176V175L26 174V172L24 173V174H26L25 176H24L23 173L21 174V176H17V175H14V174H16V173H14L13 171H8V172H7V169H8ZM47 168H49V170H48ZM99 168H98V169H99ZM105 168H106V167H105ZM105 168H103V172H104V173H106V172L109 173V174H110V175H109L110 177H111V174L117 173V172H114L112 168L110 169V171L108 170L109 168H108V169L106 168L107 170H106ZM147 168H148V169H147ZM161 168H162V169H161ZM192 168H193V169H192ZM196 168H197L198 170H197ZM214 168L216 169V171L213 170ZM240 168H241V169H240ZM4 169L6 170V172H5ZM24 169H22V172H24V171H23ZM44 169H45V170H44ZM104 169H105V170H104ZM123 169H124V168H123ZM187 169H189V170H187ZM228 169H229V171H228ZM237 169H238V170H237ZM243 169H244V170H243ZM3 170H4V171H3ZM9 170H10V169H9ZM17 170H20V171H17ZM26 170H25V171H26ZM37 170H39V171H37ZM111 170L113 171V173H110V172H112ZM128 170H130V171H128ZM171 170H172V171H171ZM175 170H176L177 172H180V171H181V174H179V173L176 174ZM195 170H196V172H194ZM211 170H210V172H211V176H210V177H214V178H215V176L212 174L213 172H212ZM224 170H225V171H224ZM262 170H263V169H262ZM34 171H35V172H34ZM44 171H45L46 174H44ZM51 171H52V170H51ZM108 171H109V172H108ZM165 171H166V172H165ZM170 171H171V172H170ZM190 171H192V172H190ZM233 171H234V172H233ZM238 171H240V172H238ZM11 172H12V173H11ZM39 172H40V173H39ZM47 172H48V173H47ZM172 172H173V173H172ZM174 172H175V173H174ZM193 172H194L195 174H196V173L198 174V175H197L198 177L196 176V177L198 178V181L196 180L197 178L194 176V173H193ZM203 172H202V173H203ZM217 172H218L219 174H218ZM229 172H230V173H229ZM13 173H14V174H13ZM34 173H35V174L37 173V174L34 175V176H32ZM107 173L105 174V176L108 175ZM126 173H125V175H127ZM216 173H217V174H216ZM227 173H228V174H227ZM8 174H10V175L13 177V179H10L9 177H7ZM42 174H43L44 176H43ZM145 174H146V175H145ZM229 174H230V175H229ZM233 174H234V176H235V179H236V178H239V181H237V179H236V181H234V176H233ZM10 175H8V176H10ZM22 175H23L24 177H22ZM50 175H51V176H50ZM103 175H104V174H102V176H103ZM125 175L123 174V176H125ZM154 175H153L152 178H154ZM181 175H182V176H181ZM202 175H204V174H202ZM202 175H201V176H202ZM218 175H219V176H218ZM236 175H237V176H236ZM11 176H10V177H11ZM45 176H47V177H45ZM53 176H54V177H53ZM102 176H100V177H102ZM109 176H108L107 178L110 179ZM144 176H143V178H144ZM224 176H225V177H224ZM227 176H228V178H227ZM229 176H230V178H229ZM12 177H11V178H12ZM16 177H18V178L22 177V178H20V179H22V180H20V179L17 180ZM34 177H35V178H34ZM42 177H44V178H42ZM52 177H53V178H52ZM125 177H126V176H125ZM218 177H219V178H218ZM39 178H40V179H39ZM104 178L107 179L106 177H103V179H104ZM116 178H117V177H116ZM116 178H115V179H116ZM127 178H128V177H127ZM139 178L137 179V181L139 180ZM143 178H141L140 180H142ZM148 178L151 180V176L148 177ZM163 178H164V177H163ZM175 178H176V180H175ZM184 178L186 179V181H185ZM203 178H204V181L206 180L205 182H207V183H206V186H203V185H202V183H203ZM226 178H227L228 180H227ZM232 178H233V179H232ZM33 179H34V180H33ZM103 179H101V180H103ZM113 179H114V178L112 177L111 180H108V179H107L108 181L104 180L103 182H105V183H107V184H110V183H113V182H112V181H114ZM120 179H122V175H121V178L118 177V178L116 179V181H117V180H120ZM133 179H134V178H133ZM135 179H136V178H135ZM166 179H165V180H166ZM217 179H218V180H217ZM223 179H224V180H223ZM23 180H24V182H23ZM68 180H69V179H68ZM68 180H67V177H66V179L64 180L65 183H68V182H67ZM123 180H124V181H123L124 183H122V180L119 181V184H121V185H120V189L125 188L124 191H125V190H128V191H129L132 187L135 186V183H136V182L134 183V181H136V180H133V183H130L129 180H128V182L126 183V182H125V179H123ZM143 180H144V179H143ZM143 180H142V181H143ZM165 180H164V183L167 182V181H165ZM182 180L185 181V182H183L185 187L183 186L182 183H180V182H182ZM209 180H210V179H209ZM214 180L217 181V182L215 181L216 184H217V183H220V184H221V187H223V188H221V187L219 188L218 184H217L218 187L213 186V185H216V184L212 183V181H214ZM220 180H221L223 183H222ZM21 181L23 182V184H22L23 186L27 184V185L25 186L26 188H23V186H22V187L20 186L21 183H19V182H21ZM38 181H40V182H38ZM142 181H139V182H142ZM171 181H172V182H171ZM199 181H201L202 183H199ZM219 181H220V182H219ZM10 182H11V183H10ZM14 182H17V183H16L17 185H13V184H15ZM36 182H37V184H36ZM108 182H110V183H108ZM139 182H137L136 184H138ZM174 182H175V183H174ZM186 182H187V183H186ZM189 182H190V183H189ZM205 182H204V184H205ZM224 182H225V183H224ZM234 182H235V183H234ZM1 183H3L4 186H3V184H1ZM38 183H39V184H38ZM145 183H147V182H145ZM145 183L142 182V185H140V186H142L143 189H146V187H147ZM164 183H163V184H164ZM195 183H196V184H195ZM233 183H234V185H233ZM31 184H32V185H31ZM59 184H61V183L59 182ZM63 184H64V182H63ZM126 184H127V185H126ZM133 184H134V185H133ZM144 184H145V185H144ZM200 184H201V185H200ZM207 184H208V185L210 184V186H212V187L208 186ZM220 184H219V185H220ZM7 185H8V186H7ZM40 185H42L44 188H43L42 186H40ZM110 185H114V184H110ZM128 185H129V186H128ZM131 185H132V186H131ZM138 185H139V184H138ZM138 185H136V189H137V190H138V188H139V189L141 188V187H139ZM195 185H197V187H198L199 185H200V186L197 188ZM240 185H241V183L239 184V187H240ZM9 186H10V187H9ZM28 186H29V187H28ZM31 186H32V188H30ZM38 186H39V187H38ZM164 186H165V185H163V187H162V184H161V187L164 188V190H165V191H164V190H163V191H164L165 193H166V192L169 193V190H170L169 185L166 186V187H167L166 189H165ZM170 186H171V184H170ZM201 186H202V187H201ZM234 186L236 187V189H234ZM19 187H21L20 190H19ZM34 187H36L35 190H34ZM40 187H41V188H40ZM129 187H130V189H129ZM200 187H201L203 190H209L208 188H210V189L214 188V189H215V187H216V189H217V190H220L221 193H220V191H217L216 189L214 190V192H213V191L211 192V190H209L208 193H206L207 191H206V192L203 191ZM203 187H204L205 189H204ZM182 188H183V189H182ZM199 188H200V189H199ZM206 188H207V189H206ZM225 188H226V189H225ZM228 188H229V189H228ZM15 189H14V192H15ZM39 189H40V190H39ZM41 189H42V190H41ZM133 189H135V188H133ZM136 189H135V190H136ZM167 189H168V190H167ZM184 189H185V191H184ZM194 189H195V191H194ZM223 189H225V190H223ZM46 190H47V191H46ZM117 190H118V189H117ZM117 190H116V191H117ZM122 190H123V189H122ZM166 190H167V191H166ZM200 190H201V192H203V193H202V196L204 195V196L206 197V196H208V194L211 192L212 195L214 196V198L211 197L212 195H211V196L209 195V197L205 198L207 201L204 200V197L201 196V192H200ZM212 190H213V189H212ZM230 190H231V192H227V191H230ZM236 190H237V191H236ZM239 190H240V191H239ZM1 191H2V190H1ZM17 191H16V192H17ZM34 191H35V192H34ZM41 191H42V192H41ZM44 191H45V192H44ZM128 191H127V193H128ZM186 191H187V194L184 193V192H186ZM16 192L14 193V194H15V195H14V196H15L14 198L9 197V201H8V203L6 204V205H8V206H3V207H4V208L7 207L8 209L6 208V210H7L8 212L11 210V212H9V213H12L13 216H14V220H15V219L17 220V221L15 220V222H16L15 224H16V225H17V224L20 225L21 222L24 221V220H21L20 223H17V222H19L20 219H23V217L21 218V217L19 216L20 213H18V212L16 211L17 209H15V207L18 208L19 205H20V207H21V206L23 207V206H24V202L26 203L27 200L24 201V202H22V201H23L24 199H27V198L24 196V194H23L24 192H23V191H22V197H23L24 199L21 198V194H20L19 192H18V194H17ZM46 192H48V194H47ZM58 192H59V191H58ZM62 192H63V191H61V193H62ZM125 192H126V191H125ZM204 192H205V193H204ZM215 192H216V193H215ZM217 192H218L219 194H222V195H219ZM226 192H227V193H226ZM232 192H233V193H232ZM29 193H30V195H28ZM61 193H60V194H61ZM225 193H226L229 197H228ZM228 193H229V194H228ZM243 193H244V192H243ZM38 194H39V195H42V194H43V195H42V196H39ZM183 194H184L185 196H184ZM192 194H194V195H192ZM214 194H215V195H214ZM232 194H234V195H232ZM16 195H17V198H21V200H20V199H17V201L19 200V201H18L19 204H16L17 202L14 203V201H16V199H15V198H16ZM18 195H20V196L18 197ZM45 195H46L47 197H46ZM48 195H50L51 198H50ZM218 195L221 196V197L217 199V196H218ZM238 195H240V196H238ZM0 196H1V192H0ZM182 196H183L184 198H183ZM215 196H216V198H215ZM222 196H223V197L225 196L224 198H226V199H227V197H228L227 200H226V199L224 200L223 205L226 203V204H229V206H230V203H229V200H230V199H231L230 202H231V203L234 202L235 205H234V203H232L230 207H228L227 205H224L225 208H227V210H226V211H222V210H223L222 208H224V206L222 205V200H223L224 198H223ZM236 196H237V197H240V198L236 200V199H235V198H237ZM37 197H38V198H37ZM45 197H46V198H45ZM48 197H49V199H48L49 201L47 200ZM210 197H211V198H210ZM234 197H235V198H234ZM43 198H44L45 200H44ZM222 198H223V199H222ZM232 198H234L235 201H232V200H233ZM10 199H11L12 201H11ZM36 199H37V200H36ZM39 199H40V200H39ZM190 199H191V201L194 200L195 203H194V201H193V202H189ZM199 199H201V201H203V202H201ZM208 199H209V200H208ZM214 199H217V201L214 200ZM219 199H222L221 202H220ZM34 200H35V201H34ZM108 200H109V199H108ZM108 200H106V201H107V204H108ZM179 200H180V201H179ZM186 200L188 201V202H187L188 204H189V203H194V204L196 205L197 203L200 202L199 204L201 205V203H202V205L204 206L205 209H204V208H203L204 210L202 209V205H201V207H198V206H200V205H196V207H194V206H193L194 204H193V205H192V208H190V207H191V204H190V207H188L189 205H186V204H185V206H181L182 204L184 205V203H186ZM45 201H46V202H45ZM52 201H54V202H52ZM52 201H51V203L49 202V205H53V203H55V199H54V198H53ZM68 201L70 202V200H68ZM90 201H91V200H90ZM97 201H98V200H97ZM97 201H95V202H93V203L91 204V208H92V209L90 208V209L92 210V211L90 212L91 214H88V213H87V214H88L89 216H93V220H94L95 223H97V224H100V225L102 224V225H103V224H106V223H107V224H106V228L109 229V226H111V223H108V222H111L110 218L103 217V214H100V216H101V217L103 218V220H104L103 222H101V221H102V218H101V220H100L98 211H93L94 208L97 207V206H96L97 204L95 205V203H98ZM181 201H183V202H181ZM214 201H215V202H214ZM226 201H228V203H227ZM10 202H11V203H10ZM20 202H21V203H20ZM38 202H39V203H38ZM69 202H66L67 206H68V204H70ZM180 202H181V205H180ZM212 202H213V203H212ZM37 203L39 204V207H38V208H36V207L38 206V205H36ZM42 203H43V204H42ZM119 203H120V202H119ZM119 203L116 204V205H117V208H118L119 205H120V207L122 206L123 208H125V203H122V202H121V204H119ZM130 203H131V202H130ZM130 203H129V204H130ZM214 203H216V204H214ZM219 203H220V204H219ZM0 204H1V205H0V209H2V207H1V206H2V203H0ZM9 204H10V205H9ZM21 204H22V205H21ZM158 204H159V203H158ZM213 204H214V205H213ZM217 204H218V205H217ZM11 205H12V207L10 208ZM17 205H18V206H17ZM35 205H36V206H35ZM72 205H73V204H72ZM72 205L70 204L69 206H72ZM94 205H95V206H94ZM98 205H99V203H98ZM161 205H162V204H161V202H160V205H159V206H161ZM215 205H216V207H215ZM41 206H42V207H41ZM69 206L66 207L65 204H64V207H65V208H69ZM92 206H94V207H92ZM154 206H155L156 208H158L157 204H155ZM154 206H153V207H154ZM162 206H163V205H162ZM178 206L175 207V209L177 208V209H176V212H177V210H178ZM221 206H223V207L221 208ZM226 206H227V207H226ZM263 206H264V205L261 206V209H260V208H257V209H260V210L262 211ZM13 207H14V208H13ZM20 207H19V208H20ZM30 207H32V208H31V212L34 211V210H32V209H34V208H35V210L37 209L36 212L34 211L35 213L32 212L34 215H33L32 213H31L32 215L29 213V212H30ZM45 207H46V209H45ZM51 207H52V208H51ZM51 207H50V208L53 209L54 205L51 206ZM182 207H184V208H182ZM186 207L188 208V209H187V213L184 212V210H186V209H185ZM193 207H194V211H195V212L193 213V215L195 214V216H197V217L200 216V214L197 215V213H199V210L202 209L203 211H205V217H206V218H205V217H201L202 214H203L204 212H202V211L200 210V211H201V212H200V213H201V216L198 217V218H199V221H197L198 219H196V218H194V217L190 219V217H192V216L190 215V214H191L190 212H193ZM197 207H198V209H199L198 212L196 211V210H197V209H196ZM233 207H234V208H233ZM9 208H10V209H9ZM40 208H41V209H40ZM42 208H43V209H42ZM113 208H114V207H113ZM123 208H122V209H123ZM156 208H155V209H156ZM161 208H163V207H161ZM214 208H215V209H214ZM216 208H217L218 210H217ZM219 208H221L222 210L219 209ZM231 208H232V209H231ZM238 208H239L240 210H239ZM12 209L14 210V212H13ZM38 209H39V210H38ZM189 209H190V210H189ZM191 209H192V210H191ZM133 210H134V209H133ZM133 210H132V211H133ZM179 210H178V211H179ZM188 210H189V211H188ZM210 210H211V211H210ZM213 210H214V211H213ZM224 210H225V209H224ZM228 210H229V211H228ZM236 210H239V211H236ZM260 210H257V212H259ZM37 211H38V212H37ZM43 211H44V212H43ZM132 211H131V213H130V211H127V212L125 211L126 214H128L129 216L131 215V216L133 217V218H131V220H130L129 218L126 219V218L129 217V216L126 215L125 212H124L125 215H121V217L124 216L123 219L125 218V219L127 220L126 223H122V222L125 221V219L123 220V219H121V217H120V219L123 220V221H121V226L123 227V225L125 224V225H124V229L122 228L123 230H122L121 227L119 226V225H120V219H118L119 222H116V224L119 223L117 226H119V228H120V229H118V227H117V230H119V231L117 232V238H118V237L120 238L121 235H122V237L120 238V240H121V241L123 240V242H124V241H127V243H126V242L123 243V246H125L124 248L126 249V246H127L128 244H130V246L133 247V246H134L133 244L135 243V246H134L135 248H134V247H133V248L131 247V249H130V248H129L130 246L128 245V246H129L128 248L130 249V251H129L128 249L124 250L125 254H130V253L133 254V253L137 250V248H138L139 246L137 245V241L134 242L133 240H134V239H137V240L139 241V239H140V237H141V235H139V237H138V234H139V233H138V230H139V228H136V231H135V228H134V226L138 227V226L136 225L137 222L135 221L136 216H135V217L133 216V215H136L137 213L134 214V213H132ZM215 211H216V212H215ZM232 211H233V212H232ZM15 212H17V213H15ZM183 212H184V214H183ZM212 212H213V213H212ZM223 212H224V213L226 212V214H227L228 217L225 216L226 214H224ZM239 212H240V214H236V213H239ZM241 212H243V213H241ZM257 212L255 211L254 213H257ZM97 213H98V214H97ZM173 213H174V212H173ZM189 213H190V214H189ZM206 213H207L208 215H207ZM222 213H223V214H222ZM231 213H232V214H231ZM234 213H235V214H234ZM259 213H260V212H259ZM29 214H30V216H29ZM35 214H38V215H35ZM46 214H48V215L46 216ZM95 214H96L98 217H96ZM174 214L176 215V213H174ZM185 214H186V216H185ZM188 214H189V215H188ZM216 214H218V215H216ZM257 214H258V213H257ZM15 215H17V216H15ZM41 215H42V216H41ZM43 215H44V216H43ZM187 215H188V218H187ZM203 215H204V214H203ZM206 215H207V216H206ZM210 215H211V216H212V215H213V216L216 215V217H215V216H214V217L212 216V218L209 217V218L211 219L210 221H212V220H216V218L218 219V220L215 221V223H214L215 225H214L213 223L211 224V222L209 221L208 216H210ZM222 215H224L223 218H222ZM237 215H238V216H237ZM258 215H259V214H258ZM28 216H29V217H28ZM34 216H35V217H34ZM38 216H40L41 218H39ZM94 216H95V218H94ZM126 216H127V217H126ZM219 216H220L221 219L219 218ZM231 216H233V217H231ZM234 216L239 217L241 221L238 220L239 218L234 217ZM245 216H246V217H245ZM16 217H18L19 220H18ZM43 217H44V219H43ZM108 217H109V216H108ZM31 218H30V219H31ZM33 218H32V221L34 222L35 225L33 224L32 221H31V223H26V222L23 223V222H22V224H23V225H26V227H27V225L30 226V227H29L30 230H29L28 228H26L25 226H23L22 224H21V227H20L19 225H17L16 228H19V229H15V226H16V225H14L13 228H14L15 230H14L13 232L10 231V230H13V229H10V230H9V231H10V236L8 235V236H9L8 238L11 240V242H12V240H13L12 243H14L16 247L19 246V248H20V247L22 248L24 245H26V246H24V247H25V249H23L24 251L27 250L26 247H28V246H29V243H30V242L32 243V241H34V242H33L34 244H35V242H36V245H34V244L32 243V244H33V247H31V243H30L29 248H34V249L36 248V249H37V248H39V245L37 246V244H41V245H42V246H40L41 248L44 246V245H43L44 243H42V241L44 240V237L40 235L41 233H40V231H38V230H40V229L38 228L37 222L35 223V221H34L35 219L33 220ZM55 218H56V216H55ZM97 218H99V219H97ZM180 218H181V217H180ZM201 218H202V219L204 218L205 220H202ZM244 218H245V219H244ZM30 219L28 220L29 222H30ZM222 219H224V220L226 219V220H225V221H226V224H225V221L222 220ZM227 219H228V220H227ZM236 219H237V220H236ZM99 220H100V221H99ZM201 220L203 221V224H204V225L206 224V225L203 227V228H204V232H206L205 234H204V232H203V228L200 230L201 226L203 225V224H201V223H202ZM206 220H207V221H206ZM219 220L223 221L224 223H223V222L221 223V221H219ZM229 220H230L229 225H227V223H228ZM231 220H232V221H231ZM259 220H260V219H259ZM262 220H263V222H264V219H262ZM262 220H261V221H262ZM26 221H27V220H26ZM132 221H133L134 223H132ZM196 221H197V222H200L199 225L201 224V226H199L198 223H197ZM204 221H206V222H204ZM208 221H209L210 223H209ZM40 222H39V223H40ZM104 222H106V223H104ZM135 222H136V223H135ZM213 222H214V221H213ZM216 222H217V223L220 222L221 224L228 226L227 228H229V230H230V231H228V232H230L231 235H232V232L234 231V234H233L232 236H231L229 233H227V234H229V235H227V234H225L227 228H226V229L223 228V227H226V226H222V228H220L221 230L223 229L222 231L220 230V231H221V234H220V232H219V233L217 232L218 235H215L216 237L218 236V238H219L220 236H222V237H220V238H223V241H224V242H227V240H229V239L227 238V236H228V237H229V236L231 237V238L229 237V238H230L229 243H230V244L232 243L231 248H230V246H228L230 249H228V248H226V250L223 249V250L226 251V257L228 258V262H226L227 258L225 259V257H223V255H224L223 252H225V251H222L221 248L217 247V246H220V245L218 244V243H220V241H219V242L217 241V240H220V238H219V239H216V238L214 237V238H215V241H214L213 236H212L213 233H216V230H219V225H218ZM236 222H237V223H236ZM238 222H239V224H240V222H241V224H240V225H241V228H242V227H244V228L246 227V229H247V230H246V235H248V236L251 238V239H250V238H248V236H247V238L249 239L248 241H247V239L245 238V237H246L245 232H244L245 229H243V228H242V229H241V228L239 229V228L237 227ZM255 222H256L257 224H259V226H257V224H256ZM259 222H260V221H259ZM127 223H130V225L127 224ZM194 223H195L196 225H195ZM208 223H209V224H208ZM220 223H219V224H220ZM254 223L256 224V227H255V226L252 227V225H254ZM192 224H193V225H192ZM216 224H217L218 226H217ZM221 224H220V226H221ZM33 225H34V226L37 225V226H36L37 228L34 227ZM126 225H129V226H131L132 228L129 227V226H126ZM197 225H198V226H197ZM208 225H210V227H209ZM230 225H231V227L236 228V232H237V230L239 229L238 231H239L240 235L242 234V230H243L245 237L242 239L241 237H243V236H239L238 238H240V240L237 239V240H239V241H237V240L233 241L234 239H233L232 237H233V236L237 237L239 234H237L238 232L236 233V232H235V229H232V228L230 227ZM233 225H234V226H233ZM39 226H40V225H39ZM103 226L105 227V225H103ZM192 226H193L194 228H192ZM206 226H207V227H206ZM211 226H212V227L214 226L215 228L218 227V228H216V230H215L214 227L212 228ZM238 226H239V225H238ZM32 227H34V229H33ZM199 227H200V228H199ZM239 227H240V226H239ZM11 228H12V227H11ZM20 228H22V229H20ZM23 228H25V229H23ZM31 228H32V231H31ZM127 228H129V229H127ZM130 228H131L132 230H133V228H134V231H131ZM198 228H199V230H200L201 232H203V234H202L201 232H200L201 234L198 233V232H199ZM205 228H206V229H205ZM207 228H208V233H209V231H211V229L214 230L213 232H210V233H209V234H211V233H212V234H211L210 236H208V237L206 236V234H208V233H207V231H205V230H207ZM210 228H211V229H210ZM257 228H256V230L258 231L259 229H257ZM36 229H37V231H38V232H36L38 235L36 234L37 237H35V239H34L33 234L35 233L34 230H36ZM126 229H127V230H126ZM192 229H193V230H192ZM195 229L197 230L196 232H197L198 235L195 234V233H196V232L194 231ZM209 229H210V230H209ZM17 230H18V232L21 231V234L23 233V234H25L26 236L24 235L25 237L23 238V237H21V236H23V234H22L21 236H19V237H21V240H20V239L18 240V239H17V238H18V237H17V234H18V235H20V234L17 233ZM224 230H225V232H224ZM30 231H31V233H28V234H29V236L31 235V237L34 239V240H31V241L28 240V239H31V238H30V237H27L28 235L26 234V232H30ZM183 231H184V233H183ZM231 231H232V232H231ZM11 232L15 234V236H14V235H13V236L16 237V238H14V237L12 236V233H11ZM15 232H16V233H15ZM121 232H122V234H121ZM125 232H126V233H125ZM194 232H195V233H194ZM252 232H256V231L252 230ZM123 233H125V235L127 234L128 237H127V236H124ZM191 233H192V232H191ZM217 233H216V234H217ZM235 233L237 234V236L235 235ZM120 234H121V235H120ZM128 234H129V235H128ZM135 234H137V237H138V238H136V235H135ZM199 234H200V235H199ZM209 234H208V235H209ZM222 234L226 235V237H225L224 235H222ZM219 235H220V236H219ZM11 236H12V237H11ZM39 236H40V237H39ZM134 236H135V238L133 239ZM188 236H189L190 238H189ZM211 236H212V238L210 239L209 237H211ZM38 237H39V241H40L41 238H43V239H41L42 241H40V242H39V241H35L36 239H38ZM110 237H111V236H110ZM110 237L108 236L109 240L111 239ZM126 237H127V238H126ZM129 237H131V238L129 239ZM224 237L227 238V240L224 239ZM235 237H234V238H235ZM8 238H7V241L9 242V243H7V244H9L8 247L12 248V246H13L14 244L11 243V245H10V240H9ZM205 238H206V239H205ZM208 238L211 240V243H212V241L215 242V243L213 242L212 245H213V244H216V245H214V246L217 247L218 249H221V250L216 249V251H215V249H213V248H215V247H213V248L211 247L212 245H211V243L209 242L210 240H208ZM14 239H15V240L17 239L16 242L14 241ZM25 239H26V240H25ZM45 239H46V238H45ZM189 239H192L191 241L193 242V245H194L195 247H193V248L191 247L192 243H191V241H190ZM27 240L30 241V242L28 243ZM100 240L103 241L102 243H104V241H106L105 238H101ZM111 240H112V239H111ZM128 240L130 241V243L128 242ZM131 240H132V245H131ZM179 240H181V241H179ZM184 240H185V244H183V243H184ZM206 240H208V243L206 242ZM225 240H226V241H225ZM231 240H232V242H231ZM250 240H252L253 242H251ZM17 241H19V242H17ZM21 241H22V242H21ZM186 241H188L189 243H188V242L186 243ZM202 241L205 242V243H203ZM216 241H217L218 243H216ZM221 241H222V239H221ZM223 241H222V243H223ZM244 241H245V242H244ZM261 241H262V239H260V244L262 243ZM26 242H27L28 244H27ZM43 242H45V240H44ZM177 242H178V244H179V247H178ZM180 242H181V243L183 242V243L180 244ZM199 242H198V243H199ZM236 242H237V243H236ZM246 242H249V244L246 243ZM256 242H257V241H256ZM258 242H259V240H258ZM125 243H126V245H124ZM206 243H207L208 245H205ZM229 243H228V242H227V243H224V248L227 247L226 244L229 245ZM234 243H235L236 245H234ZM250 243H251L252 245H251ZM120 244H122V242H120ZM217 244H218V245H217ZM220 244H221V243H220ZM243 244H244V246H243ZM263 244H264V241H263ZM263 244H261V245H263ZM22 245H23V246H22ZM27 245H28V246H27ZM174 245H175V246L177 245V247L174 248ZM184 245H185V247H187L188 245H190V246H188V247L186 248V249H188V250H186V249L183 250L184 247L180 248V246H184ZM193 245H192V246H193ZM209 245H210V247H208ZM261 245L258 244L257 246H261ZM15 246H14L13 248H15ZM34 246H35V247H34ZM36 246H37V247H36ZM222 246H223V245H221V247H222ZM254 246H255L256 248H255ZM8 247H7V248H8ZM24 247H23V248H24ZM190 247H191V248H190ZM196 247H197L198 250L200 251V254H198L199 252L197 251V249H195ZM206 247H207L208 249H209V248H210V249H209V250H208V249H205ZM253 247H254L255 249H253ZM262 247H264V245H263ZM29 248H28L27 251L29 252V250H30L31 257H30V256L28 257V255H27L28 253H27V251H26V254H25V255L28 257V258H26V259H32L33 257H35L34 255L37 254V252H36V253H33V252L36 251V250L29 249ZM122 248H123V247H122ZM199 248H201V249L203 248V250H204V249L207 250L206 253L204 252L205 254H209L210 251H212V252L210 253L211 255H210V254L208 255L209 257L206 255V256L208 257L207 261H206L205 257L203 258V256H202V255H203V253H202L203 250H200ZM222 248H223V247H222ZM250 248H251V249H250ZM16 249H17V248H15V250H16ZM43 249H44V247H43ZM43 249H42V250H43ZM133 249H134V250H133ZM181 249H182L183 251L186 250V254H185L184 252H183V253H184V254H183ZM190 249H194V251H191V252H190V251H189ZM243 249H246V250L248 249V250H247V252L244 250V251H245V252H244ZM11 250H12V249H11ZM38 250H39V249H38ZM38 250H37V251H38ZM42 250L40 249L39 251L41 252ZM127 250H128L129 252H127ZM131 250H132V251H131ZM171 250H172V249H171ZM205 250H204V251H205ZM213 250H214L215 252H213ZM31 251H32V252H31ZM43 251H44V250H43ZM43 251H42L41 253H43ZM172 251H173V250H172ZM187 251H188V255H187ZM195 251H197L198 253H195ZM218 251H219V253H220V254L218 253L219 255L217 254ZM221 251H222V252H221ZM227 251H228V252H227ZM44 252H45V251H44ZM189 252H190V253H189ZM208 252H209V253H208ZM136 253H138V252L136 251ZM178 253H179V254H178ZM192 253H193V254H192ZM194 253L197 254V255H195ZM212 253H214L213 255L217 256V258L215 257V261H216V259H217L216 262L213 260L214 257L212 256ZM215 253H216V254H215ZM221 253H222V255H221ZM230 253H231V252H230ZM253 253H255V255H254ZM256 253H257V254H256ZM30 254H29V255H30ZM32 254H33V257H32ZM123 254H124V253H123ZM141 254H142V253H141ZM141 254L139 253V255H140V259H141V260H140V259H139V260H140L141 262L139 263V261H137V263H134V261H136V259L134 258V259H135V260L133 261L134 264H138V263H139V264H142V262H143L142 260H144L143 257H144L145 255H144V256H143V255L141 256ZM189 254H190V255H189ZM201 254H202V255H201ZM205 254H204V256H205ZM250 254H252V255H250ZM259 254H258L257 256H259ZM44 255H45V253H44ZM139 255H138V257H139ZM184 255H187V256H190V257H188V258L185 259V258H184V257H185ZM191 255H192V257H191ZM193 255H194V256H193ZM220 255H221V256H220ZM238 255H239V257H240V260H239ZM240 255H241L242 257H241ZM134 256L136 257L137 255L134 254ZM134 256H133V257H134ZM179 256H180V259H179ZM187 256H186V257H187ZM218 256H219V257H218ZM224 256H225V255H224ZM173 257H172V259H173ZM195 257H196V258H197V257H198V258L200 257V259L203 258L204 261H201L202 259H201V260H199L198 258L196 259ZM236 257H238V259H237ZM248 257H249V258H248ZM263 257H264V256H263ZM189 258H190V259H189ZM193 258H195V259H193ZM209 258H210V259H209ZM219 258H220V259H219ZM241 258H242V260H244V261H241ZM243 258H244V259H243ZM245 258H246V261H248V263L245 262ZM254 258H255V257H254ZM187 259H188V260H187ZM229 259H230V260H229ZM235 259H236V260H235ZM247 259H248V260H247ZM137 260H138V258H137ZM189 260H190V261H189ZM198 260H199V261H198ZM212 260H213L215 263L212 262ZM234 260H235V261H234ZM172 261H173L174 264H175L176 261H177V258H176L175 260L173 259ZM172 261H171V262H172ZM178 261H177V262H178ZM208 261H209V262H208ZM232 261H233V262H232ZM238 261H240V262H238ZM181 262L178 263V264H181ZM221 262H223V261H221ZM224 262H223V263H224ZM250 262H253V259H252V261H251V259H250ZM183 263H182V264H183ZM188 263H187V264H188ZM223 263H218V264H223ZM155 264H156V263H155ZM159 264H160V263H159ZM172 264H173V263H172ZM176 264H177V263H176ZM216 264H217V263H216ZM250 264H251V263H250Z\"/></svg>",
    "mask_w": 264,
    "mask_h": 264
}]
</instances>
